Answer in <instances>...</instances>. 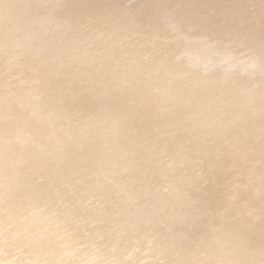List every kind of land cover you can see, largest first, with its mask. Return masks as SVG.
Returning <instances> with one entry per match:
<instances>
[{"label": "bare ground", "instance_id": "1", "mask_svg": "<svg viewBox=\"0 0 264 264\" xmlns=\"http://www.w3.org/2000/svg\"><path fill=\"white\" fill-rule=\"evenodd\" d=\"M5 1V0H4ZM4 1H1L2 3L1 4H4L3 2ZM7 1H10V0H7ZM6 1V2H7ZM12 1V4L10 3L9 5H10V7L7 5L6 7L8 8V10L10 11V8H12L11 7V5H13L14 3H13V1L14 0H11ZM10 1V2H11ZM17 1V0H16ZM19 1V4L22 2L21 0H18ZM21 1V2H20ZM34 1V2H33ZM32 2H31V0L29 1V2H31V4H33V6H37V5H44L45 4V2H44V4H39L38 2H40L39 0H33ZM35 1H36V3H38L37 5L35 4L34 5V3H35ZM43 0H41V2H42ZM61 1V3H62V0H60ZM59 1V2H60ZM67 0H65V2H66ZM76 1V3L78 2V0H75ZM75 1H74V3H75ZM83 1V3L82 4H84V1L85 0H82ZM88 1V0H87ZM87 1L85 2V4H86V6L84 5V6H80V8L81 9H83L82 7H86V9L85 10H87L88 9V6H91L92 5V3H95V4H93V5H97L96 3H97V1L96 2H92L91 0V2H89L88 1V3H90V4H88L87 3ZM104 1V0H103ZM107 0H105V2H106ZM109 1V0H108ZM112 1V0H111ZM118 0H113V2L115 3V2H117ZM122 1V3L124 2L123 0H119V2H121ZM128 1V0H127ZM131 1V0H130ZM129 1V2H130ZM133 1V0H132ZM155 0H151V2H153L154 3V5L153 4H151L149 1H147V5L148 4H151V6H155V4H157L158 5V7H154V8H151V9H158V11L160 10L159 9V6L161 5V3H160V1H158V2H154ZM157 1V0H156ZM167 1V0H166ZM165 1V2H166ZM172 1V0H171ZM175 1V0H174ZM177 1V0H176ZM188 1V0H187ZM194 1V0H193ZM209 1V0H208ZM211 1V0H210ZM221 1V2H220ZM229 1V0H228ZM228 1H222V0H218V4H216V6L218 7L219 6V8H220V4L222 5V7H223V4L224 3H222V2H225V4H224V8H225V5L226 4H228V3H226V2H228ZM238 1V4L241 2V0H236V2ZM240 1V2H239ZM250 1V0H249ZM252 1V0H251ZM254 1V0H253ZM252 1V2H253ZM15 2V1H14ZM53 2V3H52ZM51 3H50V1H48L47 3H46V5L48 4V6H47V8H49L48 9V12L49 11H52V10H50V9H53V7L58 3V0H57V3L54 5V3H55V1H52ZM64 2V1H63ZM79 2H80V0H79ZM99 5L101 4V2H102V0H99ZM110 2V1H109ZM112 2V3H113ZM119 2H118V4H119ZM126 2V1H125ZM134 2H138V1H134ZM144 2H146V1H144ZM149 2V3H148ZM162 2V5L164 6L165 4H168V6H169V8H170V6L171 5H169V1H167L166 3L165 2H163V0L161 1ZM180 3H181V1H179ZM196 2V1H195ZM195 2H193V3H195ZM199 2V1H198ZM213 2H214V0H213ZM242 2H244V0L242 1ZM242 2H241V4H242ZM255 2H256V0H255ZM259 2V1H258ZM16 3V2H15ZM24 3V2H23ZM23 3H21L20 5L22 6V4ZM26 4H27V2H25ZM24 3V4H25ZM43 3V2H42ZM60 3V4H61ZM67 4H68V7L70 8V6H72L74 3H73V0H68L67 2H66ZM66 3H62L61 5H62V7H64V6H66L67 4ZM73 3V4H72ZM103 3V2H102ZM111 3V2H110ZM112 3H111V5H112ZM121 3V4H122ZM140 3H142L143 4V1L141 0L140 1ZM160 3V4H159ZM189 3V2H188ZM211 3V2H210ZM251 3V2H250ZM260 3H262L261 1H260ZM260 3L259 4H257V5H259V7H260ZM8 4V3H7ZM31 4H29L28 6L27 5H25V7L27 6L28 7V9H27V7H26V9L24 10V14H27L28 13V11L27 10H29V6H32ZM49 4L52 6V4L54 5V6H52L51 8H50V6H49ZM59 4V3H58ZM58 4H57V6H58ZM60 4H59V6H58V8H59V11L60 10H63L62 9V7H61V9H60ZM63 4H66V5H63ZM106 5L104 6V7H108V5H107V3H105ZM125 4V6L128 4V2L127 3H124ZM142 4H140V5H142ZM185 4V3H184ZM206 4H208L209 5V2H207ZM215 4V3H214ZM237 4V3H236ZM241 4H239V5H241ZM248 4V3H247ZM253 4H255V3H253ZM252 3H251V5H253ZM18 4H15V6L16 7H18L17 6ZM70 5V6H69ZM75 5V4H74ZM74 5L72 6V8H74ZM77 5V4H76ZM99 5H97V8H99L98 6ZM102 5V4H101ZM104 5V4H103ZM103 5H102V7H103ZM115 4H113L112 6H114ZM120 5V4H119ZM131 5V4H130ZM133 5V6H132ZM132 5H131V8L129 7V4L127 5L129 8H130V10L134 7V5H136L135 3H133L132 2ZM139 5V4H138ZM146 5V6H147ZM160 6V8L161 7H163V6ZM176 5V4H175ZM189 5V4H188ZM194 5V4H193ZM193 5H191V6H193ZM208 5L206 6V7H208ZM212 5V4H211ZM246 5V4H245ZM1 6V5H0ZM15 6H13V7H15ZM24 6V5H23ZM94 6V7H95ZM112 6H109V7H111L112 8ZM116 7H118V5L116 4L115 5ZM114 6V7H115ZM127 6H126V8H127ZM137 6V5H136ZM135 6V7H136ZM145 5H144V7H146ZM150 5H148L147 6V8L149 7ZM150 6V7H151ZM167 6V7H168ZM187 6V5H186ZM198 6L200 7V5L198 4ZM210 6V5H209ZM212 6H214V5H212ZM212 6H210V7H212ZM216 6H214L215 8H216ZM241 6H243V4L241 5ZM250 6V5H249ZM262 6H264V4H262L261 5V7ZM3 7V6H2ZM1 7V8H2ZM6 7H4L5 9H6ZM37 7H39V8H41V6H37ZM44 7V6H43ZM43 7H42V9H40L42 12H43ZM46 7V6H45ZM44 7V12H47V11H45L47 8H45ZM56 7V6H55ZM55 7H54V11L53 12H55V11H57L58 12V9L57 10H55ZM77 7V6H76ZM101 7V8H102ZM103 7V8H104ZM108 7V8H109ZM113 7V9H114V12H120L119 10H121V8L123 9H125V11L126 12H128L129 11V8L128 9H126L125 7H122V6H119L120 7V9L118 8H114ZM138 7V6H137ZM142 6H140V7H138V9H139V11H138V13H140V16H141V12H143L142 13V16H147V14H148V21L147 22H144V20H146V18L145 19H143V17H140V18H142L143 19V21H142V19L139 21L138 19H139V15L137 14V9H136V13H134L133 12V10H135L134 8H133V10L132 11H129V14L130 15H132L133 13V15L135 16V14H137V16H133V18H135L136 20H138L139 22H141L142 21V24H140L141 26V28H146L147 27V25H145L144 23H149L150 24V22H149V20H150V17H152L151 18V20L152 19H154V20H157L156 18L158 17V15H161V16H163V13H164V15H165V12H166V10L164 9V7L163 8H161L162 9V12H160L159 11V13H161V14H155L156 13V11H154L155 13H152V14H154V15H156L157 17H153L152 15H151V13L148 11L147 12V10H146V13L147 14H144L145 12V9H140ZM149 7V8H150ZM166 7V9H168V11H170L169 10V8H167ZM176 7H177V5H176ZM175 6H174V10L176 9V11L179 9L178 7L176 8ZM185 7V6H184ZM198 7V8H199ZM210 7H208V8H206V9H209ZM222 7H221V9H222ZM227 7V6H226ZM228 7H230V3L228 4ZM233 7V6H232ZM236 7V6H235ZM258 7V6H257ZM256 7V9H258ZM0 8V9H1ZM19 8V7H18ZM33 8V7H32ZM32 8H30L31 9V11L32 10H34V8L32 9ZM57 8V7H56ZM64 8H67V7H64ZM68 8V9H69ZM78 8V9H77ZM77 8H75V9H77V10H79V7H77ZM101 8H99L100 10H102ZM108 8H104V9H108ZM111 8H109V9H111ZM143 8V7H142ZM171 8H172V6H171ZM181 8V7H180ZM218 8V9H219ZM231 8V7H230ZM248 8V7H247ZM5 9L3 10V12H2V10H1V14L2 13H4V11H5ZM23 9V8H22ZM22 9L20 8V9H18V12H22ZM36 9V12H38L37 10H38V8H35ZM91 9H93V7L92 8H89V10H91ZM98 9V10H99ZM104 9L101 11V12H103L104 11ZM112 9V10H113ZM115 9H116V11H115ZM184 9V8H183ZM187 9H190V11H184V12H182L180 9V16H178V18L180 17L181 18V16H182V18H183V20L185 21V23L183 22V24L181 25L180 23L178 24L179 25V27H177V24H176V21L177 20H175V23H172V21H170L171 23H170V25H169V23L167 24V18L168 17H170V16H172V13H175V12H172L173 11V9H171L172 11H170L171 12V15L170 16H168L169 15V13L167 12L166 13V15L168 16H165L166 18H164L163 20L165 21L166 20V24L169 26V28L171 29V32H172V28H173V25H174V30H173V34H174V32L176 31L177 33H178V30L181 28H184L186 25H188V24H190V23H192L193 21H195L196 20V18H197V16H195L194 14L192 15L191 14V11H192V8L190 7V8H185V10H187ZM216 10V11H220V10ZM226 9H228V8H226ZM225 9V10H226ZM236 9H238V11L239 12H242V11H240V9L239 8H236ZM244 9V8H243ZM246 9V8H245ZM264 9V8H263ZM262 9V10H263ZM7 10V9H6ZM11 10H13V9H11ZM15 10L17 11V9L16 8H14V12H15ZM70 11L72 10V9H69ZM77 10H75L76 12L75 13H77V12H79V11H77ZM85 10H83V11H85ZM88 10V11H89ZM96 7H95V9H93V11H92V13L94 14H92L91 13V11H90V15L91 16H95L96 15ZM128 10V11H127ZM150 10V9H149ZM211 10H213L214 11V14H215V10L214 9H211ZM210 10V11H211ZM224 10V9H223ZM230 10V9H229ZM229 10H228V12H229ZM251 10V9H250ZM258 10H261V9H258ZM257 10V11H258ZM259 11L261 14L262 13H264V11ZM27 11V13H25ZM35 11V10H34ZM40 11V12H41ZM64 11H66L65 9H64ZM64 11H62V12H64ZM70 11H68L69 12V14L70 15H72V13H73V15H75V13L73 12L74 10H72L71 12ZM81 11V17L82 16H84L85 18H83V19H86V16L87 17H89L88 15H89V12H87V11H85L86 13H88V14H85V15H83L84 13H83V11L82 10H80ZM106 11V10H105ZM110 12H111V10H109ZM109 11H106V12H108L109 13V16L108 17H110L111 19H110V21H112V20H114L113 19V16H114V18L115 19H118V20H120L119 19V17L122 15L123 17L124 16H126L128 13H126V15H124V14H122L123 12H121L120 13V16L118 15L119 13L117 12L116 14H117V16H116V14L115 15H111L110 16V12ZM150 11H152V10H150ZM152 11V12H153ZM158 11H157V13H158ZM194 11V10H193ZM208 11V10H207ZM206 11V12H207ZM13 12V13H14ZM29 12H30V10H29ZM61 11H60V13H62ZM67 12V11H66ZM65 12V13H66ZM98 12H100V11H98ZM101 12H100V15H101ZM106 12H104V13H106ZM113 12V11H112ZM132 14H131V13ZM222 12H225V11H220V14L222 13ZM226 12H227V10H226ZM235 12H237V10H234L233 11V14L235 13ZM238 12V14L236 13L235 14V18H236V15L238 16L240 13ZM10 13V12H9ZM8 13V14H9ZM31 13V12H30ZM56 13V12H55ZM208 13H209V11H208ZM210 13H212V12H210ZM232 13V12H231ZM11 14V13H10ZM42 14H45V13H42ZM49 14V13H48ZM51 14V13H50ZM57 14L58 13H56V15H54V14H52L51 15V17H53L52 19H53V21L56 19V17L57 18H60V17H58V16H61V15H58L57 16ZM68 13H66V16H68L67 15ZM144 14V15H143ZM149 14H150V17H149ZM178 14V13H177ZM177 14H174V15H177ZM217 14V13H216ZM219 13H218V15L217 16H219L220 15ZM224 14V13H223ZM230 13H227V14H224V16L225 15H229ZM243 14V13H242ZM245 14V13H244ZM247 15H249L248 14V12L246 13ZM245 14V16H247ZM16 17H17V19H18V14L16 15V14H14ZM32 15H38V17H42V16H40L39 14H31L30 16H31V19H32ZM47 15V14H46ZM69 15V16H70ZM72 15V16H73ZM98 15V16H97ZM96 16H97V18L98 17H100L99 16V14H97ZM102 15H104L103 13H102ZM129 15V16H130ZM210 15V14H209ZM212 15H213V13H212ZM47 16H49V15H47ZM65 16V15H64ZM71 16V17H72ZM89 17V18H95V17ZM105 16H107L106 14H105ZM121 16V17H122ZM160 16V17H161ZM206 16H207V14H206ZM214 16V15H213ZM224 16H222L221 15V17H218V19L215 17V19L214 20H216V24H217V26H218V22H217V20L219 21V19H221L222 17H224ZM231 16V15H230ZM229 16V17H230ZM241 16V14L239 15V17ZM244 16V15H243ZM251 16V15H250ZM249 16V17H250ZM14 16H12V15H0V21L1 22H3V24L4 23H6L7 25H9L11 28H15V21L17 22H19V24H18V22H17V27H18V25H19V27H20V29H21V26H23L24 25V20L23 19H26L25 21H27V17L26 16H24V17H26V18H23L22 19V17L23 16H21V18L19 17V20H15L14 18H13ZM37 17V16H36ZM38 17H37V20H38ZM44 17V16H43ZM50 17V16H49ZM50 17V18H51ZM71 17H68L69 18V22L70 23H68V21H66L65 23L66 24H68V25H66V26H70L71 25V21H72V23H75V22H77L78 20H80V19H78V15L76 14L75 16H74V19L77 17V21L76 20H72L73 19V17H72V19H70ZM118 17V18H117ZM120 17V18H121ZM126 17H128V16H126ZM138 17V18H137ZM160 17H158V18H160ZM249 17H247V18H249ZM45 18V17H44ZM43 18V19H44ZM50 18H48L49 20H46L47 19V17H46V19H45V21H47V22H43V21H41V23H39V26H40V28H41V26H42V28H43V26L45 25L46 26V28H47V30H49V32H50V29H51V27H52V30H54L57 26L55 25V24H53V22L50 24V25H52V26H50L49 27V25H48V21H50L51 19ZM80 18V17H79ZM97 18H95L96 20H98ZM101 19H102V17H100ZM129 18V17H128ZM128 18H122V22H121V20L120 21H115V23L112 21V23L114 24H112L113 25V27L115 26V24H121V23H123V20L124 21H128ZM130 18H132V17H130ZM132 18V20H133V22H134V20L135 19H133ZM177 18V19H178ZM211 18V17H210ZM209 18V19H210ZM214 17H212V19H213ZM225 18H227V17H225ZM231 18V17H230ZM241 18V17H240ZM240 18H239V20H240ZM247 18H246V20H247ZM253 18V17H252ZM263 18V16L261 17V19ZM28 19H30V17L28 18ZM42 19V20H43ZM62 19H63V16H62ZM82 19V18H81ZM82 19V20H83ZM125 19H127V20H125ZM169 19V18H168ZM223 19V18H222ZM222 19H221V21H222ZM228 19V18H227ZM227 19H224L225 21L227 20ZM237 19V18H236ZM244 19V18H243ZM242 19V20H243ZM253 19H257L256 21H258V18H253ZM15 20V21H14ZM21 20H23V22L20 24V22H21ZM33 20L35 21L36 19L35 18H33ZM57 20V19H56ZM56 20H55V22H56ZM60 20V19H59ZM59 20H58V22H59ZM78 21V23H79V25L80 24H82V22L83 21ZM96 20H94V21H96ZM100 20V19H99ZM96 21L97 23H95V22H91V21H93V20H91L90 21V23L93 25L92 27H91V24L89 25L90 26V30H91V28L93 29L94 28V26H96V25H94V23L95 24H99L98 22H100V21ZM150 20V21H151ZM159 20V19H158ZM158 20H157V22H158ZM163 20L161 19V21L163 22ZM205 20H208L207 18H205ZM211 20V19H210ZM231 20H232V18H231ZM246 20H244V21H246ZM252 20V19H251ZM251 20H250V22H251ZM85 22H86V20H84ZM102 22H103V20H101ZM129 21H130V19H129ZM129 21L126 23L125 22V24L122 26L121 25V27L120 28H122V27H124L125 25H126V27H128V23H129ZM153 21V20H152ZM151 21V23L153 24V22ZM182 21V20H181ZM209 21V20H208ZM208 21H206V22H208ZM229 21V20H228ZM227 21V22H228ZM233 21V20H232ZM248 21H249V19H248ZM248 21H246V22H248ZM27 22H29V20L27 21ZM32 21L30 20V22H29V24H32L31 23ZM42 22H43V24H42ZM51 22V21H50ZM54 22V23H55ZM81 22V23H80ZM107 22V20H105L103 23L105 24ZM109 22V21H108ZM118 22H121V23H118ZM138 22V23H139ZM144 22V23H143ZM156 22V23H157ZM161 22V23H162ZM178 22H180L179 21V19H178ZM203 22V21H202ZM211 22V24H213L212 23V21H210ZM210 22H208V23H210ZM234 22V21H233ZM238 22H240V21H238ZM259 22V21H258ZM260 22H262V21H260ZM14 23V24H13ZM26 23V22H25ZM34 23V22H33ZM45 23H47V24H45ZM59 23H61V22H59ZM77 23V24H78ZM102 23V25H101V27L104 25ZM132 22H130V24H131ZM136 23V22H135ZM137 23V24H138ZM234 23H237V21L236 22H234ZM245 23V22H244ZM243 23V24H244ZM253 23H255L254 22V20H253ZM23 24V25H22ZM35 24H36V26H37V22H35ZM35 24H32L33 25V30H34V25ZM42 24V25H41ZM76 24V25H77ZM87 24H89V22H87ZM108 24H110V22L109 23H107L106 25H107V27L105 28V27H103V28H101L100 27V30L102 29V31H104V28H105V31H107L106 29L108 28V29H110V28H113V27H111L112 25H108ZM136 24V25H137ZM145 25V27H143L144 25ZM149 24H148V26H149ZM152 24H150L151 26H152ZM155 24V23H154ZM153 24V25H154ZM158 24H160V22H158ZM158 24H156V25H158ZM164 23H162V24H160L161 26L163 25ZM165 24V26H167ZM210 24V25H211ZM238 24H240V23H238ZM248 24V23H247ZM247 24L245 23L244 25H245V27L247 26ZM261 24V23H260ZM262 24L264 25V23L262 22ZM261 24V28H262V25ZM1 25V24H0ZM47 25H48V27H47ZM60 25H62L63 26V24L61 23V24H58V26H60ZM64 25V27H66ZM100 25V24H99ZM133 25H135L134 23L132 24V26ZM139 25V24H138ZM156 25H154V26H156ZM160 25H158V28H159V26ZM172 25V26H171ZM199 25H202V24H199ZM206 24H203L202 26H205ZM208 25V24H207ZM206 25V26H207ZM209 25V26H210ZM214 25H215V22H214ZM227 25V24H226ZM225 25V26H226ZM230 25H232V23H230L229 24V27H230ZM249 25V24H248ZM251 25V24H250ZM2 26V25H1ZM14 26V27H13ZM26 26H28V28H30V26L28 25V23L26 24ZM26 26H23L24 27V30L23 31H29L28 30V28L26 27ZM39 26L37 27L38 28V30L40 29L39 28ZM45 26H44V28H43V30L44 29H46L45 28ZM53 26H56L54 29H53ZM62 26H60V30H58V31H61V27ZM72 26H75V24L74 25H71L69 28L70 29H72L71 27ZM85 26V25H84ZM87 27H88V25H86ZM86 26H85V28H82L81 26V28L84 30H86V29H89V27L88 28H86ZM105 26V25H104ZM109 26H110V28H109ZM117 26V25H116ZM150 26V28H152ZM153 26V27H154ZM172 28H171V27ZM184 26V27H183ZM191 26V25H190ZM197 26H198V24H197ZM205 26V27H206ZM223 26H224V24L222 25V23H221V26H219V27H221V28H223ZM236 26V25H235ZM235 26H233V28L235 27ZM253 26V25H252ZM255 27H256V29H257V27L258 26H256V25H254ZM22 27V28H23ZM63 27V28H64ZM77 27V26H76ZM99 27V26H98ZM98 27H95V29L96 28H98ZM125 27V28H126ZM129 27H131V25L129 26ZM128 27V28H129ZM157 27V26H156ZM176 27V28H175ZM205 27L203 28H201V29H203L204 31H206V33H207V29L209 28L208 26L206 27L207 29L205 30ZM216 27V26H215ZM214 27V28H215ZM218 27V28H219ZM237 27V26H236ZM242 27V24H240V28ZM244 27V26H243ZM248 27V26H247ZM246 27V28H247ZM250 27V26H249ZM25 28H27V29H25ZM32 28V27H31ZM37 28H35V30H36V32H34L35 33V35H34V33H32L33 34V36H36V37H41V33H42V31L43 30H41V33H39V31H38V33H39V35L40 36H38V34H36L37 33ZM49 28V29H48ZM67 28V27H66ZM66 28H64L63 29V32L65 33H67V31L69 30L70 31V29H68L67 31H65V29ZM81 28H79V29H81ZM114 28H116V27H114ZM118 28H119V25H118ZM125 28H123V29H125ZM128 28H126L127 30H128ZM132 28H134L133 30H132ZM131 28V33H133V31L134 30H136L137 29V27L135 28V26H133ZM141 28H139L138 27V29H141ZM149 27H148V29H150ZM158 28H157V30H158ZM161 28V27H160ZM187 28V27H186ZM185 28V29H186ZM213 28V26H212V28H211V30L212 29H214ZM226 28H228L227 26H226ZM238 28H239V26H238ZM246 28H243V29H246ZM251 28H253V27H251ZM251 28H249V29H251ZM260 28V27H259ZM258 28V29H259ZM261 28H260V30H261ZM18 29V28H17ZM16 28H15V30L16 31H18V30H20V29H18L17 30ZM57 29V28H56ZM58 29H59V27H58ZM78 28H76V30H75V32L74 33H76V35L75 36H73L74 35V33L72 34V36L69 34V33H67L66 35L65 34H63V35H65V36H71L72 37V39H73V37L75 38L76 36H77V33L78 32H76L77 30H79ZM99 29V28H98ZM125 29V30H126ZM147 28L145 29V30H148ZM154 29H156L155 27H154ZM162 29V28H161ZM160 29V30H161ZM163 29H164V27H163ZM170 29L168 30V31H170ZM180 29V30H181ZM188 29H190V28H187L186 30H188ZM194 29V28H193ZM210 29V28H209ZM216 29V28H215ZM224 29V28H223ZM230 29V28H229ZM236 29V28H235ZM4 31V32H1V31ZM9 31H7V32H5V29H4V27H3V29H0V45L1 44H8V45H5V48L8 50L9 49V47H11L12 46V44L10 43L12 40V35L10 36V34L11 33H13V31H10V30H12V29H8ZM22 30V29H21ZM20 30V31H21ZM46 30V31H47ZM84 30V32L85 33H82L83 31L82 30H79V32L80 33H82V36H79L78 35V40H79V42H81L82 43V41H84V39H85V37L87 38L86 40H88V37L87 36H85V34L87 33V35H89V31L90 30H86L85 31ZM100 30H98V32H96V35H100V33L102 34L103 32H99ZM116 30H117V28H116ZM116 30H110V32L109 31H107V32H109L108 34V36L109 37H107L106 35H107V32H105V34L106 35H104V38H105V42H103V43H106L107 41L106 40H108V44H111V45H115V44H113V43H110L109 41H111L113 38V36L115 35L114 34V31H116ZM124 30V32H123V34H124V38H123V35H121V37L123 38L122 40L124 41L125 40V38L126 37H129V35H128V33L130 34V37L132 36V34L130 33V31H128V33H127V35H126V37H125V34H126V32H127V30L125 31ZM130 30V29H129ZM191 30V29H190ZM196 30V29H195ZM211 30H210V32H211ZM217 31L219 30V29H216ZM228 30V29H227ZM237 30V29H236ZM252 30V29H251ZM264 30V28H262V31ZM14 32V33H17L18 34V32ZM19 31V32H20ZM30 31H32V30H30ZM29 31V32H30ZM45 31V30H44ZM43 31V33H45ZM58 31H56L55 30V33L56 32H58ZM92 31V30H91ZM90 31V32H91ZM94 31V33H95V30H93ZM118 31V30H117ZM121 33H122V29H120L119 30ZM140 31V30H139ZM151 31H153V28L151 29ZM151 31L149 32V30H148V33H150L151 34ZM162 31V30H161ZM165 32L167 31V29H166V27H165V30H164ZM182 31V30H181ZM189 31V30H188ZM194 31V30H193ZM204 31H202L203 33H205ZM213 31V30H212ZM215 31V30H214ZM213 31V33H216V32H214ZM220 31V30H219ZM224 31H226V30H223V33H224ZM235 31V30H234ZM246 31H248V28H247V30ZM62 32V31H61ZM73 32V31H72ZM120 32H117V33H120ZM142 32V31H141ZM141 32H140V34H141ZM143 32H144V29H143ZM154 32H155V30H154ZM154 32H152V35H157L156 33H158V31L156 32V33H154ZM160 32V31H159ZM165 32H162L163 34H167V32L165 33ZM180 32V31H179ZM200 32H201V30H200ZM199 32V33H200ZM209 32V31H208ZM209 32V33H210ZM221 32H222V29H221ZM227 32V34H228V31H226ZM225 32V33H226ZM240 32V34L239 35H241V32H242V30L241 31H239ZM243 32H244V30H243ZM242 32V33H243ZM248 32H250L251 33V31H248ZM247 32V33H248ZM254 33L253 34H255V32H256V30L255 31H253ZM257 32H259V30L257 31ZM256 32V34L255 35H258L259 33H257ZM264 32V31H263ZM262 32V33H263ZM13 33V34H14ZM23 33H25L26 34V32H23ZM28 33V32H27ZM31 33V32H30ZM29 33V37L27 36V38L26 39H29V38H31L32 36V34H30ZM42 33V34H43ZM47 34H48V31L46 32ZM139 32H137L136 34H138ZM146 33V31L144 32V37H147L146 35L148 34H145ZM161 33V32H160ZM159 33V34H160ZM177 33H175L174 35H176L175 37L172 35V33L170 34L169 33V35H170V37L168 36V40H166L165 39V37L161 34V38H162V36H163V40H164V44L162 45V46H166V43H165V40L166 41H169L170 42V40H171V37L173 36L174 38H178V39H180V50L182 49V42H181V40L182 39H186V38H182V36L183 35H186V34H188L189 32H185L186 34H184L183 32V34H181L182 36H180V35H178V36H180V38L177 36ZM206 33H205V35H206ZM212 33V32H211ZM210 33V34H211ZM212 33V34H213ZM236 33V32H235ZM234 33V34H235ZM245 34V35H248V34H250V33H248V34ZM17 34H15V35H17ZM47 34H45V35H47ZM52 34V33H51ZM61 34V33H60ZM69 34V35H68ZM83 34H84V37H83ZM91 34L92 35H94L93 34V32H91ZM90 34V35H91ZM110 34L112 35V34H114V35H112V37H110ZM135 34V33H134ZM135 34V35H136ZM140 34H138V35H140ZM158 34V35H159ZM221 34V33H220ZM252 34V36H255V35H253ZM14 35V38H16V42H22V38H24V37H26V36H24L23 34H18V35H22V36H24V37H22V38H20V37H18V38H20L19 40H18V38H17V36H15ZM26 35H28V34H26ZM45 35H43L42 37H44ZM55 35V34H54ZM59 35V34H58ZM62 35V34H61ZM60 35V36H61ZM91 35V36H92ZM135 35H134V37L133 38H135ZM149 35V34H148ZM152 35H149L150 37V40H151V36ZM154 35V36H155ZM172 35V36H171ZM189 35V37H191V35L190 34H188ZM187 35V36H188ZM194 35V34H193ZM192 35V37L191 38H189V41L192 39V41H194L193 40V37H195V36H193ZM197 36H198V34H196ZM207 35H208V33H207ZM238 35V37L237 38H239L240 36ZM262 35V34H261ZM50 37V33L47 35V37ZM52 36H53V34H52ZM51 36V37H52ZM57 36V35H56ZM106 36V37H105ZM141 36V35H140ZM140 36H138V37H140ZM142 36V37H143ZM186 36V37H187ZM209 36V35H208ZM210 36H212V35H210ZM209 36V37H210ZM215 36H218V37H214V39L216 38H218V41L215 43V44H218L217 46L219 47V45H220V43H219V38H222V36L223 37H225V35L224 34H222V35H218V32H217V35L215 34ZM221 36V37H220ZM229 36H231L232 37V35H229ZM234 36V35H233ZM248 36H251V35H248ZM251 36V37H252ZM36 37H34V38H36ZM41 37V38H42ZM46 37V36H45ZM47 37H46V39H47ZM51 37L50 38H48V40L47 41H49V39H51ZM93 37V36H92ZM97 38H100L101 39V36H96ZM95 36H94V39H92V40H90V38H89V43L90 42H92V44L90 43V44H88V45H86L85 44V42H86V40L84 41V44L85 45H81V46H83V48L85 47L86 48V46L88 47V48H91V52L94 50V45H95V41H97L98 39L96 38ZM102 37H103V35H102ZM118 37V36H117ZM132 37H131V39H132ZM156 37V36H155ZM158 37V36H157ZM160 37V36H159ZM185 37V36H184ZM200 37H204L203 36V34H202V36H200L199 35V38ZM208 37V38H209ZM228 37V35L226 36V38ZM230 37V38H231ZM246 37V36H245ZM244 37V40L246 39ZM262 37H263V39H264V34L262 35ZM261 37V38H262ZM11 38V39H10ZM53 38H55L54 36H53ZM70 38V37H69ZM82 38H84V39H82V41H81V39ZM109 38L111 39V40H109ZM136 38H137V36H136ZM152 38H153V36H152ZM161 38H160V40H159V42L161 41ZM167 38V37H166ZM176 38V39H177ZM188 38V37H187ZM204 38H206V37H204ZM204 38H203V40H204ZM229 37H228V39H230ZM254 38V37H253ZM252 38V39H253ZM256 38V40H254V41H252L251 40V42H250V40H249V42L250 43H257V45H256V48H258L259 46H261V47H264V43H263V39H261V40H263L262 41V43H263V46H262V44H260L259 45V43L257 42V37H255ZM45 39V38H44ZM67 39V38H66ZM77 39V37L75 38V40ZM96 39V40H95ZM99 39V40H100ZM114 39H115V42L117 41L120 45H122V46H118V44H117V42H116V45L117 46H112V49H111V52L113 51V53H111V54H113V56H114V58L116 57V54H114V51H115V53H116V50H117V52H119L118 51V48L120 47V48H122L123 46H124V44L127 42V40H126V42L124 41V44L122 43V40H121V38H116V35H115V37H114ZM117 39V40H116ZM128 39V38H127ZM131 39H129L128 40V43L130 42V46L129 47H131V49L133 48V44L135 43V41H132V42H134V43H132L131 42ZM138 39H140V38H138ZM143 39V38H142ZM141 39V40H142ZM154 39V38H153ZM175 39V40H176ZM177 39V40H178ZM198 38H196V40H197ZM207 39V38H206ZM240 39L242 40V38L240 37ZM239 39V40H240ZM14 40V39H13ZM18 40V41H17ZM35 39H33V41H34ZM59 40V39H58ZM57 40V41H58ZM70 40H71V38H70ZM74 40V39H73ZM73 40H72V42H73ZM78 40H76L77 41V43H78ZM95 40V41H94ZM98 40V41H99ZM102 40V39H101ZM101 40L98 42H96V43H98V44H96V49H97V47L99 46V45H102V43H101ZM121 40V41H120ZM144 40L145 39H143L141 42H143L144 44L146 43V42H148L149 40H148V38L145 40V42H144ZM157 40V39H156ZM155 40V41H156ZM162 40V41H163ZM173 40V39H172ZM188 40V39H187ZM195 40V41H196ZM199 40V39H198ZM209 39H207V40H204V41H207L208 42V44H210L211 43V41L209 40ZM227 40V39H226ZM244 40H242L243 42H244ZM260 40V38L258 39V41ZM261 40H260V42H261ZM52 41H56L55 39L53 40H50L49 41V43H50V45H52V46H54L55 47V45H57L56 47H57V49L56 48H52L51 46V48H48V50H46V51H43L44 49V46H43V48L41 47L42 45H44V44H42V43H38V41H37V43H35V44H37L36 46H31V45H29V47L30 48H28V49H32V48H36L37 46H40L41 48H38V50L39 49H42V50H39V51H41V53H43V52H45L46 54H47V52H49V49H51L50 51H53L55 54H54V56L52 55L53 54V52H51L52 54H50V52H49V54H47L48 56H50V57H48L47 55V57H44V55L45 54H40L39 52H38V50H34V51H37V55H41V57L42 58H40L39 56V58H37L36 56V52H34V51H30V50H27V46H28V44H27V42H26V45L25 44H23V45H25L26 46V49H25V52H24V54H25V56L26 57H24V58H19L20 56H18V58L17 59H15V57H17V55L15 54V56L14 57H12L13 55H14V51H16V50H14V48H12L13 50L11 51V53H13V54H9V52H7L9 55V57L7 56V54H5L6 55V57H5V60H6V58L8 57V58H13L14 60H13V62L17 65V67H20L19 69H21V71H23L22 69H24V71H23V74H19V75H21L19 78H17L16 76H17V74H15L16 73V68H15V71L13 70V72H15L14 74H13V72L11 73V74H9V75H15L14 77L16 78V80H18V85L20 86L21 84H22V82H23V84L26 86H24V85H22V86H24L25 87V89H23L21 86V88H18L19 86L18 85H16V87L19 89V90H16V91H20V89H22V90H24V91H20L19 93H20V95H19V93H18V97L20 96V99L22 100L23 99V102H20L19 101V104H17V105H15V104H12V102L11 101H15L16 99H13L12 97H11V95H13L12 93H11V91L9 92L8 90H9V88L7 89V87H8V84L6 83V81H5V85H7V87H4V84H3V86L1 85V83H0V214L5 210V209H8V208H12V209H14L15 211L17 210V213H14V210H13V213H11L13 216L12 217H14V218H16V216H18V215H16V214H18V210H19V212H20V210L23 208V207H25V209H26V207H31V206H34V207H37V206H44V208L46 207V209H47V211L49 212H51L52 210H53V208H54V201H53V199L51 198V194L52 193H50V190L52 189V186H54V184H55V186L53 187V188H55V189H52V190H56V191H61L60 190V188H58V187H63L62 185L61 186H58V185H56L57 183H60V184H67L68 182H70L71 180H73V179H75L76 177H77V180H75L76 181V183H77V181L79 182L81 179V181H82V183H83V189L81 190L82 192L84 191V192H94V195H96L97 196V194H95V192H97V191H99V190H103L104 189V193H105V190H106V192L108 193V194H110V196H113V195H115L116 196V193H119V192H121V194H123V193H125L126 195H129V194H132L131 196H135V198H136V196L137 195H135L137 192H136V190H134V192H133V190H132V188H131V190H132V192L134 193H132L131 192V190H128V189H126V188H118V192L116 191V188H114V186L112 185L113 183H114V181H113V179L111 178V177H109L108 175H112V176H114L116 173H117V167H121L122 165H120V166H118L119 165V163L117 162V161H119L120 159H117L118 157H120V156H118V154H123V156H125V154H127L128 153V156L126 155L125 157H123V156H121V158H124L125 159V161H126V164H127V168H128V170L130 169V170H133L132 172L134 173V171H136L135 169H137V167H138V169H139V165H140V167H141V165L142 166H144L145 167V169H144V167H143V171L144 170H146V166L148 167V169H149V173L151 174V176H155L156 175V173H155V169L154 168H158V166H156L155 167V164H154V162H156L155 160H157V159H161V158H159V156L161 155V152L162 153H165V152H167L166 151V149H168V150H170L169 148H167V147H169L171 144H170V142H168L169 143V146H168V143H167V145H165L162 141L164 140L165 141V139H161V140H159L160 142H162V144L160 143V142H157L154 146H152L151 147V145H150V143L151 142H153L154 143V141L156 142V141H158V139L159 138H161V136H163L165 133H167V135H168V133H169V128H168V126H173V128H171L170 129V132H173L174 130V128H176V124L178 125L179 123H175V125H174V116H173V121H172V119H171V124H173V125H168L170 122L169 121H167V119L169 118V117H172L171 115H169L168 113L169 112H171L173 115H175V114H177L176 112H175V110L172 112V110L170 109V105H172V107L173 106H175L176 104H179L180 102H179V100L183 103V104H185L186 105V103H191V100H193V99H189L190 101L189 102H187L188 101V97H187V99H185L184 101H186L185 103L183 102V100H181V98L182 99H184L185 98V96H188V94L192 91V90H190V89H192V88H184V93H187V92H189L188 94H186V95H184L183 93H182V91H173L172 92V90H171V88L170 87H167L168 85H169V82L170 81H172L173 79H171L170 80V76L169 75H167L169 72H171L172 73V70H173V67L171 66V68L170 69H172L171 71L169 70V71H167L168 69H169V66L172 64L173 66H174V64H176V66L175 67H178L179 65H181V60H182V62H184L185 60H184V58H187V57H189V56H184V57H182V55H185V54H182L186 49H187V47H185V49H184V51L182 52V53H180L179 52V49L176 51V53L174 54V50H175V47H173V44H171L172 42H170L169 44H170V46L169 47H171V45H172V49H174L172 52H171V48H169V50H167V51H169V53L170 54H172V55H169L170 57V59H172V56H175V55H178L177 57L178 58H173V60H171L172 61V63H170L171 61H170V59H169V63H170V65H169V63L167 62L165 65L163 64V62L161 61V60H159L158 62H156L155 60V62L158 64L159 63V65H164V66H166L165 68H164V70H163V67L161 68L162 69V71L161 70H159L160 68H158V67H160V66H158L157 67V65L155 66V69H154V67L152 66H150L149 67V70L152 68V69H154V71H156V73H157V70L156 69H158L159 71H160V74H161V72H163V71H165V74H166V71L168 72L166 75L167 76H169V77H165L166 75H164V77L165 78H162L163 80L164 79H166V78H168L170 81L169 82H167L168 81V79H166L167 81V83L166 82H164L162 79H161V75H159L160 76V80H162V82H164L163 83V85L165 84L166 86L165 87H167V89L163 86L162 87V82L161 81H158V82H156V84L154 85L155 87H158V86H160L161 88H165V89H161L162 91H160V88L158 87L157 88V90L159 89V91H157L156 90V88L155 87H152L153 85H149L148 83L149 82H151V81H147L146 82V86L145 87H148L149 86V88H150V86L156 91V92H158L156 95H154L153 97L154 98H151L152 96L150 95L152 92H155V91H152L151 93H149V95L151 96V97H148V96H146L147 94H148V92H149V90L147 91V90H145V89H143L144 90V92H141L140 93V90L142 89V85H141V83L140 82H142V81H144L145 80V76H147L148 74L150 75V73H145V74H143V75H141L142 77V79H139L138 78V76H134V73H131V71H132V66H131V70L126 74V75H124V76H126V77H124L123 76V74H125V72H127L125 69H124V73L122 74V71H121V73H120V71H119V69L117 70L118 72H119V74H120V76L122 75L123 76V80H121L122 78H119V74H117L116 73V75H115V72H117V71H115L113 74H111V72L109 71L108 72V70L110 69V68H108L110 65L108 64L107 66V68H105L106 66H104L103 67V69H101V68H97V69H95L94 67H96L97 65H98V67H99V65H100V63H98V62H101V66L100 67H102L107 61H106V59H108V56L110 57V55H107L109 52H105V49L107 50L108 48H105L103 45H107V43L106 44H103L102 45V47H103V50H101L100 48H101V46H100V48H98V49H100L99 51H96V50H94V52L93 53H95V52H101L102 53V51L103 52H105V53H107V54H105L104 53V55H103V53H102V57L104 58V56H105V61H104V64L102 63V60L101 61H99L100 59H103V58H101V56L99 57V56H94L95 58L96 57H98V58H100L99 60H98V58L96 59V61L98 60V62H95L94 60L92 61V58H90L91 60H88L86 63H82V61H81V63H80V57L79 56H81V55H79L81 52H83L82 50V48L80 49V48H78L80 51V53H75L76 51L75 50H77V48H75L74 49V47L77 45V46H79L78 44H76L75 46L73 45L75 42H73V44L67 39V41L68 42H70L71 43V45L70 46H74L73 48L72 47H70L68 44L66 45L65 44V49L64 50H67V46H69V48H72L71 50H74L73 52L76 54V55H79V56H76L75 54V56H73V58H70V63H68L67 61H69L68 59H67V56H66V60H65V62H67L68 64H66L65 65V63L63 62L62 63V61H61V59L63 58L62 57V53H61V51L59 52L58 51V47L59 46H63L64 45V43L66 42L65 40L63 41H58V43L60 42L61 44L59 45L58 43H56L55 42V44L53 45V43H52ZM113 42H114V40H112ZM154 41V40H153ZM153 41H150V42H153ZM161 41V42H162ZM179 41V40H178ZM184 42H185V40H183ZM191 41V42H192ZM194 41V42H195ZM200 41H202L201 39H200ZM212 41H215V40H213V38H212ZM221 41V40H220ZM231 41H232V39H231ZM234 41H236V40H234ZM246 41V40H245ZM256 41V42H255ZM15 42V44H18V43H16ZM31 42V41H30ZM30 42H28L29 44H30ZM64 42V43H63ZM114 42V43H115ZM121 42V43H120ZM140 41L139 42H136V43H141ZM159 42H154V43H156V46L158 47V48H156V49H160L159 51H160V53H158V54H163V52L165 51L164 49H166L165 47L163 48L161 45L159 46ZM198 42V41H197ZM248 41H246L245 43H247ZM52 43V44H51ZM80 43V44H81ZM131 43H132V46H131ZM135 43V44H136ZM153 43V44H154ZM168 43V42H167ZM173 43H176V41H174ZM202 43H205V42H202ZM214 43H212L213 44V46H215L216 47V45H214ZM230 43V42H229ZM240 43V42H239ZM250 43H247V44H250ZM34 44V45H35ZM63 44V45H62ZM127 44V43H126ZM138 44V45H139ZM147 44V43H146ZM146 44H145V46H146ZM152 46H154L152 43H150ZM150 44H149V46H150ZM158 44V45H157ZM162 44V43H161ZM168 44V45H169ZM182 44V45H181ZM189 44H190V46H191V43H188V50H191L192 48L191 47H189ZM200 44V43H199ZM198 44V45H199ZM206 44V43H205ZM22 45V44H21ZM59 45V46H58ZM93 46V47H90V46ZM136 45L137 46V49H138V51L140 50L138 47H140L141 45H142V43H141V45ZM148 45V44H147ZM167 45V46H168ZM184 45H187V42H185V44ZM196 42L195 43H193V45L192 46H195L196 47ZM202 45V44H201ZM242 45V44H241ZM246 45V44H245ZM3 46V45H2ZM25 46H19L20 48H22V47H24L25 48ZM76 46V47H77ZM108 46V45H107ZM110 46V45H109ZM126 46H128V45H126ZM125 46V47H126ZM143 46L144 45H142V49H143ZM144 46V47H145ZM149 46H148V50H146L145 48V51L146 52H142V53H145L144 55H145V57H146V54L147 53H152V56H153V52H150L149 51ZM166 46V47H167ZM174 46H176V49H177V46H178V43L177 44H175ZM200 46V45H199ZM198 46V48H200L201 50H202V47L203 46H201V47H199ZM207 47H208V45H206ZM206 46H205V48H206ZM211 46V45H210ZM209 46V47H210ZM213 46L211 47L212 49H210L209 51H215V50H217V49H219V48H213ZM230 46V45H229ZM232 46V45H231ZM255 45L254 44H250V46H248V47H254ZM4 47V46H3ZM2 47V48H3ZM61 47L59 48V49H61ZM113 47H116V50H115V48H113ZM118 47V48H117ZM125 47H123L122 49H124ZM128 47V48H129ZM159 47H162V49L164 50V51H161V48H159ZM208 47V48H209ZM221 47V46H220ZM236 47V46H235ZM240 47V46H239ZM247 49H246V48ZM244 47V44H243V46L241 47V51H242V48H244V49H246V50H248V52H249V48L247 47V46H245ZM4 48V49H5ZM20 48H17L19 51H20ZM24 48H23V50H24ZM93 48V49H92ZM105 48V49H104ZM110 48H111V46H110ZM119 48V49H120ZM147 48V47H146ZM151 48V47H150ZM155 48V47H154ZM168 48V47H167ZM184 48V47H183ZM189 48H191V49H189ZM204 48V47H203ZM233 48V47H232ZM255 48V47H254ZM3 49V52L5 53V50ZM53 49V50H52ZM55 49V50H54ZM63 49V48H62ZM120 50V51H122V54H124V52L123 51H131L130 50V48L129 49H127V47L125 48L126 50ZM144 49H143V51H144ZM152 49V51H153V47L151 48ZM150 49V50H151ZM197 49V48H196ZM238 49V48H237ZM240 49V48H239ZM251 50H252V48H250ZM259 49V48H258ZM9 50H11V49H9ZM18 50L16 51L17 53H18ZM22 50V49H21ZM86 50V52H84L83 54H85V55H89V54H92V55H90L91 57L93 56V53H90L89 51L90 50H88L87 48L86 49H84V51ZM88 50V51H87ZM133 50V49H132ZM158 50H155V51H157V52H159ZM183 50V49H182ZM181 50V51H182ZM194 50V49H193ZM199 51V50H197V51H199V53L201 52V54L203 55V53L206 51V49H204L203 51L204 52H202V51ZM233 50V49H232ZM232 50H230V55L232 54V55H234L231 51ZM235 50H236V48H235ZM255 50V49H254ZM253 50V51H254ZM261 50H262V48H260V51L258 52L257 50V52L256 51H254L253 53H255L257 56L258 55H261V56H258V57H260L259 58V62H261V63H263L262 61V59L263 58H261V57H263V55H264V49H263V51H262V53L263 54H259V53H261ZM27 51V52H26ZM28 51H29V53H28ZM43 51V52H42ZM68 52H69V50H67ZM67 51L65 52L66 54L65 55H69V57H71L72 55L71 54H67ZM78 51V50H77ZM108 51V50H107ZM134 51H136V50H133V53H134ZM149 51V52H148ZM155 51H154V54H155ZM239 51V50H238ZM240 51V52H241ZM1 53L0 52V56H1V58H0V67L4 70V71H6V73L8 72L9 73V70H8V68L11 66V61L10 60H8L7 62H2V55H4V53ZM23 51H21V52H19V55L22 53ZM58 52L61 54L60 56L62 57H58ZM62 52H63V50H62ZM72 52V51H71ZM72 52V53H73ZM87 52H89L88 54H86ZM189 53H187V50L185 51V53H187V54H190V51H188ZM219 52H220V50H219ZM218 52V54H220ZM233 52L235 53V52H237V51H234L233 50ZM244 52V51H243ZM242 52V53H243ZM246 52V51H245ZM35 53V54H34ZM39 53V54H38ZM101 53H99V54H101ZM131 53H132V51L130 52V55H131ZM132 53V55H133V57L135 56V54H136V52H135V54H133ZM138 53V52H137ZM139 53H140V51H139ZM141 53V54H142ZM166 53H168V52H166ZM165 52H164V54L163 55H165L166 54ZM193 53H196V52H193ZM198 53V52H197ZM207 53V52H206ZM210 54L212 53V52H209ZM208 53V54H209ZM214 53V52H213ZM212 53V54H213ZM238 53V52H237ZM247 53V52H246ZM253 53H249V55H248V53L246 54V55H248V56H252L251 54H253ZM258 53V54H257ZM2 54V55H1ZM27 54V55H26ZM119 54L120 53H118V59L117 60H119L122 64H124V63H126V60L127 59H129L130 57H129V55H127L128 57L126 58V57H121L120 58V56H119ZM121 54V55H122ZM126 54H129V53H126ZM141 54H139V57L138 58H140L141 60H142V56H140ZM148 54V55H149ZM157 54V56L159 57V55ZM180 54H182L181 56H180ZM191 54H192V50H191ZM207 54V55H208ZM215 54V53H214ZM239 54V53H238ZM254 54V55H255ZM36 55V56H35ZM71 55V56H70ZM98 55V54H97ZM166 55H168V54H166ZM165 55V56H166ZM196 55V54H195ZM217 55V54H216ZM227 55V54H226ZM241 55V54H240ZM240 55H238V56H240ZM243 55V54H242ZM241 55V56H242ZM245 54L243 55V60H245L244 59V56H246ZM253 55V56H254ZM63 56H64V52H63ZM83 57H85L84 55H82ZM81 56V57H82ZM86 56V57H87ZM122 56H125V54L124 55H122ZM152 56H150V57H152ZM155 56V55H154ZM154 56H153V58H154ZM164 56V57H165ZM199 57H200V55H198ZM205 58H208V56H206V55H203ZM203 56H202V58H203ZM210 57H211V55H209ZM219 56V55H218ZM218 56H216V58L218 57ZM228 56V55H227ZM235 56H236V58H240V57H238L236 54H235ZM252 56V57H253ZM59 58V60H58V58ZM68 57V58H69ZM107 57V58H106ZM148 57V56H147ZM146 57V58H147ZM161 57V56H160ZM168 57V56H167ZM166 57V58H167ZM199 57H197V58H199ZM209 57V58H210ZM215 57V56H214ZM213 57V55H212V59H211V61H213V59L215 60V58ZM220 57V56H219ZM218 57V58H219ZM230 57V56H229ZM255 57V56H254ZM253 57V58H254ZM258 57H256V59L255 60H252V61H257V59H258ZM4 58V57H3ZM7 58V59H8ZM65 58V57H64ZM64 58L62 59V60H64ZM80 58V59H79ZM111 58V57H110ZM110 58L108 59V61L110 60ZM114 58L112 57V63H114L113 62V60H114ZM132 58V57H131ZM135 58H137L136 56H135ZM134 58V59H135ZM153 58H149V59H153ZM163 58V57H162ZM180 58H183V59H180ZM202 58H199V59H202ZM236 58H235V60H236ZM246 58H247V56H246ZM249 58H251V57H249ZM84 59V58H83ZM83 59H81V60H83ZM123 59H126V60H123ZM155 59V58H154ZM165 59V58H164ZM176 59L178 60L177 62L179 63L180 62V64L178 65V63H176L175 61H176ZM180 59V60H179ZM193 59V61L192 62H194V58H192ZM204 59V58H203ZM260 59L262 60V61H260ZM122 60V61H121ZM139 59H137L136 61L139 63L138 65H140V62L139 61H141V60H139ZM145 60H148V59H145ZM150 60V61H151ZM187 60V59H186ZM207 60H209V59H207ZM222 60V59H221ZM234 60V59H233ZM241 62H242V60H241V58L239 59ZM111 61H109V62H111ZM115 61V66H117V65H119V63L118 62H116V60H114ZM161 61V62H160ZM164 61H168V58H167V60L165 59ZM173 61L175 62V63H173ZM197 61H198V59H197ZM201 60H199V62H200ZM204 61V60H203ZM202 61V62H203ZM210 61V60H209ZM216 61H219L220 62V60H217L216 59ZM215 61V62H216ZM225 62L227 61V60H224ZM229 61V60H228ZM227 61V62H228ZM238 61V60H237ZM249 61H250V59H249ZM108 62V63H109ZM127 62H129V60L127 61ZM130 62H131V59H130ZM133 62V61H132ZM137 62H135L134 61V63L137 65ZM144 62V61H143ZM205 62V61H204ZM232 62V61H231ZM231 62H229V63H226V64H230L231 65ZM234 62V61H233ZM246 62H248V61H246ZM259 62H258V64H259ZM11 63V64H10ZM98 63V64H97ZM150 62H148V64H149ZM162 63V64H161ZM186 63H188V61L186 62ZM190 64H192L191 63V61L189 62ZM201 63V62H200ZM213 64H214V61L212 62ZM222 63V62H221ZM220 63V64H221ZM234 63H236V62H234ZM233 63V64H234ZM261 63H260V65H261ZM15 64L14 65H12V66H14L15 67ZM103 64V65H102ZM107 64V63H106ZM122 64H120V66H122ZM131 64V63H130ZM134 64V65H135ZM143 63H142V61H141V65H142ZM144 64H146V63H144ZM144 64H143V68H142V66H140V68H142V70L145 68V66H144ZM151 64V63H150ZM155 64V63H154ZM153 64V65H154ZM169 66H168V65ZM183 64V63H182ZM195 65H198L197 63H194ZM62 65V66H61ZM67 65H68V67H70L71 65H75V68L76 69H78L79 71L78 72H76L75 70L76 69H74V73L75 74H73V75H70L69 76V74H67V73H70V72H72L70 69L71 68H74V66L72 67L71 66V68H69V71L70 72H68V70H67ZM79 66V68H77L76 66ZM127 66L129 65V63H127L126 64ZM135 65V66H136ZM137 65V66H138ZM178 65V66H177ZM186 65V64H185ZM193 65V64H192ZM194 65V66H195ZM215 65V64H214ZM213 65V68L212 69H214V66ZM216 65H217V63H216ZM218 65H219V63H218ZM236 65V67H237V64H235ZM240 65V64H239ZM11 66V69H13V67ZM124 66H125V64H124ZM147 66H149V65H147ZM146 66V67H147ZM211 65H206L205 66V68L206 67H208V68H210L211 69V67H210ZM225 65H222L221 67H224ZM234 66V65H233ZM233 66H230V67H228L229 69H231V67L232 68H234ZM259 66V65H258ZM256 66L255 67V69L257 70L259 67H261V66ZM157 67V68H156ZM182 67V65L181 66H179V68H181ZM186 67H187V65H186ZM185 67V68H186ZM188 67H191L192 68V66L191 65H189ZM197 67V66H196ZM200 67H203L202 69H204V66H200ZM235 67V68H236ZM245 67H246V65H245ZM55 68H57V71L59 70V72H56V70H55V72H54V69ZM129 68V67H128ZM179 68H177V70L179 69ZM198 68H199V66H198ZM208 68H206L205 70L206 71H208L209 69ZM227 68V67H226ZM227 68V69H228ZM10 69V70H11ZM19 69H18V71H19ZM105 69V70H104ZM108 69V70H107ZM114 69H116V68H114ZM135 69H137V68H135ZM139 69V68H138ZM147 69V68H146ZM146 69H144L145 71H146ZM148 70V71H146V72H153L154 73V71L153 70ZM194 68H192V70H193ZM202 69H201V73H203L205 70H203L202 71ZM221 70L222 69H224V68H220ZM229 69L227 70V72L229 71ZM239 69H240V71L242 72L245 68H244V66H243V68L241 69V67H239ZM248 69V68H247ZM261 70L262 69H264V68H260ZM260 69H258L257 71L258 72H260L261 70ZM1 70V69H0ZM66 70H67V73H66ZM128 70V69H127ZM134 70V69H133ZM142 70H139V71H141V73L142 72H144V70L142 71ZM174 70H176V69H174ZM184 70L185 69H183L182 71L184 72ZM197 70V71H196ZM195 70V72H199V70L198 69H196ZM221 70H215L216 71V77L217 76H219V79H221V77H220V75H223L224 73L223 72H221ZM226 69H224V71H225ZM232 70H234V69H232ZM236 70H238V67H237V69H235V71ZM260 70V71H259ZM32 71H33V73H32ZM134 71H136V70H134ZM133 71V72H134ZM139 71H138V74H139ZM159 71H158V73H159ZM179 71V70H178ZM181 70H180V72H179V75L180 74H182V79L184 78L183 77V75L185 74H183V72H182ZM191 71V70H190ZM194 71V70H193ZM192 71V72H193ZM205 71V72H206ZM214 70H211V73L213 72ZM218 71V72H217ZM235 71H230V72H234L235 73ZM239 71V70H238ZM238 71H237V73H238ZM240 71H239V73H240ZM248 71H250L251 72V70H246L245 69V71H243L244 73H241V74H245V73H248ZM254 71V70H253ZM257 71H255L254 73L256 74V77H257V75H258V80H259V78H261V79H264L263 78V76H260V74H257ZM264 71V70H263ZM24 72H26V74L24 75ZM60 72H63L64 74H59L58 75V73H60ZM108 72V73H107ZM174 72V71H173ZM177 72V71H176ZM192 72H190V73H192ZM199 72V73H200ZM223 73V74H219V73ZM230 72H228V74L225 72V74L228 76V75H230L231 73ZM18 73H20V71L18 72ZM22 73V72H21ZM152 73V74H153ZM164 73V72H163ZM171 73H169V74H171ZM198 73V74H199ZM210 73V74H211ZM214 73V72H213ZM217 73L219 74V75H217ZM234 73H233V76H234ZM263 73V72H262ZM261 73V74H262ZM70 74H72V73H70ZM137 74V75H138ZM174 73H172L171 74V76H174L175 74H178V73H175L174 75H173ZM193 74L195 75L196 73H194L193 72ZM3 75H4V73H3ZM7 75V74H6ZM6 75L4 76V77H6ZM22 75H23V77H22ZM155 75V74H154ZM153 75V76H154ZM158 75H156V76H158ZM187 75V74H186ZM194 75H192V76H194ZM204 75V73L203 74H199V76L201 77H204V79L206 78L205 76H203ZM207 75V74H206ZM213 75V76H212ZM212 75H210L211 77H215L214 75H215V73L214 74H212ZM240 75V74H239ZM239 75H236V76H238L237 77V79H236V77H235V79L236 80H241L242 78H244L242 75H240V76H242V78L239 76ZM248 75H249V73H248ZM246 76V78L247 77H249V78H247V82L249 81V79L250 80H252L251 79V77L250 76ZM254 76V74H252V72H251V76ZM262 75H264V74H262ZM118 76V77H117ZM121 76V77H122ZM178 76V75H177ZM176 75H175V79L177 78V82H178V84H180V81H179V79H178V77L180 78L181 77V75L180 76H178L177 77ZM191 76V77H192ZM209 76V77H210ZM226 76V77H227ZM231 76H232V74H231ZM230 77L229 79H228V81L230 80L231 82H233L231 79L232 78H234V77ZM252 76V77H253ZM260 76V77H259ZM133 77H136L138 80H141L140 82H135L134 81V78ZM150 77V76H149ZM196 78H199V81L198 82H200V77H198V75L196 74V76H195ZM208 77V76H207ZM223 77H225V75L224 76H222V80H223V83H216V82H218L217 80H215L216 82L214 83L213 82V84H215L214 86H216V85H218V84H223V85H221L222 87L221 88H223L224 86H226V87H228L229 86V84L231 83H229L228 81H226L227 83V85H225V81H224V79H223ZM15 78H11L12 80H14ZM119 78V79H118ZM144 78V79H143ZM158 77H156V79H157ZM188 78V77H187ZM187 78H185V80L187 79ZM196 78H195V80H196ZM218 78V77H217ZM228 78V77H227ZM253 78H255V76L253 77ZM9 79V78H8ZM117 79V80H116ZM147 80H148V77L146 78ZM153 78H152V76H151V80H152ZM156 79L154 78L153 80H155L156 81ZM159 79H157V80H159ZM181 79V78H180ZM193 79H194V77H193ZM207 79V78H206ZM212 79V78H211ZM12 80L10 81V83H12ZM15 80V81H16ZM20 80H22V82H20L19 83V81ZM119 80V81H118ZM136 80V79H135ZM137 80V81H138ZM184 80V79H183ZM185 80L184 81H182L181 80V82L182 83H184V84H187V85H185V87H187V86H190L188 83V80H187V82H185ZM225 80H227V79H225ZM244 81H246L245 80V78L243 79ZM243 80H241V82L243 81ZM256 80V79H255ZM254 80V81H255ZM0 81H1V75H0ZM9 81V80H8ZM118 81V82H117ZM121 81V82H120ZM204 81V80H203ZM211 80H210V78H209V82H210ZM221 81V80H220ZM243 81V82H244ZM253 81V80H252ZM252 81H250V83H252ZM253 81V83H256V82H254ZM257 81V80H256ZM145 82V81H144ZM143 82V83H144ZM173 82V81H172ZM172 82L170 83V84H172ZM202 82V81H201ZM209 82H207V84L209 83ZM241 82L239 81V82H237V83H240L239 84V86H238V89L240 90V89H242V85H241ZM242 82V84L244 85V83H246V82H244L243 83ZM262 82H263V80H262ZM262 82H259V83H262ZM16 84H17V81L15 82ZM140 83V84H139ZM153 83V82H152ZM181 83V84H182ZM203 83H205V82H203ZM203 83H201V84H203ZM211 83V82H210ZM210 83H209V85H210ZM249 83V82H248ZM252 83V84H253ZM257 83H258V81H257ZM258 83V84H259ZM148 84V85H147ZM184 84H182L183 86H184ZM200 84V85H201ZM14 85V84H13ZM174 85V84H173ZM173 85H171V86H173ZM177 85V84H176ZM194 85V84H193ZM198 85V84H197ZM205 85V84H204ZM220 85H218V86H216V87H220ZM232 85H237V84H235V83H233ZM240 85H241V87H240ZM247 85H249V84H247L246 83V85H244V86H247ZM251 85V84H250ZM253 85H255V84H253ZM261 85H263V84H260V86L258 85V87H256V86H251V87H249V89L250 88H252L253 87V89H255L256 91H257V89L260 87L261 88ZM95 86H97V88H94ZM141 86V87H140ZM175 86V85H174ZM180 87H179V90H180V88L181 89H183V87H181V85H179ZM202 86V85H201ZM207 85H205V87H206ZM212 86V85H211ZM213 86V87H214ZM231 86V85H230ZM243 86V87H244ZM16 87H15V89H16ZM73 87H76V88H73ZM77 87L79 88L78 89V91H77ZM191 87V86H190ZM216 87H214V89H213V91H215V92H220L221 93V88H217L218 89V91H217V89H216ZM233 87V86H232ZM232 87H230V88H232ZM235 87V86H234ZM240 87V88H239ZM248 87H247V89H248ZM141 88V89H140ZM144 88V87H143ZM149 88H147V89H149ZM151 88V89H152ZM170 88V89H169ZM173 88H175V87H173ZM172 88V89H173ZM177 88H178V86H177ZM177 88H175L176 90H177ZM229 88V87H228ZM228 88H223V89H225V90H227ZM235 88H237V87H235ZM234 88V89H235ZM259 88V89H260ZM263 89H264V86L262 87ZM261 88V89H262ZM73 89H75L76 90V92H75V90H73ZM188 89V91L186 92V90ZM206 89V88H205ZM216 89V90H215ZM222 89V90H223ZM233 89V88H232ZM231 89V90H232ZM246 89V88H245ZM258 89V90H259ZM260 89V90H261ZM171 92H170V91ZM174 90V89H173ZM195 90V89H194ZM206 90H210L211 92L209 93L208 91H203L204 93H201V94H204L203 96H205V95H213V94H215V93H213V94H211L213 91L211 90V88H210V86H209V88H207ZM229 90V89H228ZM235 90H237V89H235ZM251 91H254V90H252V89H250ZM36 91V92H35ZM147 91V93H146V95H144L145 94V92ZM199 91V90H198ZM201 91V90H200ZM224 91V90H223ZM230 91V90H229ZM228 91V92H229ZM232 91H234V90H232ZM232 91H231V93L229 92V94H228V92H225V93H227V95L224 93V92H222V96L224 95V98H225V96H227V98H229V95L231 94H233L232 93ZM238 91V90H237ZM236 91V92H237ZM245 91V90H244ZM246 91H248V90H246ZM245 91V92H246ZM246 92L248 95H249V97L252 95V92ZM264 91V90H263ZM263 91H262V98L264 97L263 96ZM23 92V93H22ZM36 93V95H37V93H38V96H37V98H35V96H33V93ZM78 92V93H77ZM155 92V93H156ZM193 93L195 92V91H192ZM192 92H191V94H192ZM235 92V93H236ZM239 92V93H238ZM237 92V94H239L238 96H240V97H244V96H246L247 94L245 93V92H243L242 91V93H241V90L240 91H238ZM22 93V94H21ZM166 93V94H165ZM168 93H170L169 95L170 96H168V97H164L165 95H168ZM206 93H208V94H206ZM224 93V94H223ZM234 93V94H235ZM243 94V93H245L244 94V96H241V94ZM251 95H250V94ZM254 93H255V91L253 92V96H259V94H261V92L259 93V91H257V93H259V94H257L256 95V93H255V95H254ZM165 94V95H164ZM195 94H197V91H196V93ZM201 94H200V96H201ZM23 95V96H22ZM128 95H130V96H132L131 98L134 100V98H133V96H139V98H140V95H141V98L140 99H142L141 101H140V99H139V104H138V102H136L137 104H135L134 105V107L136 106V105H138L135 109H133V111H131L130 109H132L131 107L133 106V105H131V104H127V102L125 103V99H126V101H130L131 99H127V97H128ZM153 95V94H152ZM184 95V96H183ZM192 95H194V94H192ZM15 96V95H14ZM16 96H17V94H16ZM16 96L14 97V98H16ZM195 96V95H194ZM197 96H199V95H197ZM200 96H199V98H200ZM208 96H205L206 98L208 97ZM238 96H236L237 98H240V97H238ZM257 96V97H258ZM21 97H24V98H21ZM161 97H163L164 98V101H165V99H167V101H168V103H166L165 102V104H164V107H165V109L167 108V106H169L168 107V109H166V111H168L169 109H170V111L168 112V113H166V111L164 110V112L166 113V114H168L169 115V117L167 116V119L165 118L164 119V121H163V118L165 117V115H164V113H163V110H162V113H163V115H164V117L162 118V116H161V114L159 115H156L155 113V115L152 113V110H154V107H153V104L155 103L156 104V102H158L159 101V98H161ZM184 97V98H183ZM189 97H192V96H189ZM196 97V96H195ZM210 97H212V96H209V98ZM231 97V96H230ZM233 97H234V95H233ZM248 97V98H249ZM128 98H130V97H128ZM197 98V97H196ZM196 98L194 99V101L196 100ZM208 98V99H209ZM213 100H214V98H216V96L214 97V95H213ZM219 98V96L216 98V99H218ZM232 98V97H231ZM247 98V96H246V100L248 99ZM251 98H252V96H251ZM261 97L259 96L258 98H256V99H260ZM11 99H13V100H11ZM198 99V98H197ZM202 99V98H201ZM250 99V98H249ZM252 99H255V97H253ZM252 99L250 100V102L252 101ZM255 99V100H256ZM133 100H131V102L133 101ZM160 100H162L163 101V99H160ZM205 101L206 100V102H204L203 104H202V106H201V108H200V113H199V110L197 109V108H199V107H197V105H199L200 103L197 101V103H196V101H195V104H193L194 106H196L197 108H195V109H197L198 111V113H196V114H194V115H188V116H182V114H179L180 116H182V119L180 118V120H181V122H182V125H192L193 126V124H194V127H195V129L197 128V130H195V131H192V129H194V127H192V129H191V126H190V128L189 129H187V130H190V131H192L193 133L195 132L196 134H195V137H194V135H192L193 137L192 138H189V137H191V136H187L188 134L190 135V133L188 132V134L186 135L188 138V141H185V140H187L186 139V136H185V134H186V129H182V130H184L185 131V134H184V132L181 130V132H183V134H179L180 133V131H178V130H176L177 132H179L178 133V135H176L175 133L173 134V135H176V137H181V139H185L184 141H183V143H185V145H187L188 144V148H186V146H184V144L182 145V148L181 149H185V151H186V153L184 152V150H183V152H179V145L177 144V140L179 141L180 140V138H175V136H173L172 135V133H170V136H167V138H169V137H171V135L175 138L174 139V141H175V143H176V146H174V147H177V145H178V151H176V148H175V151L176 152H174V156H178V155H180L179 157H183V156H185V154H186V157H188V156H190V157H188V158H190V160L188 159V160H185V161H190V163H191V160L192 159H197V161H195V165H199L200 164V166H201V164L202 165H205V164H207L209 167H206L205 169L206 170H204V166H203V170L204 171H208L209 169L211 170L210 172L208 171V173H205L204 171V173H202L204 176H205V178H201L200 177V180L202 179L203 180V182H205V180L207 179H210L211 177H212V175H211V173L212 174H214L213 176L215 177L216 175H217V177H216V180H217V178H218V176H219V178L218 179H220V176H221V179H222V181H224L223 182V184H222V186L221 185H218V184H220V183H218V184H216V186H217V188L213 185V182L215 181L214 179V177H212V178H214V179H211V181L212 182H210V183H212V184H206L205 183V187H200L201 189L203 188L204 190H201L202 192L203 191H208L209 190V192H207L206 193V200L202 197V196H204V194H202V193H199V197L197 196V193H196V197L197 198H195L194 197V199L192 200L191 198H188L187 197V195H191L192 194V192L190 193L189 192V190L188 191H186V193L187 192H189V194H187L186 195V193L185 194H183L182 195V193H184V191L180 194L179 193V190H178V187H176V185L173 187V188H171L170 186V191H168L169 190V187H168V192L166 193H161L162 195H160V196H156V198H155V196L154 195H152V193L150 194V192L149 191H151V190H149L148 189V187H146V186H144V187H146V188H142L143 187V185H141L140 187L142 188V189H144V190H140L138 193L139 194H141L143 197L144 196H147V197H149L150 195H152V197H151V201L150 200H148L147 199V197H146V200H148L147 202L148 203H144L143 204V206L145 205V204H148V205H146V207H144V208H142V211H140L139 210V212L140 213H138V212H136V215H132V214H126V212H124V211H126V210H121L120 211V209H119V211L121 212V216H123L124 215V219H122V217L120 218V216H119V218H115L114 217V215H115V213H114V215H112L111 213H112V211H111V209L112 208H109L110 210L109 211H106V212H102V211H99V214L97 215L96 214V211L94 212L93 210H94V208L92 209V211H93V213H90L91 215L92 214H94L95 213V215L93 216V217H101L102 219H105L106 220V223H108L109 224V226H111V225H113L114 227H116L118 230L117 231H119L122 235L124 234L125 235V237L123 236V238L120 236V235H118V236H120V238L121 239H123L124 240V238H126L127 240H129V241H131V243H133L134 244V242H132V241H135V242H142V241H139L142 237H143V232H144V229H145V225L146 224H148V223H150V225H151V227H152V229L155 231V230H157V228H158V226H159V223H157L156 221H154V219L156 218V216L157 215H160V214H162V215H164V217H163V219L165 220V222H166V224L168 225L169 223L172 225V229H170V231L167 229V228H165V229H167L169 232H170V239H171V241H170V247L169 246H165L166 244H163V247L165 246V248H160L161 246H152V245H149V243H147L146 242V251H144L145 249V247L143 248V252L145 253V255L147 256L148 255V253H150L149 254V257H151L150 255H152V257L154 256L152 253H155V256H156V253L158 254V257H159V255L161 256V257H159V258H161V259H163V257H165L162 261L164 262V260H165V262L167 263V264H264V107H262V106H259V104H257L256 102L257 101H254L253 103H256L258 106L256 107L255 105V107L254 106H252V109L251 108H249L248 106V104H246L245 105V103L247 102H249V100L248 101H246L244 104L242 103V104H239V103H241V101H244V99L243 98H240L239 100L238 99H236V100H238L237 102H239L240 100V102L237 104V102L235 103L234 101H236V100H234V98H233V100H231V99H229V101H231V102H229V104L230 103H232V101L234 102V103H232L231 105H230V107L233 105V104H236L237 105V107H239V108H237V107H235V105L234 106H232L231 108L233 109L232 110V112L234 111V108L233 107H235L236 109H240V110H242V114H243V118L241 119H235V118H237V117H235V116H237V112H236V109H235V111H234V113H232V114H229L231 111H228V113L226 112V108H227V105H225L224 103H223V105H225V107H222V106H220L219 108H221V109H218L217 110V108L216 107H218V106H216L215 105V108H214V105H213V103L215 102H213V100L211 101V99H210V101H211V103L207 100V99H202V101ZM261 100V99H260ZM260 100H258V101H260ZM263 100H264V98H263ZM129 101H128V103H129ZM134 101H137V98H135V100ZM133 101V104L135 103ZM199 101H201V100H199ZM217 101V100H216ZM218 101L220 102V99H218ZM217 101V102H218ZM18 102V101H17ZM213 102V103H212ZM225 102H226V100H225ZM227 102H228V100H227ZM249 102V104H251ZM260 102H262V103H260V105H263V101H260ZM15 103H16V101H15ZM163 103V102H162ZM161 103V104H162ZM187 104V106L188 105H191V104ZM199 103V104H198ZM252 103V104H253ZM127 104V105H126ZM166 104H168L167 106H166ZM197 104V105H196ZM214 104H216V103H214ZM219 105H222V102H220V103H218ZM217 104V105H218ZM228 104V105H229ZM126 105V106H125ZM129 105H131V106H129ZM193 105H191L190 106V108H186V110L187 109H189V110H192V106ZM248 105V106H247ZM127 106H129L130 107V109H129V111H128V109H125ZM153 107V109L151 110V108ZM155 106V105H154ZM160 106V105H159ZM161 106H163V105H161ZM160 106V107H161ZM181 106V105H180ZM156 107V106H155ZM171 107V108H172ZM178 107V109H179V106H177ZM185 107L186 106H184V108H183V110H185ZM229 107V106H228ZM251 107V106H250ZM181 108V107H180ZM157 109H159L158 107L156 108V110ZM161 109H164V108H162L161 107ZM126 110V111H125ZM155 110V111H156ZM160 110V109H159ZM177 110V109H176ZM237 110V111H238ZM131 111V112H130ZM161 111V110H160ZM180 111V110H179ZM188 111V110H187ZM194 111V110H193ZM196 111V110H195ZM157 112H158V110H157ZM183 111H181V113H182ZM161 113V112H160ZM170 113V114H171ZM175 113V114H174ZM188 113V112H187ZM189 113H192V111H190ZM188 113V114H189ZM239 113H241V112H239ZM185 114V113H184ZM183 114V115H184ZM233 114H235V115H233ZM222 115H224V118H222L223 116ZM239 116H240V114H238ZM78 116H87V118H88V122H87V124L86 125H80L79 124V122H76V123H74L75 121H74V119H76ZM158 116H160V117H158ZM156 117H158L157 119H156ZM178 117V116H177ZM161 119V121H160V123L161 124H164L162 127H167L166 129L165 128H161L162 129V133H161V131H159L160 132V134H162L161 136L159 135V132H158V123H157V120L159 121L160 119ZM176 118V117H175ZM80 119V118H79ZM176 119H179V118H176ZM165 120H166V122H169L168 124H166V122H165ZM169 120V119H168ZM180 120H178V121H180ZM164 122V123H163ZM173 122V123H172ZM175 122H177V120H175ZM106 124V125H105ZM108 124V125H107ZM105 125V127H103ZM166 125H168V126H166ZM181 124L179 125V129H180V126L181 127H183ZM196 125V126H195ZM99 126L101 127H103V128H106V126L108 127V126H112V127H108V129H109V134H107L108 132L106 131V129L104 130L103 128L101 129L102 131H103V133L105 132V134H107V135H104L103 133H102V131L101 132H99L100 130L98 129L99 128ZM175 126V127H174ZM184 126V127H185ZM177 128H178V126H177ZM187 128V127H186ZM96 129H98L96 132H98V133H100V134H98V133H96L95 132V130ZM107 129V130H108ZM165 129V130H164ZM163 130L165 131L164 133H163ZM173 130V131H172ZM157 131V132H156ZM155 132L160 136L159 138H158V135L157 134H155ZM192 132H191V134H192ZM157 135V136H156ZM180 135H182V136H180ZM145 137V136H147L148 137V139H150L151 138V142L149 143V141H148V143H149V145H148V143L146 144V143H144L140 138L141 137ZM158 138V139H156V137ZM165 136V135H164ZM205 136H208L209 138L206 140V137ZM150 137V138H149ZM185 137V138H184ZM152 139H153V141H152ZM146 140V139H145ZM181 141V140H180ZM207 141H209V142H207ZM167 142V141H166ZM175 143H174V145H175ZM178 143H180V142H178ZM181 143H182V141H181ZM187 143V144H186ZM152 144V143H151ZM140 147V148H138V150H139V152H137L136 153V151H135V149L138 147V146ZM153 145V144H152ZM195 145V146H194ZM134 146H137L135 149H134ZM183 146H184V148H183ZM196 147V149H198L199 151L198 152H196L195 150L196 149H194V148H192V147ZM235 147H237L236 149H234ZM192 148V149H191ZM232 148V149H231ZM238 149V150H237ZM123 150H125V151H123ZM137 150V151H138ZM192 150H194L196 153L194 154V156H195V158H193L192 157V159H191V155L194 153ZM203 150H205L206 151V153H204L205 151H203ZM207 150H210V151H208L207 152ZM233 150H235V151H233ZM237 150V151H236ZM120 151H122V152H120ZM134 151H135V153H134ZM126 152V153H125ZM178 152L179 153H181V154H178ZM188 152V153H187ZM189 152L191 153L192 152V154H189ZM125 153V154H124ZM204 153V155L206 154V155H208L207 157H205L204 155H202ZM217 155H216V154ZM167 154H169L170 155V153H169V151H168V153ZM176 154V155H175ZM184 154V155H183ZM209 154H210V156H209ZM212 154V155H211ZM159 155V156H158ZM181 155H183V156H181ZM157 156H158V158H157ZM193 156V155H192ZM126 157H127V159H126ZM160 157H162V156H160ZM169 157V156H168ZM156 158V159H155ZM175 158V157H174ZM177 158V157H176ZM117 159V160H116ZM180 159V158H179ZM178 158H177V160L175 161V162H178V161H182V159H180L179 160ZM184 159V158H183ZM115 160H116V162L118 163V165H116L117 163L115 162ZM162 160H164V159H162ZM162 160H160V162L162 161ZM166 160V159H165ZM164 160V161H165ZM120 161H124L123 159L122 160H120ZM164 161L162 162V163H164ZM169 161V160H168ZM168 161L166 160V162L165 163H168ZM184 161V160H183ZM160 162H157V163H159V165H160ZM170 162V161H169ZM196 162H198L197 164H196ZM122 163V162H121ZM123 163H125V162H123ZM171 163V162H170ZM181 163V162H180ZM180 163H178V164H180ZM125 164V165H126ZM174 164V163H173ZM178 164H174V166L175 167H178L179 165ZM184 164H186L187 165V163H185V162H182V165L183 166H185ZM188 164H189V162H188ZM191 164H194V161H193V163H191ZM124 165V164H123ZM157 165V164H156ZM176 165H178V166H176ZM117 166V167H116ZM165 166H168L169 168H170V170L174 167V166H172V163H171V167L167 164H165ZM165 166L163 167L165 170L168 168V167H166L165 168ZM181 166V165H180ZM188 166L190 167V164L189 165H187L186 166V168L184 167V169L183 170H185V173L186 174H184V172H183V170L181 169L182 168V166H181V168L180 167H178V168H176L177 170H181L183 173L182 174H184L183 176L181 175V174H178V175H181L182 176V179H183V177L184 176H186V177H184V180L182 181L181 180V182H182V184H184L186 181H185V178H186V180L187 179H189L188 178V175L190 174L189 172V168H188ZM206 166V165H205ZM124 167V166H123ZM123 167H121V169L123 168ZM154 167V168H153ZM160 167V166H159ZM174 167V168H175ZM199 167V166H198ZM197 167V168H198ZM127 168H125L124 167V169H122L123 170V172L122 173H125V172H128L127 171ZM142 168V167H141ZM156 168V170L157 171H159V172H161V170H158V169H161V168H158L157 169ZM168 168V169H169ZM191 168V167H190ZM192 168H193V166H192ZM191 168V169H192ZM195 168H196V166H195ZM195 168H194V172H196V170H197V168H196V170H195ZM200 168H202V167H200ZM208 168V169H207ZM154 169V170H153ZM186 169H187V171H188V173H187V171H186ZM190 169V170H191ZM141 171H142V169H140ZM139 170V171H140ZM153 170V171H152ZM165 170H163V172H165ZM170 170H168V171H170ZM173 170V172L175 171V169H172ZM199 170V169H198ZM197 170V171H198ZM202 169H200L199 171H201ZM125 171V172H124ZM142 171V172H143ZM156 171V172H157ZM118 172H119V170H118ZM121 172V171H120ZM129 172H131V171H129ZM146 172H148V170L147 171H144V173H141L142 175H143V177H146V175L144 176V174H146ZM159 172H157V174H159L160 175V173ZM172 171H170V172H166L167 174L168 173H170V174H168V178L167 179H169L170 177L169 176H171L172 175V173H173ZM194 172H192L191 171V173H192V177L194 176L193 174H194ZM136 173H138V170H137V172ZM136 173H134V175L136 174ZM175 173V172H174ZM176 173H180V171H178V172H176ZM106 174H108L107 176L109 177L108 179L110 180V181H113L112 182V184H110L111 182H109V180H108V184L107 183H105L104 181H103V179L105 178H103L102 179V177L104 176V175H106ZM139 174H140V172H139ZM164 174V173H163ZM201 174V175H202ZM222 174V175H221ZM122 175V174H121ZM125 175H128V173L127 174H125ZM130 175V174H129ZM128 175V176H129ZM132 175V174H131ZM130 175V176H131ZM162 175V174H161ZM164 175V176H165ZM174 175V174H173ZM173 175H172V177L171 178H173ZM178 175H176V176H178ZM200 175V174H199ZM106 176V177H107ZM116 176V175H115ZM129 176V177H130ZM137 174H136V177L134 176H131V177H133V179L134 178H137ZM139 176H141V175H139ZM138 176V177H139ZM190 175H189V177H191ZM127 177V176H126ZM128 177V178H129ZM143 177H141V178H143ZM149 177V176H148ZM147 177V179L146 178H144V180L147 182V180L149 179ZM175 177V176H174ZM196 177V176H195ZM78 178H79V180H78ZM116 178V177H115ZM118 178V177H117ZM116 178V179H117ZM123 178H125L124 177V175H123V177L122 178H118L117 180H119V181H122L121 183H119V181H118V183L119 184H125V183H123ZM151 178V177H150ZM157 177L155 176L153 179H154V181H157V180H155ZM176 178H179V176L178 177H176ZM131 178H129V180H130ZM139 178H137V180H138ZM152 178H151V181L153 180ZM161 179V178H160ZM166 179V178H165ZM180 179V178H179ZM196 179V178H195ZM194 179V180H195ZM225 179V180H224ZM136 180V181H137ZM171 180V179H170ZM175 180H177V179H175ZM190 180V183H191V180H193V178L192 179H189ZM199 180V179H198ZM197 180V181H198ZM206 180V181H207ZM214 180V181H213ZM80 181V182H81ZM132 181V180H131ZM131 181H129V182H131ZM136 181H135V187H137L138 185H137V183H136ZM143 181V180H142ZM142 181H140V183L142 182ZM151 181H149V182H151ZM172 181V180H171ZM170 181V182H171ZM188 181V180H187ZM196 181V180H195ZM220 182H222L221 180H219ZM72 182V181H71ZM70 182V183H71ZM74 182V181H73ZM73 182L71 183V187H74V185H73ZM127 182V181H126ZM129 182H128V184H129ZM134 182V181H133ZM157 182H159V183H161L162 182V180L160 181H157ZM156 182V183H157ZM163 182H165V180H163ZM168 182V181H167ZM169 182V183H170ZM175 181H172V183H174ZM177 182H178V180H177ZM184 182V183H183ZM209 182V181H208ZM216 182V181H215ZM218 182V181H217ZM70 183H68V185L70 184ZM81 183V184H82ZM144 183V182H143ZM142 183V184H143ZM151 183H153V182H151ZM168 183V184H169ZM176 183V182H175ZM174 183V184H175ZM189 183V182H188ZM195 183H200V182H195ZM201 183H202V181H201ZM80 184V183H79ZM80 184V185H81ZM115 184V183H114ZM119 184H117L116 183V185H119ZM132 184V183H131ZM139 184V183H138ZM150 184V183H149ZM154 184H155V182H154ZM162 184V183H161ZM160 184V185H161ZM178 184H180V182H178ZM182 184H180V185H182ZM186 184V189H187V187H188V184L187 183H185ZM184 184V185H185ZM192 184H193V182H192ZM215 184V183H214ZM67 185V186H68ZM73 185V186H72ZM115 185V186H116ZM137 185V186H136ZM140 185V184H139ZM153 185V184H152ZM156 185V184H155ZM167 184L165 183V185L164 186H166ZM189 185H191V184H189ZM200 185H202V184H200ZM202 185V186H203ZM207 185H213L212 187L211 186H208V187H210V188H212V189H208V187H207ZM58 186V187H57ZM66 186V185H65ZM65 186H64V188H65ZM66 186V187H67ZM69 186V187H70ZM76 186H78V184H75V188H76ZM82 186V185H81ZM120 186V185H119ZM130 187L132 186V185H129ZM129 186H127L128 188H130ZM172 186V185H171ZM192 186V189L194 188V189H196L197 187H199V184H198V186L196 187V184L193 186V185H191ZM68 187V188H69ZM121 187H123L122 185H121ZM134 187V188H135ZM158 187V186H157ZM157 187L155 188V189H157ZM161 187V186H160ZM182 187H183V185H182ZM196 187V188H195ZM206 187H207V189H206ZM223 187H224V189H223ZM231 187L232 188V190H231V192L233 191V193H230L229 191L228 192H226L227 190H230L229 188ZM59 190H58V189ZM75 188H73V189H75ZM81 188V187H80ZM141 188H139V189H141ZM163 188V187H162ZM167 188V187H166ZM165 188V189H166ZM179 188H180V186H179ZM190 188V187H189ZM228 188V189H227ZM73 189H72V191H73ZM79 189V187L76 189V190H78ZM136 189V188H135ZM139 189H137V190H139ZM145 189H148L149 191H146ZM154 189V190H155ZM183 189V188H182ZM184 189H185V187H184ZM185 189V190H186ZM192 189H190V191L192 190ZM193 189V190H194ZM65 190V191H64ZM70 191H71V189H69ZM154 190H152V191H154ZM198 190V188L196 189V191ZM55 191V192H56ZM62 191L64 192V195H65V192H66V188L65 189H62ZM67 192L66 194L68 195V193H69V195L71 196L72 194L74 195L75 193H74V191H73V193H72V191L71 192ZM81 191H78L79 192V194L81 193ZM159 191V190H158ZM160 191H162V189H160ZM76 192V191H75ZM136 192V193H135ZM195 192V191H194ZM194 192H193V194H194ZM57 193V195H58V192H56ZM56 193L55 194H53L54 196L56 195ZM98 193V192H97ZM137 193V194H138ZM157 192H155L154 191V194L155 195H159L160 193H157ZM227 193L228 195H226V196H228V197H226L225 196V194ZM230 193V194H229ZM59 194H63V193H60L59 192ZM83 194V193H82ZM81 194V195H82ZM124 194V195H125ZM150 194V195H149ZM202 196H201V195ZM232 194V195H231ZM76 195H77V193H76ZM80 195V196H81ZM101 195V194H100ZM107 195V194H106ZM118 195V194H117ZM230 195V196H229ZM75 196V195H74ZM79 196V197H80ZM90 196V195H89ZM93 196V195H92ZM103 196H104V194H103ZM109 196V195H108ZM120 196V195H119ZM133 196V197H134ZM140 195H138V197H139ZM193 196V195H192ZM200 196L204 199H202V198H200ZM59 197H63L62 195H58V198ZM66 197V195L64 196V198ZM77 197V196H76ZM75 197V198H76ZM82 197L83 196H81V199H82ZM94 197V196H93ZM137 197V199H139ZM190 197V196H189ZM205 197V196H204ZM63 198V199H64ZM71 198V197H70ZM75 198H73V200L75 199ZM78 198V197H77ZM103 198V201H104V197H102ZM101 197L100 198H97L95 201H94V204H99V202L100 201H102L101 199H102ZM109 198V197H108ZM108 198H106L105 200H107ZM128 198V197H127ZM132 199V200H134V202H138V200L137 199ZM141 198V197H140ZM62 199V200H63ZM80 199V198H79ZM78 199V200H79ZM95 199V198H94ZM100 199V201L99 202H97V200H99ZM110 199V198H109ZM108 199V200H109ZM130 199V198H129ZM59 200H60V198H59ZM59 200H58V202H59ZM77 200V199H76ZM76 200L74 201L75 203H77L78 202V200H77V202H76ZM82 200H84L85 201V199H82ZM91 200H92V198H91ZM119 200V199H118ZM118 200L116 199V201L118 202ZM123 200H126V199H123ZM136 200V201H135ZM140 200V199H139ZM145 200V197H144V199H143V201H146ZM70 201H72L71 199H70ZM103 201L101 202L102 204H103ZM109 201H111V200H109ZM130 201H131V199H130ZM150 201V202H149ZM69 202V199H68V201L67 202H64L65 204H66V206H65V204H62L63 206V208H67L68 206H69V204H72L73 202H69V204H67ZM86 202V203H85ZM85 202H83L82 201V206L83 207H80V208H82V209H80V211L81 210H83V208H85V209H87L86 208V206L84 207V205L85 204H87V202H89L88 200H86ZM95 202H97V203H95ZM106 203H109V202H107V201H105ZM141 202V201H140ZM61 203V202H60ZM63 203V202H62ZM85 203V204H84ZM90 203V202H89ZM100 203V204H101ZM106 203H104V207L105 206H108V205H105ZM112 203V202H111ZM116 203V202H115ZM132 203V202H131ZM222 203H224V206H225V208H221V205H222ZM80 204V205H79ZM84 204V205H83ZM91 204V203H90ZM93 204V206H95ZM96 205V209H98V207L97 206H99V205ZM101 204V205H102ZM113 204V203H112ZM125 204V203H124ZM128 204V203H127ZM133 204V203H132ZM136 204H139V202L138 203H135V205ZM142 204V203H141ZM57 204L55 203V207H56V209L58 208V206H56ZM68 205V206H67ZM74 205H77V204H74L73 203V205L72 206H74ZM78 205L79 206H81V203H80V201L78 202ZM88 205V204H87ZM100 205V206H101ZM110 206H111V204H109ZM123 205V204H122ZM40 206V207H41ZM60 206H61V204L59 205V208H60ZM72 206H70L71 208H72ZM78 206V207H79ZM129 206V205H128ZM130 206H131V204H130ZM129 206V207H130ZM142 206V207H143ZM208 206V208H206ZM41 207V208H42ZM61 207V210H63L62 212L64 213V215L62 214V212L60 213V214H62L63 216H65L66 214L65 213H67V212H69L70 210V207L68 208V211H67V209H65L66 211H64V209ZM88 207H90V206H88ZM104 207H101V208H103L104 210H105V208ZM113 207V206H112ZM133 207V206H132ZM136 207V206H135ZM202 208V209H200L199 210V208ZM209 207H210V209H209ZM77 208V207H76ZM92 207H90V209H91ZM108 207H106V209H107ZM115 208V207H114ZM128 208V207H127ZM131 208V207H130ZM139 208H141L140 206H139ZM24 209V208H23ZM46 209H45V213H46ZM55 208H54V215H53V217H55V210H56ZM73 209V208H72ZM71 209V210H72ZM74 209H75V206H74ZM129 209V208H128ZM135 209V208H134ZM207 209H208V213H210V215L209 214H207ZM57 210H60V209H57ZM206 210V211H205ZM30 211V210H29ZM38 211H40V210H38ZM41 211H43L42 209H41ZM73 211H75V210H73ZM72 211V212H73ZM83 211H85V210H83ZM83 211L81 212V215H83L82 213H83ZM89 210H87V212H88ZM118 211V212H119ZM12 212V211H11ZM23 212H25V211H23ZM33 212H35V211H33ZM37 212V211H36ZM58 212V211H57ZM56 212V213H57ZM86 212V211H85ZM76 213L78 214V212H76L75 211V215H76ZM4 214V213H3ZM20 214H27L28 215V210L26 209V213H22V211H21V213ZM29 214H31V213H29ZM37 215L36 213H33V214H31V216L32 215ZM43 214L44 213H42V218H43ZM47 214V213H46ZM48 214H50V213H48ZM57 214H59V213H57ZM56 214V217L54 218V219H56V218H58L59 217V215H57ZM69 214H72L71 212L70 213H67V215H69ZM117 214V213H116ZM203 214V215H202ZM206 214H207V216L209 215L210 216V219L209 220H207V221H209V223H205V224H207V225H204L203 223V227H202V225H201V218H202V216L204 217V216H206ZM2 215V214H1ZM21 215V216H22ZM27 215H26V217H27ZM33 216V217H36V216ZM52 215V214H51ZM65 216V217H67V218H65L64 217V220H62V219H60V221H59V223H57L56 221L59 219H57V220H53V217L51 216V218L52 219H50L49 217H48V219H50V220H53V222H49L50 220H48L47 218H45L44 217V219H42V221H40V220H37L36 218H34L35 220H33L34 222H32V221H30V220H28V221H30L31 222V224L33 223V228H37L41 223H42V226L44 227V229H45V235L43 236V233L41 232V228H43V227H41L40 229H39V231L42 233H40L39 231V233L38 234H40L43 238L42 239H39V236H38V239H33L34 237H32L31 235L32 234H34V231H33V228L32 229H30L31 231H33V233H30L29 235H27L25 232H26V230H29V229H25V234H26V236L24 235V237H20V238H18V239H16V237H14L15 238V241H14V238H13V240L12 241H14L13 243H11V245L13 244V245H18V246H20V247H22L21 248V250L22 251H24L25 253L27 252V254H23L24 252H22L20 249H19V251H21V252H19V253H21V256H23V255H27V256H29L30 254H32V255H42L43 256V258L41 259L42 261L44 260V263L43 264H58L57 263V261H56V257L57 256H59V255H57L56 257L55 256H53L52 254H53V252H57V250H59L60 248H58V247H60L59 246V243H60V245L61 244H63V243H67V242H70V244L69 245H71V247H72V249H73V247H74V250L73 251H75V247H77V250H78V248H79V245H80V243H78V242H76V243H78V245L77 246H72V245H75V244H73L71 241H74V240H76V239H82L83 238V234H84V232H86L85 230H81V228L82 227H76V228H80V230H78V229H73L74 228V226H76L77 224H75V225H73V228L69 225V224H67L68 222H70V216ZM72 215H74V214H72ZM86 215V214H85ZM84 215V216H85ZM4 216H5V214H4ZM8 216H10V214L8 215ZM7 216V217H8ZM30 216V215H29ZM47 216V215H46ZM83 216V217H84ZM89 216V215H88ZM87 216V217H88ZM92 216H90V218L92 217ZM137 216H138V218H137ZM68 217H69V220H68ZM72 217H74V216H72ZM71 217V218H72ZM76 217V216H75ZM77 217L79 218L80 217V215L78 216L77 215ZM192 217V219L193 218H195L196 217V219L194 220L193 219V221H192V219L190 220L189 218H191ZM13 218V219H14ZM18 218H19V216H18ZM21 218V217H20ZM22 218H23V216H22ZM39 218H40V215H39ZM60 218H61V216H60ZM63 218V217H62ZM82 218V216L80 217V219ZM85 218V217H84ZM89 218V219H90ZM1 219V218H0ZM2 219H4V218H2ZM7 219V218H6ZM26 219V218H25ZM24 219V221H26V223H27V220H25ZM29 219H31V217L29 218ZM68 221H67V220ZM73 219V218H72ZM77 219V218H76ZM87 219V218H86ZM85 219V220H86ZM88 219V220H89ZM93 219L94 218H92V221H93ZM98 219V218H97ZM207 219V218H206ZM206 219H204V220H206ZM8 220V219H7ZM23 220V219H22ZM21 220V221H22ZM62 220V221H61ZM88 220H86L87 222H88ZM99 220V219H98ZM101 220V219H100ZM99 220V221H100ZM105 220H104V222H105ZM157 220V219H156ZM19 221V219L17 220V222ZM67 221V222H66ZM81 221V220H80ZM79 221V219H78V221L77 222H80ZM73 222H75L76 223V220L75 221H73ZM84 223V221H83V219H82V221H81V223ZM90 222H91V219H90ZM95 222H98L97 220H95ZM100 222H102V221H100ZM100 222H98L99 224L98 225H100V224H102V223H100ZM165 222H164V224H165ZM168 222V223H167ZM1 223V222H0ZM8 223V222H7ZM14 223V221L12 222V224ZM16 223V222H15ZM19 223V222H18ZM22 223V222H21ZM26 223H24V224H26ZM43 223H44V225H43ZM53 223H57V224H53ZM86 223V222H85ZM93 224H94V221L92 222ZM105 223V224H106ZM23 224V223H22ZM27 224H29V222L27 223ZM80 224V223H79ZM78 224V225H79ZM87 224H89V226L90 225H92L91 223H87ZM86 224V225H87ZM104 224V225H105ZM164 224H162V226L164 227ZM14 225V224H13ZM13 225H11V228L13 227ZM30 225V224H29ZM77 225V226H78ZM86 225H84V228H85V226ZM95 225V224H94ZM103 225V224H102ZM5 226V225H4ZM7 226V225H6ZM9 226H10V224H9ZM26 226V225H25ZM24 226V227H25ZM28 226V225H27ZM80 226V225H79ZM81 226H82V224H81ZM96 227H98L97 226V224L95 225ZM162 226H160V227H162ZM166 226V225H165ZM1 227H3V226H1ZM18 227H19V225H18ZM40 227V226H39ZM94 227V226H93ZM95 227V228H96ZM106 227H107V225H106ZM106 227H104V228H106ZM113 227V228H114ZM10 228V229H11ZM28 228H31V226H29ZM103 228V227H102ZM104 228L102 229L103 231V233H104ZM108 228V227H107ZM106 228V230L108 231V229ZM7 229V228H6ZM13 229V228H12ZM14 229H16L17 230V228H14ZM23 229V228H22ZM98 229V228H97ZM99 229H100V226H99ZM162 229V231H163V228H161ZM5 230V229H4ZM8 230H9V228H8ZM19 230H21V224H20V228H19ZM29 230V231H30ZM101 230V229H100ZM28 231V232H29ZM30 231V232H31ZM36 231V230H35ZM79 231H83V234L81 233V232H79ZM94 231H97V230H95L94 229ZM116 231V233H119V232H117ZM145 231H147V230H145ZM148 231H149V229H148ZM151 231V230H150ZM23 231H21V233H22ZM109 232V231H108ZM107 232V233H108ZM164 232H166V230L164 231ZM6 233V232H5ZM4 233V234H5ZM36 233V232H35ZM34 234V236L35 235H38V234ZM99 233V232H98ZM106 233V232H105ZM105 233L103 234V235H105ZM106 233V234H107ZM150 233V232H149ZM159 233H161L162 234V232H159ZM159 233H157V235H159ZM61 234H63V238H61ZM96 234V233H95ZM99 234H101V233H99ZM96 235L97 237L98 236H101V235ZM147 234V233H146ZM164 234V233H163ZM167 234V233H166ZM9 235V234H8ZM22 235H23V233H22ZM21 235V236H22ZM85 235V234H84ZM150 235V234H149ZM149 235H147V236H149ZM155 235V234H154ZM168 235V234H167ZM4 236V235H3ZM13 236V235H12ZM40 236V237H41ZM106 236V235H105ZM109 236H110V234H109ZM108 236V237H109ZM114 236V235H113ZM153 236V235H152ZM156 236V235H155ZM166 236V235H165ZM1 237H2V234H1ZM65 237V238H64ZM106 238L107 240L109 239V242H107L108 244V246H109V243H111L110 245L111 246H109V248L111 247L112 249H110V251L112 250V252L113 251H115V252H117V254H119V252H121V255H120V257L122 256L123 257V255L125 256L126 254H127V258H125V259H127V260H129V253L127 252V253H125L124 254V252H126L128 249H132V247L131 246H128V247H130V248H127V245L124 247V246H120V245H122V244H119L118 242H119V240H117V239H115L116 237L114 236V238H111V240L113 239H115L114 241H118V242H116V243H118V244H116L115 242H113V240H112V242L110 241V237L109 238ZM8 238H10V236L8 237ZM12 238V237H11ZM37 238V237H36ZM98 238H100V237H98ZM102 238V237H101ZM105 238V237H104ZM144 238V237H143ZM152 238V237H151ZM164 240L166 239V240H169L168 238L169 237H162ZM95 239H97L96 237H95ZM103 239V238H102ZM120 239V240H121ZM158 239H160V237H157V240ZM0 240H5V239H0ZM100 240V239H99ZM99 240H96V243L99 241ZM105 240V239H104ZM7 240H5V242H6ZM60 241V242H59ZM83 241V240H82ZM91 241V240H90ZM93 242H94V240H92ZM122 241V240H121ZM126 241V240H125ZM146 241V240H145ZM5 242H0V246H1V248H3V246L4 245H1V244H4ZM9 242V241H8ZM7 242V243H8ZM75 242V241H74ZM79 242H81V240L79 241ZM169 242V241H168ZM100 243H102V245L101 246H103V242L102 241H100V242H98V246H100L99 244ZM121 243H126V242H121ZM145 243V242H144ZM157 243H159V242H157ZM162 243H166L165 241L163 242L162 241ZM67 244V245H68ZM90 244H92V243H90ZM127 244H128V242H127ZM139 244V243H138ZM6 245V244H5ZM8 245H9V243H8ZM66 244H64V247L62 246V248L60 249V251L62 250V249H66L65 248V246H67ZM68 245V247H70ZM96 245V244H95ZM106 245V244H105ZM132 245V244H131ZM134 245H136V244H134ZM162 245V244H161ZM80 246H82V245H80ZM97 246V245H96ZM96 246H95V249H96ZM97 246V248H100V247H98ZM6 247H9V246H5V248ZM15 247V246H14ZM86 247H88V246H86ZM105 246H103V249L105 250V252H106V247L104 248ZM142 247V244L140 245V247L139 248H141ZM5 248H3V249H5ZM16 248H17V246H16ZM81 248V247H80ZM88 248H90V247H88ZM127 248V249H126ZM134 248H137V246H134L133 247V249ZM138 248V249H139ZM24 249V250H23ZM47 249H51V250H53V252L51 253V251L49 252L52 256H48L49 255V253H48V255H43V253H44V251L46 252V250ZM68 249V248H67ZM70 249V248H69ZM71 249V250H72ZM12 250V249H11ZM10 250V251H11ZM16 250V249H15ZM18 250V249H17ZM63 250V251H64ZM71 250H70V252H71ZM87 250V249H86ZM89 250V249H88ZM87 250V251H88ZM90 250H92L91 248H90ZM98 250V249H97ZM140 250V249H139ZM139 250H138V254H139ZM2 251V250H1ZM0 251V252H1ZM4 251V253H5V251H6V249L5 250H3ZM60 251H58L57 252V254L59 253L60 254ZM63 251H62V254H63ZM82 251V250H81ZM100 251L102 252V250H101V248H100ZM110 251H108V253L110 252ZM129 251V250H128ZM131 251V250H130ZM135 251H136V249H135ZM135 251H133L132 250V252H134V254H135ZM140 251H142V250H140ZM7 252V251H6ZM67 252H68V250H67ZM70 252L67 254L66 252V254L67 255H69L70 254ZM78 252H80V250L78 251ZM84 252H85V255H86V251L84 250ZM101 252L99 253V251H98V253L100 254H97V255H99V256H102L103 254L104 255H107L106 253H102L101 254ZM111 252V253H112ZM115 252H113L112 254L114 255V256H116V253ZM137 252V251H136ZM143 252H141V253H143ZM2 253V252H1ZM1 253H0V256H1ZM16 253L18 254V251H16ZM88 253L90 254V252L88 251ZM97 253V252H96ZM115 253V254H114ZM141 253L139 254V256H137L138 258L141 256ZM65 254V255H66ZM72 254H73V252H72ZM110 254V253H109ZM108 254V255H109ZM131 254V253H130ZM133 254V253H132ZM133 254V258L136 256V255H138L137 253L134 255ZM2 255H4V254H2ZM8 255H9V253H8ZM12 255V254H11ZM20 255V254H19ZM40 255V256H41ZM65 255H63V258L65 259ZM83 256H85L84 254H82ZM95 256H96V254H94ZM108 255L106 256V257H108ZM145 255L144 254H142V256H144L142 259L143 260H145V258H148V259H146V261L147 260H149V257L147 256V257H145ZM12 256H14V255H12ZM11 256V257H12ZM21 256H18V257H20V259H22L21 258ZM70 256H72L71 254H70ZM74 256V255H73ZM95 256H93V258H95ZM141 256V257H142ZM5 257H6V253H5V256L3 257V259L5 260ZM9 258H10V256H8ZM15 257V256H14ZM62 257V256H61ZM61 257H59V259H61L62 260V258ZM81 257V256H80ZM103 257V256H102ZM100 257V258H98L97 257V259L100 261H98L100 264L102 263V259L105 257ZM109 257H112V255L110 254V256ZM107 258V263L109 262L110 263V261L111 260H108V259H110V258ZM119 257V256H118ZM117 256L115 257L116 259L118 258ZM121 257V258H122ZM131 257V256H130ZM157 257V258H158ZM2 258V257H1ZM8 258V259H9ZM16 258V257H15ZM28 258V257H27ZM30 258H31V255H30ZM41 258V257H40ZM69 258H71V257H68V258H66V259H69ZM83 258V257H82ZM102 258V259H101ZM138 258H134L132 261L134 262V260H138ZM156 258V257H155ZM12 259V262L11 263H13V258H11ZM18 259V258H17ZM19 259V260H20ZM32 259H34L33 257H32ZM31 259V260H32ZM65 259V260H66ZM72 259V258H71ZM105 259V258H104ZM119 259V258H118ZM125 259H123V260H125ZM140 259V258H139ZM154 258H152V260H153ZM161 259H159L160 261H161ZM2 260V259H1ZM31 260H30V262H31ZM38 259H36V261H37ZM65 260H63V261H65ZM102 260V261H101ZM123 260H120V261H123ZM131 260H129V262H127L128 264H131ZM150 260H151V258H150ZM149 260V261H150ZM152 260H151V262H150V264L152 263ZM155 260V259H154ZM154 260H153V262H154ZM5 261H7V260H5ZM9 261H11V260H9ZM9 261L7 262V264L9 263ZM17 260L15 259V261H14V263L16 262ZM23 260H21V261H19V262H22ZM27 261H28V259H27ZM59 261V260H58ZM70 261V260H69ZM69 261L67 262V261H65L64 263L66 264H68L69 263ZM114 261H115V259H114ZM119 261V260H118ZM119 261V263L120 264H126V262H120ZM146 261H144V263L146 262ZM149 261H147V262H149ZM158 260L156 259V262H157ZM160 261H159V263H160ZM4 262V261H3ZM18 262V263H19ZM29 262V263H30ZM33 262H34V260L31 262V264H33ZM41 262V261H40ZM61 262V261H60ZM94 262V261H93ZM104 262H106V260L104 261ZM112 262H113V260H112ZM116 262V261H115ZM137 262V261H136ZM140 262H142V261H140ZM146 262V263H147ZM155 262V263H156ZM0 263H2V262H0ZM10 263V264H11ZM28 263V264H29ZM36 263H38V261L36 262ZM94 263H96V260H95V262ZM106 263V264H107ZM117 263V262H116ZM137 263H139V262H137ZM136 263V264H137ZM143 263V262H142ZM4 264H5V262H4ZM39 264H41V263H39ZM61 264V263H60ZM72 264V263H71ZM93 264V263H92ZM98 264V263H97ZM103 264V263H102ZM110 264H112V263H110ZM113 264H115V263H113ZM132 264H134V263H132ZM149 264V263H148ZM153 264V263H152ZM161 264V263H160ZM164 264V263H163Z\"/></svg>", "mask_w": 264, "mask_h": 264}, {"label": "rangeland", "instance_id": "2", "mask_svg": "<svg viewBox=\"0 0 264 264\" xmlns=\"http://www.w3.org/2000/svg\"><path fill=\"white\" fill-rule=\"evenodd\" d=\"M1 1H4V0H0V5H1L0 8L3 6V7L0 9V12H1L2 9H3V10L5 9L4 7H6L7 5L10 7L9 4H10V3L12 4V1H11V0H10L11 2L5 0V1L3 2L4 4H1V3H2ZM6 1H7V2H6ZM14 1H15L16 3H15ZM14 1H13L14 4L11 5L12 8H10V11L8 10L9 7H8V8L6 7L7 10L5 9L4 13H2V14L0 13V15H1V16H2V15H12V16H14L13 18H14L15 20H19V17L21 18V16H23L22 19H23V18H26V17L28 16V17H27V21L29 20V22H30V20H31V21H32V22H31L32 24H35V22H37V26H36V24H35V25H34L35 27H34V30H33V25H32V24H29V22L25 21L26 19H23V20H24V25L22 24L23 26H26L27 23H28L29 26L31 25L30 28H28V26H26V27L28 28L29 31L32 30V31H30V32H31V33H30L29 31H26V30L23 31V30H24V27H23V26H21V29H22V30L20 29L19 25H18V27H17V22H18V21L16 22V21L14 20V21H15V24H14V23H13V24L15 25V28H16V29L18 28V29H20L21 31L18 30V29H17L18 31H16L15 28L13 29V28H11L9 25H7L6 23L3 24V22L0 21V24L2 25V26L0 25V29H3V27H4L5 32L9 31L8 29H12V30H10V31H13V33L16 31V32H18V34L20 33V34H23L24 36H26V37H24V36H22V35H18L17 33H14V34L11 33L10 36L12 35V36H11L12 39H11V38H10V39H11L12 41H11L10 43L12 44V46L9 47V49H11V50H9V49L7 50V49L5 48V45H8V44H1V45H0V52H1V53L3 52V49L5 48V49H4V50H5V53L3 52L4 55L1 54V55H2V59H1L2 62H7L8 60H10L11 63H12V64L10 63L11 66L15 64V63L13 62L14 59L12 58V57L15 56V54L17 55V57H15V59H17L18 56H20L19 58H24V57H26L25 54H24L25 49H26V46H25V45H26V42H27V44H28V46H27V50H30V49H28V48H30L29 45H31V46H36L37 44H35V43H37V41H38V43H42V44H44V45H42L41 47L43 48V46H44V48H43L44 50H43V51H46V50H48V48H51V47L57 49V47H56L57 45H55V47L52 46V45H50L49 41L52 40V39H53V40L55 39V40H56V41H55L56 43H58V41L61 42L62 40H63V41H64V40L66 41L65 43L63 42L64 45L62 44V45H63L62 47L59 46L61 43H60V42L58 43V44H59V45H58V46H59V47H58V51H59V52L61 51V53H62V57H63V58L65 57V58H64V60H62L63 58L60 56L61 54H60L59 52H58V54H59L58 57H61V58H62L61 61H62V63L64 62L65 65L68 64V63H70V58H73V56L76 55L75 53H77V52L80 53V52H79L80 50H79L78 48H80V49L82 48V49H83V50H82L83 52H81L79 55H81V56L84 55V56H85V57H83V56L81 57V56H79V55H76V56H79L81 59L84 58L83 60H81V59L79 58V59H80V60H79L80 63H81V61H82V63H86L88 60H91L90 58H92V61L94 60L95 62H98V60H99L100 58H98V57L95 58L94 56H95V55H96V56H99V57L101 56V58H103V57H102V53H103V55H104L105 52H109L108 54L105 53V54H107V55H110L111 53H113V51L111 52L112 46H117V45H116V42H117V41L115 42V39H114L115 35H116V38H118V39L121 38V40H122V39L124 38V34H123L124 30H125L126 28H128V27L131 25V27H129L128 30L126 29L127 32H126V34H125V37H126L128 31H130V33H131V31L134 29V28H132L133 26H135V28L137 27V29L134 30L133 33H131L132 36L134 37V35H135L137 32H139L138 34H140V32L142 31L141 34H140L141 36L138 35V34H136V35H135V38H133V37L131 36V37H132V39H131L130 34L128 33L129 37H126L125 40H124L125 42H126V40H127V42H126L127 44H126V43L124 44V41H123V40H122V43L124 44L123 47H125L126 45H128V46H126V47H127V49L130 48V50L132 51V53H133V50H136V51H134L133 54H135V52H136L135 56H136L137 58H135V56L133 57L132 53H131V55H130V52H131V51H129V52H128V51H127V52H126V51H123L124 54H125V56H122V55H124V54H122V51H120V50H121L123 47H122V48L119 47L120 49L117 47L119 52H117L116 47H113V48H115V50H116V53H115V51H114V54H116V57L114 58L113 54H111V55H110L111 58L108 56V59L110 58L109 61H111V60H112V57H113L114 60H116V62L119 63V65L115 66V65H116V64H115V61L113 60L114 63H112V61L109 62L108 59H106V61H107L106 63H107V64H106V63L104 64V61H105V59H104L105 56H104L103 59H100V60H99V61L102 60V63H103L104 65L102 64L103 66L100 67V66H101V62H98V63H100V65H99V67H98V65H97L96 67H94L95 69H97V68H98V69H99V68L103 69L104 66H106L105 68H107V67H108L107 65L109 64L110 66H109L108 68H110V69H109V70L107 69L108 72L110 71L111 74H113L115 71H117V70L120 68L119 71H120V73H121V71L123 70V71H122V74H123V73L125 72V71H124V69H125L127 72H125V74H123V76H124V75H126V74H127L132 68H133V69L136 70V71H134V70L132 69L131 73H134V76H135V75L138 76L139 79H142V78H141V77H142L141 75H143V74H145V73H147V74L150 73V75L148 74L147 76L144 77V78H145V80H144L145 82H144V81L140 82L141 80H138L136 77H133L135 82H137V83L140 82L141 85H142V89L140 88V89H141V90H140V93H141V92H144L143 89H145V90H147V91L149 90V92H148L147 95H146L147 91L145 92L144 95H146V96H148L149 93H151L152 91H155V90H154L155 88H156V90H157L158 87L160 88V91H162V90L165 89V88L167 89V87H170V88H171V87H172V88L175 87V88H177V86H178L177 90H176L175 88H173L174 90L171 88L172 92H173V91H182V90H183L182 93H183L184 95H186V94H188L189 92H187V91H188V89H187V90H186L187 93H184V92H185V91H184V88H185V89H186V88H189V89L192 88V89H190V90L195 91L194 93L191 91L192 94H194V95L198 98V99H197V98H196L194 95H192L191 92H190V93L188 94V96H185V98L183 97L184 99L181 98V100H183L184 103L187 101V100L184 101L185 99H187V97H188V101H187V102H189V101H190L191 99H193V98H194V99L196 98V100H197L199 103L201 102V103L203 104L204 102H206V100H205V101H204V100L202 101V99H207V100L211 103V101L213 100V98H212L213 95H214V97L216 96V98L219 96L218 99H220V102H222V105H219L218 103H220V102L218 101V99L214 98L213 102L215 101L214 103H216V104H214V103L212 102L213 105H214V108H215V105H216V106H218V107H216L217 110H218V109H221L222 107H225V105H227L226 112L228 113V111H231L229 114L234 113V111H235V109H236L235 107H237L236 104H233L232 106L235 105V107H233V108H234V111L232 112L233 109L231 108L232 106L230 107V105H231L232 103H234V102L236 103L240 98H243L244 101H241V100H240L241 103H239V102H240V101H239V102H237V104H238V103H239V104H242V103L244 104V103H245L246 101H248V100H249V102H250V100H251L253 97H255V99H256V98H258V97L260 96V97H261V98H260L261 100H260V99H256V100H255V99H252L251 102L253 103L254 101H257L256 103L259 104V106L264 107V103H263V105H260V103H262V102H260V101H263V102H264V100H263L264 97L262 98V91L264 90V89L262 88V87L264 86V79H261V78H262V77H261V78H259V80H258V79H257V78H258V75H257V77H256V74H255V73H256L255 71H257V70L260 69L261 67L264 68V55H263V57H261V58H263V59H262L263 61L260 59V61L263 62V63H261V62L258 61L259 58H260V57H258V56H261V55H258V56H257L255 53H253V52L256 51V50H257V51H258V50L260 51V48H262L261 53H259V54H263L264 52L262 53V51H263L264 47L259 46V47H258L259 49H258V48H256L257 43H250L251 40H252V41L256 40L255 37H257V42L259 43V45L262 44V46H263V43H264V41H263L264 39H263V37H262V35L264 34V32H263L264 30L262 31V28H264V25L262 24V22L264 23V13L261 14V13L259 12V11H261V10L264 8V6L261 7V5L264 4V0H256V2H255V0H254V1L252 0L253 2H252L251 0H250V1H249V0H244V2H242L243 0H241L243 6H241L242 4H241L240 1H239V2H240L239 4H241V5H239V4H238V1L236 2V0H229V1L226 0V1H228V2H226V3H228V4L230 3V7H231V8L228 7V4H226V5H225V8H224V4H225V2H222V3H224V4H223V7H222L221 4H220V8H219V6L217 7L216 4H218V0H214V2H213V0H211V1H210V0H209V1H208V0H194V1H193V0H188V1H187V0H177V1H176V0H175V1H174V0H172V1H171V0H167V1H169L168 3H169V5L172 6V8H171V6H170V8H169L168 4H165V5H164L165 7H164V6L162 5V2H161L162 0H161V1H160V0H157V1H156V0H155L154 2H158V1H160L161 5H162V6L164 7V9L166 10L165 15H164V13L162 12V9H161V8H163V7L160 8L161 5L159 6V9H160L159 11L163 13V16H161L162 14L159 13L158 9H156V10H155V9H151V8H154V7L158 4V3L155 4L154 7L151 6V4L154 5V3L151 2V0H142V1H143V4L140 3L141 0H133V1H132V0H131V1H130V0H128V1H127V0H123V1H124L123 3H122V1L119 2V0H118L117 2H115V3L113 2V0H112V1L109 0L111 3L113 2L112 5H113V4H115V5L117 4V5H118V7H116V6L114 5L117 9H118V8L120 9L119 6H122V7H125V8H126V6H127L128 4H129V7L131 8L132 2H133V3H135L138 7H140V6L143 7V8L141 7L140 9H142V10L145 9V11H144L145 13H144V14H147V13H146V10H147V12L149 11L153 17H154V16L157 17L156 15L152 14V13H155L154 11H156L155 14H161V15H158V17H160V16H161V17H160V18L157 17L156 19H157V20L159 19L158 22H160V24L164 23L162 26H161L160 24H158L157 20H154L155 18L152 19V20H153V21H152V20H151L152 17H150V14H149V17H150V20L153 22V24L155 23L154 25L158 24V25H160V26H159V28H158V25H156L157 27L154 26V25L151 23L150 20H149V22H150V24H152V26H151L149 23H148V24H149V26H148L147 23H144V22H147V21H148V14H147V16L145 17V16H142V13H143V12H141V16H140V13H138L139 9H138V7H137L136 5H134L133 8H134V9L136 8L137 11H136V9L133 10V8L130 10V8L127 6L126 9L129 8V11H132V10H133L134 13L137 12V14L139 15V19H138L139 21L142 19V18H140V17H143V19L146 18V20H144L143 23H144L145 25H147V27H146L147 29H148V27L150 28V26L153 28V31H151L152 28L148 29L149 32L151 31V34L148 33V30H145L146 28H141L142 26H141L140 24H142L143 19H142L141 22H139L138 20L135 19V18H136L135 16H137V14H135V16H134V15H133L134 13L132 14V13L130 12V13L132 14V15H130V14H129V11L127 10L128 12H126L124 8H123V9L121 8V10H119L120 12H118V11H117V12L119 13V14H118L119 16H120V13H121V12H123L122 14H124V15H126V13H128L126 16H128L129 18L126 17V16H124V17H125V18H128V21H129V19H130V21H129V23H128L129 25H128V27H126V25H125L124 27L120 28L121 25H122L123 23L125 24V22H126V21L123 20V23H121V22H122V18H124V17L121 15L122 17H121V16H120L121 18L119 17V19L121 20V22H118V23H121V24H115V26H114V27L117 28V30H118V31H117L116 28L113 27L114 24L112 23V21L115 23L116 20H117V21H120V20L114 18L113 15H115L117 12H114V9H113L114 6H112L111 3H110L108 0H107L106 2H105V0H104V1L102 0L103 3L101 2V4H102V5L104 4V5H103V7H104V6L106 5L105 3H107L108 7H109V6H112V8L109 7V8H111V9H109L107 6L104 7V8H108V9H104V8L102 7L101 4L99 5V3H100L99 0H98V1L96 0V1H97L96 4L99 5L98 7H99V8L102 7V8L104 9L103 12H101V11L103 10L102 8H101L102 10H100L99 8H97V5H96V6L93 5V4H95V3H92V2H96L95 0H93V1L91 0L92 2H91L90 0H88L89 2L92 3V5H91V6H88V9H87V10H85L86 7H82L83 9L80 8V6H84V5L86 6L85 2H86L87 0L84 1V4H82V3H83L82 0H80V2H79V0H78L77 3H76L75 0H73V3H74V1H75V3H74L75 5L72 3V4L74 5V8H72L73 5H72V6L69 5L70 8L68 7V4L66 3L68 0H67L66 2H65V0H62V3H66V4H67V5H66V4H63V5H66V6H64V7H67V8L62 7V5H61V4H62L61 1L58 0V3H59V4L61 3V4H60V9H61V7H62V9H63V10H60V11L62 12V11H64V9L67 11V12H66V11L62 12L63 14L60 13V11H59V8H58L59 4L57 3V0H43V1H42L43 3L41 2V0H39L40 2H38V1L36 0L39 4H44V2L46 1L45 4L43 5L44 7L46 6L45 8H47V6H48V4L46 5V3H47L48 1H50V3H51L52 1H55L54 5H55L56 3L58 4V6H57V4L55 5L57 8L52 4V6L55 7V10L58 9V12L55 11L56 13H58L57 16L62 14L61 16H58V17H60V18H57V17H56V19H57V20L55 19L56 22H55V20L53 21V19H52V18L54 17L52 14L56 15V13L53 12V11H54V7H53V9H50V10H52V11H49V12H48V9H49V8H47V9L45 10V11H47V12H44V7H43L42 5H37L38 3H36V1H35L34 5L36 4L37 6H41V8H39V7H37V6H33V4H31V2H32L33 0H31V2H29L30 0H21V1H22V2L20 1L21 3H23V2H24V3L27 2V4H26V3H25V4L23 3L22 6L20 5L21 3L19 4V1H18V0H17V1L14 0ZM59 1H60V2H59ZM63 1H64V2H63ZM88 1H87V3H88ZM125 1H126V2H125ZM129 1H130V2H129ZM134 1H138V2L136 3V2H134ZM144 1H146V2H144ZM147 1H149V2L151 3V4H148V5L151 6V7L149 6L150 8H149V7L147 8V6H148V5L146 4ZM165 1H166V0H163V2H165ZM167 1H166V2H167ZM179 1H181V3H180ZM195 1H196V2H195ZM198 1H199V2H198ZM222 1H225V0H222ZM258 1H259V2H258ZM260 1H261L262 3H260ZM33 2H34V1H33ZM33 2H32V3H33ZM81 2H82V3H81ZM118 2H119L120 5L118 4ZM127 2H128V4L125 6L124 3H127ZM149 2H148V3H149ZM166 2H165V3H166ZM188 2H189V3H188ZM193 2H195V3H193ZM207 2H209V5H210V6L214 5V6H216V8H215L214 6L210 7L208 4H206ZM210 2H211V3H210ZM220 2H221V1H220ZM250 2H251L252 4H253V3H255V4L251 5ZM7 3H8V4H7ZM52 3H53V2H52ZM121 3H122V4H121ZM160 3H159V4H160ZM184 3H185V4H184ZM214 3H215V4H214ZM236 3H237V4H236ZM247 3H248V4H247ZM259 3H260V7H259V5H257V4H259ZM15 4H18L17 6H18L19 8L16 7ZM29 4L32 5V6H29L30 8H32V7H33V8H34V7H35V8H38V10H37L38 12H36V9H35V8H34L35 11H34V10L31 11V9L29 8V10H30L31 13L29 12V10H27L28 13H27V11H26L25 13H27V14H24V10L26 9V7H27ZM76 4H77V5H76ZM88 4H90V3H88ZM130 4H131V5H130ZM138 4H139V5H138ZM140 4H142V5H140ZM175 4L177 5V7H178L182 12H184V11H186V12H187V11H190V9L185 10V8H190V7H191V8H192L191 14H192V15L194 14L195 16H197V18H196L195 21H193L192 23L186 25L185 27L183 26L184 28H182V29L180 28L182 31L179 29V30H178V33H177L176 31L174 32V34L177 33V36H178V35L182 36L181 34H183V33L186 34V33H185L186 31L189 32L188 34H190L191 37H192V35L194 34L193 36H195V37H193V40H194V39L196 40V38L199 39V40L197 39L196 41L194 40V41L196 42V44H197L196 47H195V46H192L193 43H195V42L192 41V39L189 41V38H191V37H189V35L186 34V35H183V36H182V38H186V39H182V40H181V42H182V44H183V45L181 44V45H182V49H183V50L181 49V50H182V51H181V50H180L181 47L179 46V45H180L179 42H180V39H181V38H180V36H178L180 39H178V38L176 37V38L179 40V41H178L176 38H174L176 35L173 34V30H174V25H175V24L173 25V28L171 27L172 25L170 26V27L172 28V32H171V29L169 28V26L167 25L168 23H169V25H170V23H171L170 21H172V23H175V20H177V21H176L177 27H179V25H178L179 23H180L181 25L183 24V22L185 23V21L183 20L182 16H181V18H180V17L178 18V16H180L181 14H180V12H179V11H180L179 9H178L177 11H176V9L174 10V6L176 7ZM188 4H189V5H188ZM193 4H194V5H193ZM198 4L200 5V7L198 6ZM211 4H212V5H211ZM245 4H246V5H245ZM23 5H24V6H23ZM25 5H27V6L25 7ZM79 5H80V6H79ZM144 5H145V6L147 5V6L144 7ZM186 5H187V6H186ZM191 5H193V6H191ZM207 5H208V7H210L209 9H206V8H208V7H206ZM218 5H219V4H218ZM249 5H250V6H249ZM13 6H15V7H13ZM49 6H50V8L52 7L50 4H49ZM76 6L79 7V10H77L78 8H77ZM94 6H95L96 9H97V10H96V15L99 14V16L102 17V19H101L100 17L97 18L98 15H97V16H96V15H95V16H91V15H90V14L92 13L93 9H95ZM132 6H133V5H132ZM135 6H136V7H135ZM167 6H168V7H167ZM184 6H185V7H184ZM226 6H227V7H226ZM232 6H233V7H232ZM235 6H236V7H235ZM257 6H258V7H257ZM42 7H43V12L40 10V9H42ZM92 7H93V9L89 10V8H92ZM115 7H114V8H115ZM156 7H158V5H157ZM166 7L169 8L170 11H172L171 9H173L172 12H175V13H172V16H170V15H171V12L168 11V9H166ZM177 7H176V8H177ZM180 7H181V8H180ZM198 7H199V8H198ZM221 7H222V9H221ZM247 7H248V8H247ZM256 7H257L258 9H261V10L256 9ZM14 8H16L17 11L15 10V12H14ZM20 8H21V9L23 8V9H22V12H21V11L18 12V9H20ZM24 8H25V9H24ZM33 8H32V9H33ZM68 8L74 10V11H73L74 13L76 12L75 10L79 11V12L75 13V15L77 14V15L80 17V18L78 17V19H80V20H78V21H81L83 18H85L84 16L81 17L82 14H81V11H80V10H82V11L85 10V11L89 12V15H88L89 17L91 16V17H95V18H97L98 20L100 19V20H99L100 22H98L100 25H99V24H95V23H97L96 21H98V20H96L95 18H89V17H87L85 14H88V13H86L85 11H83V13H84L83 15L86 16V19H83V20H82V21H83L82 24L79 25V23H78V21H77V17L74 19V16H75V15H73V13H72L73 16L70 15L69 12H68V11H70V10H69ZM75 8H77V9H75ZM183 8H184V9H183ZM218 8H219V9H218ZM226 8H228V9H226ZM236 8H239L240 11H242V10H243V11H242V12H239L238 9H236ZM243 8H244V9H243ZM245 8H246V9H245ZM11 9H13V10H11ZM27 9H28V7H27ZM98 9H99V10H98ZM112 9H113V10H112ZM149 9L152 10V11L154 10V11L152 12V11H150ZM211 9H214V10H215V9H216V10L218 9V10H220V11L222 10V11H225V12H222V13L220 14V11H216V10H215L216 12H215V14H214V11L211 10ZM223 9H224V10H223ZM225 9L227 10V12H226ZM229 9H230V10H229ZM250 9H251V10H250ZM3 10H2V12H3ZM72 10H71V11H72ZM88 10H89V11H88ZM105 10H106V11L111 10V12L109 11V12L111 13L110 16L113 14L112 16H113V19H114L115 21H114V20L110 21L111 18L108 17V16H109V13L106 12ZM183 10H184V11H183ZM193 10H194V11H193ZM207 10L209 11V13H208ZM210 10H211V11H210ZM228 10H229V12H228ZM234 10H237V12H235V13L233 14V11H234ZM257 10H258V11H257ZM40 11H41V12H40ZM71 11H70V12H71ZM90 11H91V13H90ZM98 11L101 12V15H100V12H98ZM112 11H113V12H112ZM115 11H116V9H115ZM135 11H136V12H135ZM140 11H141V10H140ZM140 11H139V12H140ZM157 11H158V13H157ZM206 11H207V12H206ZM262 11H264V9H263ZM9 12H10L11 14H10ZM13 12H14V13H13ZM65 12L68 13V14H67L68 16H66V13H65ZM104 12H106V13H104ZM167 12L169 13V15H168V14H167V15L170 16V17H168V16L166 15ZM210 12H212L214 16H213L212 13H210ZM231 12H232V13H231ZM238 12L241 14V16H240L241 18L239 17V15H240V14H239L238 16L236 15V18H237V19H236L234 16H235L236 13L238 14ZM247 12H248L249 15L246 14ZM8 13H9V14H8ZM42 13H45V14H42ZM48 13H49V14H48ZM50 13H51V14H50ZM102 13H103L104 15H102ZM177 13H178V14H177ZM216 13H217V14H216ZM218 13L220 14L219 16H217ZM223 13H224V14L230 13V14L224 16ZM242 13H243V14H242ZM244 13H245L247 16H245ZM14 14H16V15L18 14V19H17V17H16ZM31 14H39V15L42 16V17L40 18V17H38V15H32L33 17H32V19H31V16H30ZM46 14L49 15L50 17H51V15H52L53 17L50 18V17L47 16ZM92 14H93V13H92ZM105 14H106L107 16H105ZM144 14H143V15H144ZM174 14H177V15H174ZM206 14H207V16H206ZM209 14H210V15H209ZM64 15H65V16H64ZM69 15H70V16H69ZM93 15H94V14H93ZM129 15H130V16H129ZM221 15L224 16V17H222L223 19L221 18L222 21H221V19H219V21L217 20V22H218V26H217V24H216V20H214V19H215V17L218 19V17H221ZM230 15H231V16H230ZM243 15H244V16H243ZM250 15H251V16H250ZM24 16H26V17H24ZM36 16L38 17V20H37V17H36ZM43 16H44L45 18H44ZM62 16H63V19H62ZM71 16L73 17V19H72ZM112 16H111V17H112ZM116 16H117V14H116ZM133 16H134L135 18H133ZM165 16H167V17L169 18V19H168V18L166 19V20H167V24H166V20H165V21L163 20L164 18H166ZM229 16L232 18V20H233L234 22L237 21V23H234V22L231 20V18H230ZM249 16H250V17H249ZM262 16H263V18L261 19ZM29 17H30V19H28ZM46 17H47V19H46ZM68 17H71L70 19H72L73 21H74V20L77 21V22H75V23H72V21H71V25H74V24H75V26H72V27H71L72 29L69 28L71 25H70L69 27L66 26V25H68V24H66L65 22L69 20ZM130 17H132L133 19H135L134 22H133L132 18H130ZM210 17H211V18H210ZM212 17H214V18L212 19ZM225 17H227L228 19L225 18ZM247 17H249V18H247ZM252 17H253V18H258V21H259V22L256 21L257 19L255 20V19H253ZM33 18H35L36 20L34 21ZM43 18H44V19H43ZM48 18L51 19V20H50L51 22L48 21V25H49V27L52 26V25H50V24L53 22V24H55V25L57 26V27H56V26H53V29H54L55 27H56L57 29L55 28L54 30H52V27H51L50 32H49V30H47V28H46V26L43 24V22H47V21H45V19H46V20H49ZM81 18H82V19H81ZM117 18H118V17H117ZM137 18H138V17H137ZM177 18L179 19L180 22H178V19H177ZM205 18H207L209 21H208V20H205ZM209 18H210L211 20H210ZM239 18H240V20H239ZM243 18H244V19H243ZM246 18H247V20H246ZM42 19H43V20H42ZM59 19H60V20H59ZM161 19L163 20V22L161 21ZM224 19H227V20L225 21ZM242 19H243V20H242ZM248 19H249V21H248ZM251 19H252V20H251ZM23 20H21L20 24L23 22ZM40 20L43 21L42 24H43V25L45 26V28H46V29H44V30H45V31L47 30V31H48V34L50 33V37H51L52 34H53V36H54L55 38H53V36H52L51 39H49V41H47L48 38H50V37H49V36L47 37V35H48V34L46 33L47 31L45 32V31L43 30L44 26H43V28H42V26H41V28H40V26H39V23H41ZM58 20H59V22H61V23L63 24V26L60 25V26H62V27H61V28H62V29H61L62 32H61V31H58V30H60V26H58V24H61V23L58 22ZM84 20H86V22H85ZM91 20H93V21H91ZM94 20H96V21H94ZM101 20H103V22H104L105 20H107V22L104 24ZM125 20H127V19H125ZM181 20H182V21H181ZM228 20H229V21H228ZM244 20H246V21H248V22H246V21H244ZM250 20H251V22H250ZM253 20H254L255 23H253ZM19 21H20V20H19ZM90 21H91L92 23L95 22L94 25H96V26H94L93 29L91 28L92 31L90 30V26H89V25L91 24ZM108 21L110 22V24H108V25H112V24H113V25L111 26V27H113V28H110V26H109L110 29L107 28L106 30L109 31V32H110V30H112V31H113V30H116V31H114V34H115V35L112 34V35H114L113 37H112V35L110 34V37L113 38L112 40H114L115 43L109 38V40H111V41H109V42H110V43H113V44H115V45L108 44V40H106V41H107L106 43H107V45H108V46H107V45H103V44H106V43H103V42H105L104 35H106L105 32H107V31H105V28L107 27L106 24L109 23ZM128 21H127V22H128ZM202 21H203V22H202ZM206 21H208V22L212 21L213 24H211V22L208 23V22H206ZM227 21H228V22H227ZM238 21H240V22H238ZM260 21H262V22H260ZM25 22H26V23H25ZM33 22H34V23H33ZM54 22H55V23H54ZM87 22H89V24H87ZM127 22H126V23H127ZM130 22H132V23L130 24ZM135 22H136V23H135ZM138 22H139V23H138ZM156 22H157V23H156ZM161 22H162V23H161ZM214 22H215V25H214ZM244 22H245L246 24H247V23L249 24V25L247 24L248 27H247V26H246V27L248 28V31H251V33L248 32V31H246L247 28L245 27V25H244L245 23H244ZM49 23H50V24H49ZM68 23H70V22L68 21ZM77 23H78V24H77ZM80 23H81V22H80ZM102 23H103L105 26L103 25V26L101 27ZM133 23H134L135 25L132 26ZM137 23H138L139 25H138ZM221 23H222V25L224 24V26H223L224 29L221 28V27H219V26H221ZM230 23H232V25H230V27H229V24H230ZM238 23L242 24V27H241V28H240V24H238ZM243 23H244V24H243ZM260 23L263 25L262 28H261V24H260ZM18 24H19V22H18ZM42 24H41V25H42ZM45 24H47V23H45ZM65 24H66V25H65ZM76 24H77V25H76ZM124 24H123V25H124ZM136 24H137V25H136ZM144 24H143V25H144ZM165 24H166L167 26H165ZM197 24H198V26H197ZM199 24H202V25H203V24H206V25L208 24L207 26H208L210 29H209V28L207 29V28H206V27H207L206 25H205V26H206V27H205V26H202V25H199ZM210 24H211V25H210ZM226 24H227V25H226ZM250 24H251V25H250ZM48 25H47V27H48ZM64 25H65L67 28L64 27ZM84 25H85V26L88 25L89 29H86V30H87V31L90 30V31L93 32V34H94V35H92L90 31H89V35H87L88 32L85 34V36H87V37L89 36V37H88V40H86V39H87L86 37H85V39L82 38V39H84V41L86 40L85 44H86V43H87L86 45H88V44H90V43L92 44L93 41L89 43V38H90V40H92V39H94V36H95V37H96V36H101V39H102V40H101L100 38H97V37H96V38H97L98 40H99V39L101 40L102 45H103L105 48H108V49H107L108 51L104 48V49H105V52L102 51V53H101V52H95V53H93L94 50H96V51H99L100 49L103 50L102 45H99V46L97 47V49H96V44H98V43H96V42H97L98 40L95 41V40H96V39H95V40H94V41H95V42H94V43H95V45H94L95 47H94V50H93L92 52H91V48H88L89 46H88V47L86 46V48H87L88 50H90L89 52H90V53H93V56H92V57L90 56V55H92V54H89L88 56L85 55V54H83L84 52H86V50L84 51V49H86V48H85V47L83 48V46H81V45H85V44H84V41H82L81 38H80V39H81L82 43L79 42V40H78V35L80 34L79 36H82V33H85V32H84L85 29H84V30L82 29V28H85ZM116 25H117V26H116ZM118 25H119V28H118ZM123 25H122V26H123ZM145 25H144L143 27H145ZM190 25H191V26H190ZM209 25H210V26H209ZM225 25H226L228 28H226ZM235 25H236L237 27H236ZM252 25H253V26H252ZM254 25L258 26L257 29H256V27H255ZM38 26H39V28H40V29H39L40 31H39L38 28H37ZM76 26H77V27H76ZM80 26H81L82 28H81ZM92 26H93V25L91 24V27H92ZM98 26H99V27H98ZM140 26H141V27H140ZM153 26H154L156 29H154ZM212 26H213V28L216 26L215 28H216V29H219L220 31H219V30L217 31V30L214 28V29H212V30H213V31L215 30L214 32H216V33H213V31L211 30ZM233 26H235V27L233 28ZM238 26H239V28H238ZM243 26H244V27H243ZM249 26H250V27H249ZM13 27H14V26H13ZM22 27H23V28H22ZM31 27H32V28H31ZM58 27H59V29H58ZM63 27L66 28L65 31H67L68 29H70V31L68 30L67 33H69V34L71 33V34H70L71 36H72V34L75 32L76 28H78V29L81 28V29H79V30H82V31H83L82 33H80L79 30L76 31V32L79 33V34L77 33V36H76V37H77L76 40H78V43H77V41L75 40L76 37H75V38L73 37V39H74V40H73L72 37L69 36V37L71 38V40H70V38H69L68 36H65L67 33H66V32H65V33L63 32V29H64ZM88 27L86 26V28H88ZM95 27H98L99 29H98V28L95 29ZM100 27H101V28L105 27V28H104V31H102V29L100 30ZM125 27H126V28H125ZM138 27L141 28V29H138ZM160 27H161L162 29H161ZM163 27H164V29H163ZM165 27H166V29H167V31H166L167 34H163V33H162V32H165V31H164V30H165ZM186 27H187V28H190L191 30H190V29H188L189 31L186 30V29H187ZM202 27H203V28L205 27V30L207 29V33H208L209 36H210V35H212V36L209 37V36L207 35L206 31H204L203 29H201ZM218 27H219V28H218ZM251 27H253V28H251ZM259 27L261 28V30H260ZM27 28H25V29H27ZM35 28H37V33H36V34H38V36L41 35V37H42L43 35L47 34V35H45V36L47 37V39H46L45 36L42 37V38H41V37L33 36L32 33L36 32ZM123 28H125V29H123ZM131 28H132V30H131ZM157 28H158V30H157ZM175 28H176V27H175ZM185 28H186V29H185ZM193 28H194V29H193ZM229 28H230V29H229ZM235 28H236L237 30H236ZM243 28H246V29H243ZM249 28H251L252 30L249 29ZM258 28H259V29H258ZM48 29H49V28H48ZM120 29H122V33L119 31ZM129 29H130V30H129ZM143 29H144V32L146 31L145 34L148 33L149 35H152V32H154V30H155L154 33H156L157 31H158V33H156L157 35L154 34L156 37H155L154 35H152L154 39H153L152 36H151V40H150V38H149L150 36H149L148 34L146 35L147 37H144V36H143V35H144ZM160 29H161L162 31H161ZM169 29H170V31H168ZM195 29H196V30H195ZM221 29H222V32H221ZM227 29H228V30H227ZM41 30H43L45 33H43V31H42V33H43V34H42V33H41ZM55 30L58 31V32L55 33ZM86 30H85V31H86ZM93 30H95V33H94ZM98 30H100L99 32H103V33H102V34L100 33V35H99V34L96 35V32H98ZM126 30H125V31H126ZM139 30H140V31H139ZM193 30H194V31H193ZM200 30H201V32H200ZM210 30H211V32H212L213 34L210 32ZM223 30L228 31V34H227L226 31H224V33H223ZM234 30H235V31H234ZM241 30H242V32H243V30H244V32H243V33L241 32V35H239V34H240L239 31H241ZM255 30H256V32L259 30V32H257V33H259L258 35H255L256 32H255V34H253V33H254L253 31H255ZM19 31H20V32H19ZM33 31H34V32H33ZM38 31H39V33H41L40 35H39ZM72 31H73V32H72ZM159 31H160L161 33H160ZM179 31H180V32H179ZM202 31H204V32L206 33V35H205V33H203ZM208 31H209L211 34H210ZM1 32H4V31L2 30ZM23 32H26V34H28V35H26V34L23 33ZM27 32H28V33H27ZM109 32H107V35H106L107 37H109V36H108V35H109V34H108ZM117 32H120V33H117ZM166 32H165V33H166ZM182 32H183V33H182ZM199 32H200V33H199ZM217 32H218V35H222V34L225 35V37L222 36V38H219V43H220L219 47L217 46L218 44H215V43L218 41V38H217V39H216V38L214 39V37H218V36H215V34L217 35ZM225 32H226V33H225ZM235 32H236V33H235ZM247 32L250 33V34H248ZM262 32H263V33H262ZM29 33L32 34V35H31L32 37L29 38V39H26L27 36L29 37ZM51 33H52V34H51ZM60 33H61L62 35H61ZM110 33H111V32H110ZM124 33H125V32H124ZM134 33H135V34H134ZM159 33H160V34H159ZM169 33H170V34L172 33V35L174 36V37H173V36L171 35L172 37H171L170 42H172V41H173V42L176 41V43H173V42L171 43V44H173V47H175V50L172 49V45H171V47H169V46H170V44H169L170 42H169V41H166V40H168V36L170 37ZM220 33H221V34H220ZM234 33H235V34H234ZM238 33H239V34H238ZM246 33H247L248 35H251V36H252V34H253V35H255V36H252V37H251V36L245 35ZM15 34H17L18 36L15 35ZM54 34H55V35H54ZM58 34H59V35H58ZM63 34H65V35H63ZM69 34H68V35H69ZM90 34H91L93 37H92ZM120 34L123 35V38L121 37ZM158 34H159V35H158ZM161 34H162V35L165 37V39H166V40H165L166 46L169 44V45L167 46L168 48H167L165 45L162 46V45L164 44V43H163V42H164V40H163L164 38H163V36H162V38H161ZM196 34H198V36H197ZM202 34H203L204 37H206L207 39H209V40L211 41L210 44H208L207 41H204V40H207L206 38H204V37H200V38H199V35L202 36ZM261 34H262V35H261ZM14 35L17 36V38L20 37V36H21L20 38L24 37V38H22V39H23L22 42H19V41H18L20 38H18V40H17L18 42H16V38H14ZM34 35H35V33H34ZM56 35H57V36H56ZM60 35H61V36H60ZM75 35H76V33H74L73 36H75ZM102 35H103V37H102ZM187 35H188V36H187ZM227 35H228L229 38L231 37V36H229V35H232V37H231L230 39H228V37L226 38ZM233 35H234V36H233ZM238 35L242 38V40H244V37L246 36V37H245V38H246L245 40L248 41L247 43H250L251 45L254 44V45H255V46H254L255 48H254V47H248V46H250V44L245 43V42H246L245 40H244V42H243V41L240 39V37L237 38ZM106 36H105V37H106ZM117 36H118V37H117ZM136 36H137V38H136ZM138 36H140V37H138ZM142 36H143V37H142ZM157 36H158V37H157ZM159 36H160V37H159ZM184 36H185V37H184ZM186 36H187L188 38H187ZM34 37H36V38H34ZM83 37H84V34H83ZM166 37H167V38H166ZM208 37H209V38H208ZM220 37H221V36H220ZM253 37H254V38H253ZM261 37H262V38H261ZM44 38H45V39H44ZM66 38H67L72 44H73V42H75V43L73 44L74 46H75L76 44L79 45V46L76 45L77 47H76V46H75V47L73 46L74 49L77 48L78 51L75 50V51H76V52H75L74 50H71L73 47L70 46L71 43L68 42ZM127 38H128V39H127ZM138 38H140V39H138ZM142 38L145 39V40L148 38L149 41L146 42L148 45L145 43V44H146V46H145V44H144L143 42H141V41L143 40ZM160 38H161V41L163 40L162 42H161V41L159 42ZM203 38H204V40H203ZM212 38H213V40H215V41H212ZM252 38H253V39H252ZM259 38H260V40H261V39H263V40H261V42H260V40L258 41ZM13 39H14V40H13ZM33 39H35V40L33 41ZM58 39H59V40H58ZM129 39H131V42L136 40L135 43L140 41V42L142 43V45L145 46V47L143 46V49L145 48L146 50H148V46H149L150 43L153 44L154 42H156V43L159 42V46L161 45L163 48H164V47L166 48V49H164V50H165V51H164V50L162 49V47H159V48H161V51H164L165 53L168 52V53H166V54H168V55H166V54H165L166 56L163 55L164 52H163L162 55H161V54H158V53H160V51H159L160 49H159V50L156 49V48H158V47L156 46V43H154V44H153L154 46H152V45L150 44V46H149V51H150V52H153V56L155 55V56H154L155 59L153 58L152 53H150V54L147 53V54H146V57H147V56H148V57L146 58L145 55H144L145 53H142V52H146V51H145V49H144V51H143L141 43H140V44H139V43H136V44H135L134 42H132V43H134V44H133L134 46H133V48H132L133 50H132L131 47H129V46H130V42L128 43V40H129ZM141 39H142V40H141ZM156 39H157V40H156ZM158 39H159V40H158ZM172 39H173V40H172ZM175 39H176V40H175ZM187 39H188V40H187ZM200 39H201L202 41H200ZM226 39H227V40H226ZM231 39H232V41H231ZM239 39H240V40H239ZM248 39L250 40V42H249ZM57 40H58V41H57ZM72 40H73V42H72ZM100 40H99V41H100ZM116 40H117V39H116ZM121 40H120V41H121ZM145 40H144V42H145ZM153 40H154V41H153ZM155 40H156V41H155ZM183 40H185V42H187V45H184L185 42H184ZM209 40H208V41H209ZM216 40H217V41H216ZM220 40H221V41H220ZM234 40H236V41H234ZM30 41H31V42H30ZM99 41H98V42H99ZM102 41H103V42H102ZM129 41H130V40H129ZM146 41H147V40H146ZM150 41H153V42H150ZM191 41H192V42H191ZM197 41H198V42H197ZM262 41H263V43H262ZM15 42L18 43V44H15ZM28 42H30V44H29ZM34 42H35V43H34ZM55 42L52 41L53 45L55 44ZM167 42H168V43H167ZM202 42H205L206 44H205V43H202ZM214 42H215V43H214ZM229 42H230V43H229ZM239 42H240V43H239ZM255 42H256V41H255ZM52 43H51V44H52ZM80 43H81V44H80ZM120 43H121V42H120ZM132 43H131V46H132ZM161 43H162V44H161ZM177 43H178V46H177V49H176V46H174V45L177 44ZM188 43H191V46H190V44H189V47H191V48L193 47L192 49L189 48V49L192 50V54H191V50H188ZM199 43H200V44H199ZM212 43H214V45H216V47L213 46ZM21 44H22V45H21ZM23 44H25V45H23ZM34 44H35V45H34ZM65 44H66V45H67V44H68V45L70 44L69 46L72 47V48H69V46H67V50H69V52H68L67 50H64L65 47H66ZM117 44H118V46H122V45H120L118 42H117ZM138 44L141 45L140 47H138V48L140 49V50H139L140 53H139V51H138V49H137V46H136V45H138ZM198 44H199L200 46H199ZM201 44H202V45H201ZM241 44H242V45H241ZM243 44H244V47L247 46V47L249 48V52H248V50H246V49H247L246 47H245L246 49L242 48V51H241V47L243 46ZM245 44H246V45H245ZM2 45H3L4 47H3ZM92 45H93V44H92ZM92 45H91L90 47H93ZM109 45L111 46V48H110ZM139 45H138V46H139ZM157 45H158V44H157ZM206 45H208V47H209L210 45H211V46L208 48ZM229 45H230V46H229ZM231 45H232V46H231ZM19 46H25V48H24V47L20 48ZM50 46H51V47H50ZM64 46H65V47H64ZM100 46H101V48H100ZM198 46H199V47L203 46L204 48L202 47V50H201L200 48H198ZM205 46H206V48H205ZM212 46H213L214 49H215V48H216V49L219 48V49H217V50H215V51H214V50H213V51H212V50L209 51L210 49H212V48H211ZM220 46H221V47H220ZM235 46H236V47H235ZM239 46H240V47H239ZM257 46H258V45H257ZM2 47H3V48H2ZM41 47H40V46H37V47H36L37 49L34 47V48H32L31 50H32V51H34L35 49L38 50V48H41ZM60 47H61V49H59ZM126 47H125V48H126ZM128 47H129V48H128ZM146 47H147V48H146ZM150 47H151V48L153 47V51H152V49H151ZM154 47H155V48H154ZM179 47H180V48H179ZM183 47H184V48H183ZM185 47H187V49H186V50H187V53H189L188 51H190V54L185 53V51H186V50L184 51ZM232 47H233V48H232ZM12 48H14V50H16V51L18 50L17 48H20V51L18 50V53H17L16 51H14V52H13L14 55H13L11 58H8L11 54H13V53H11V51L13 50ZM23 48H24V50H23ZM62 48H63V49H62ZM98 48H100V49H98ZM125 48L122 49V50H126ZM169 48H171V52L174 50V51H173L174 54H175L176 51L179 49V52H180V53H182V52L184 51L182 54H185V55L180 54V56H181V55H182V57H184V56H185V57H186V56H189V57H187V58H184V60H185L184 62H182V60L180 61V62H181V65H182L181 68H179V66H181V65H179L180 62L178 63V62H177V61H178L177 59H176L175 62L178 63V65H179V66L177 65L178 67H175L176 64H174V66H173L172 64L170 65V63H172L171 60H173V58H175V57L178 58L177 56H178L179 54H178V55H175V56H172V59H170L171 57H170L169 55H172V54H170L171 52L169 53V51H170ZM196 48H197V49H196ZM235 48H236V50H235ZM237 48H238V49H237ZM239 48H240V49H239ZM250 48H252V50H251ZM21 49H22V50H21ZM92 49H93V48H92ZM150 49H151V50H150ZM193 49H194V50H193ZM204 49H206L205 52L203 51ZM232 49H233L234 51H237L239 54H238L237 52L234 53ZM254 49H255V50H254ZM31 50H30V51H31ZM39 50H42V49H39ZM39 50H38V52H39L41 55H42V54H45L44 57H47V56H48L47 54H49V52H50V54H52L51 52H53V51H50L51 49H49V52H47V54H46V53L43 52V51H42L43 53H41V51H39ZM52 50H53V49H52ZM54 50H55V49H54ZM62 50H63V52H64V56H63V52H62ZM88 50H87V51H88ZM101 50H100V51H101ZM155 50H158L159 52H157V51H155ZM167 50H169V51H167ZM197 50H199V51L201 50L202 52H204L203 55L208 56V58H205V57L201 54V52L199 53V51H197ZM219 50H220V52H219ZM230 50H232L231 52H232L234 55H232V54L230 55V54H229V53H230ZM238 50H239V51H238ZM253 50H254V51H253ZM9 51H10V52H9ZM21 51H23V52L19 55V52H21ZM66 51H67V54H71L72 56L70 55L71 57H69V55H65V54H66V53H65ZM71 51H72V52L74 51L75 53H74V52L72 53ZM149 51H148V52H149ZM154 51H155V54H154ZM240 51H241V52H240ZM243 51H244V52H243ZM245 51L248 53V55H249V53H253V54H251L252 56L255 54V55H254L255 57H254V56H253V57H254L255 59H256V57H258V59H257V61H256L257 66L259 65V66H261V67L258 66L259 68L256 70L255 67L252 68V69H249V68L247 69V67H245V65H241L242 63H246V61H249V59H250V61H251V60H255L252 56H248V55H246L247 53H246ZM257 51H256V52H257ZM259 51H258V52H259ZM7 52H9L10 55H9ZM26 52H27V51H26ZM34 52H36V55H37V51H34ZM89 52H87L86 54H88ZM137 52H138V53H137ZM177 52H178V51H177ZM193 52H196V53H193ZM197 52H198V53H197ZM206 52H207V53H206ZM209 52H212V53L214 52L215 54H214V53H213V54H212V53L210 54ZM218 52H219L220 54H224V55L227 54L228 57L230 56V57H229L230 59H222V60H221V57H219L220 54H218ZM242 52H243V53H242ZM28 53H29V51H28ZM39 53H38V54H39ZM99 53H101V54H99ZM118 53H120V54H119L120 58H121V57H123V58L126 57V58H127V57H128L127 55H129V57H130L129 59H127V60H126V59H123V60H126V63H124L125 66H124V64H122L123 62L121 63L119 60H117V59L119 58V57H118ZM126 53H129V54H126ZM141 53H142V54H141ZM208 53H209V54H208ZM5 54H7V56L9 55V56L7 57L8 59L6 58V60H5V57H6ZM34 54H35V53H34ZM54 54H55V53L53 52L52 55L54 56ZM74 54H75V55H74ZM97 54H98V55H97ZM121 54H122V55H121ZM139 54H141L140 56H142V60H141L140 58H138V57H139ZM148 54H149V55H148ZM157 54L159 55V57L157 56ZM195 54H196V55H195ZM207 54H208V55H207ZM216 54H217V55H216ZM235 54H236L237 56L240 55V54H241V55H242V54H243V55L245 54V55L247 56V58H246V56H244V59H245V60H243V59H242V58H243V55H242V56H241V55L238 56V57L241 58V60H242V62H241V61L239 60L240 58H239V59L236 58ZM257 54H258V53H257ZM26 55H27V54H26ZM36 55H35V56H36ZM41 55H40V56L37 55L36 57H37V58H39V57L42 58L43 56L41 57ZM46 55H47V56H46ZM55 55H56V54H55ZM198 55H200V57H199ZM209 55H211V57H210ZM212 55H213V57L215 56V57H214L215 60L213 59L215 65L212 63L213 61H211V59H212ZM218 55H219V56H218ZM38 56H39V57H38ZM56 56H57V55H56ZM66 56H67V59H68L69 61L66 60ZM86 56H87V57H86ZM150 56H152V57H150ZM160 56H161V57H160ZM164 56H165V57H164ZM167 56H168V57H167ZM202 56H203L204 59L202 58ZM216 56H218L219 58H218V57L216 58ZM3 57H4V58H3ZM44 57H43V58H44ZM48 57H50V56H48ZM58 57H57V58H58ZM68 57H69V58H68ZM117 57H118V58H117ZM131 57H132V58H131ZM162 57H163V58H162ZM166 57L168 58V61H164L165 59L167 60ZM169 57H170V58H169ZM197 57L202 58V59H199V58H197ZM209 57H210V58H209ZM249 57H251V58H249ZM0 58H1V56H0ZM19 58H18V59H19ZM97 58H98V60L96 61ZM106 58H107V57H106ZM116 58H117V59H116ZM134 58H135V59H134ZM149 58H153V59L151 60V59H149ZM164 58H165V59H164ZM192 58H194V62H192V61H193ZM235 58H236V60H235ZM121 59H122V58H121ZM130 59H131V62H130ZM137 59L141 60L143 64L146 63V64H144V66H145L144 69L147 68V69L149 70V67H150V66H151V67L153 66L154 69H155V66L157 65V67L160 66V67H158V68H160L159 70H161V71H162L161 68H162L167 62L169 63V62L171 61V62L169 63L170 66L167 64V65L169 66V69H168L167 71H169V70L171 71L172 69H170V68H171V66H172V67H173L172 73H174V74H175V73H178V74H175L176 76H177V75H178V76L181 75V77H180L181 79L177 76L178 79H179V81H180V84H178V82H177V81H178L177 78H176V79L174 78V77H175L174 74H173L174 76H171V74H172L171 72H169V73H171V74H169V73L166 71V74L168 73L167 75L170 76V80L173 79V80H172L173 82L170 81L168 78H166V79H168V81H167L166 79H164V80H165V81H164L162 78L169 77V76H167V75L165 74V71H163L164 73L161 72V74H160V71H159L158 69H156V70H157V73H156V71H154V69H152V68H151V69L154 71V73H153V72H146V71H148L147 69H146V71L143 69L144 72L141 73V71H139V70H142V68H143V64L141 65V61L138 60V61L140 62V65H138L139 63L136 61ZM145 59H148V60H145ZM169 59H170V61H169ZM180 59H183V58H180ZM180 59H179V60H180ZM186 59H187V60H186ZM197 59H198V61H197ZM207 59H209L210 61L207 60ZM216 59H217V60H220V62H219V61H216ZM233 59H234V60H233ZM58 60H59V58H58ZM65 60H66L68 63L65 62ZM103 60H104V61H103ZM128 60H129V62H127ZM150 60H151V61H150ZM154 60H155V61L157 60L156 62H158L159 60H161V61L163 62L164 65H159V63L157 64ZM199 60H201V61H200L201 63L199 62ZM203 60H204L205 62H204ZM224 60H227V61L229 60V61H228V62H227V61L225 62ZM237 60H238V61H237ZM121 61H122V60H121ZM132 61H133V62H132ZM134 61L137 62V65H138V66L134 63ZM143 61H144V62H143ZM161 61H160V62H161ZM187 61H188V63H186ZM190 61H191V63H192L193 65L189 63ZM202 61H203V62H202ZM215 61H216V62H215ZM231 61H232V62H231ZM233 61L236 62V63H234ZM108 62H109V63H108ZM148 62H150L151 64H150V63L148 64ZM175 62L173 61V63H175ZM221 62H222V63H221ZM229 62H231V65H230V64H226V63H229ZM254 62H255V61H254ZM258 62H259V64H258ZM98 63H97V64H98ZM127 63H129L128 66L126 65ZM130 63H131V64H130ZM154 63H155V64H154ZM182 63H183V64H182ZM194 63H197L198 65H195ZM216 63H217V65H216ZM218 63H219V65H218ZM220 63H221V64H220ZM233 63H234V64H233ZM260 63H261V65H260ZM114 64H115V65H114ZM120 64H122V66H120ZM134 64H135L136 66H135ZM153 64H154V65H153ZM161 64H162V63H161ZM185 64L187 65V67H186ZM208 64L211 65L212 67L210 66L211 69L208 68V67H206V68L209 69L208 71H206L207 69L205 68V66L208 65ZM235 64H237V67H238V70H239V71H240L239 67H241V69H242L243 66H244V68H245L246 70H251V72H252V74H254L255 78H253V77H254L253 75H252L253 77L251 76V72H250V71H248L249 75H248V73L241 74V73H244L243 71H245V69H244L242 72L240 71V73H239L238 70L235 71V69H237V67H236ZM239 64H240V65H239ZM147 65H149V66H147ZM189 65H191L192 68H194V69H193L194 71L192 70L191 67H188ZM194 65H195V66H194ZM213 65L215 66L214 69H212V68H213ZM222 65H225V66H224V67H221ZM233 65H234V66H233ZM11 66L8 68L9 73H8V72L6 73V71H4V70L0 67V69H1V70H0V75H1V81H0V83H1V85L3 86V84H4L5 81H6V83L8 84V87H7V85H5L6 83L4 84V87H7V89L9 88L8 91H9V92L11 91V93H12V92L14 93V94L12 93L13 95H11V97L13 96L12 98H13V99H16V100H15L16 103H15V101H14L13 99H11V100H13V101H11V102H12V104L17 105V104H19V101L21 100V99H20V96H21V95H20L19 92H20V91H24V90L20 89L19 92L16 91V90H19L18 88H21V87L23 88L25 85L23 84L22 80H20L19 83L22 82V84L20 85L21 87H20V86L18 85V80H16V78L14 77L15 75H14V76H13V75H12V76L9 75V74H11V73L13 72V70L15 71V68L17 67V65L15 64V67L12 66L13 69H11ZM61 66H62V65H61ZM71 66H72V67L74 66V68H71ZM71 66L68 67V65H67V67H68V68H67L68 72H70V71H69V68H71L70 70L72 71V72H70V73H72V74H70V73H67V70H66V73L69 74V76L75 74V73H74L75 71H76V72L79 71L78 69L75 68V65H71ZM131 66H132V68H131ZM140 66H142V68H140ZM146 66H147V67H146ZM196 66H197V67H196ZM198 66H199V68H198ZM200 66H204V69H202L203 67H200ZM230 66H233L234 68L231 67V69H229L228 67H230ZM76 67L79 68L78 65H77ZM128 67H129V68H128ZM157 67H156V68H157ZM165 67H166V66L163 67V70H164ZM185 67H186V68H185ZM226 67L229 69L228 72H230V71H235V73H234V72H230V73L232 74V76H233V73H234V76L236 77V79H237V77H238V76H236V75H239V74H240V75H242L243 77L245 76L244 78H245L246 81H244V80H243L244 78H242V76L239 75V76L242 78L241 80H243L244 82H246V83L249 84V85L244 86V85H246V83H244V82L242 81V82L244 83V85H243L242 82H241V80H240V79H239V80H236L234 76H233L234 78L231 79L233 82H231L230 80L228 81V79H229L230 77H232V76H231V74L228 75V76L225 74V72L228 74V72H227L228 69H227ZM235 67H236V68H235ZM19 68H20V67H17V68H16V70H17L16 73L13 72V74H14V73L17 74V76H16L17 78H19V77L21 76V75H19V74H23V71H24V69H22L23 71H21V69H19ZM114 68H116V69H114ZM117 68H118V69H117ZM135 68H137V69H135ZM138 68H139V69H138ZM177 68H179V69H178L179 71L177 70ZM220 68H224V69H226V70L224 71V69L221 70ZM10 69H11V70H10ZM18 69H19L20 73H18V72H19ZM74 69H76V70L74 71ZM127 69H128V70H127ZM151 69H150V70H151ZM165 69H166V68H165ZM174 69H176V70H174ZM183 69H185L184 72L182 71ZM196 69H198V70L200 69L199 72L201 71V69H202V71L206 69V70H205L206 72H205V71L203 72V73H204L203 76H205L207 79H206V78L204 79V77H202V76L200 77L199 74H203V73H201V72L199 73V72H198V73H199V74H198L197 72H195ZM232 69H234V70H232ZM55 70H56V72H59V70L57 71V68L54 69V72H55ZM104 70H105V69H104ZM143 70H142V71H143ZM150 70H149V71H150ZM180 70L183 72V74L185 73V74L183 75V77H184L183 79H184V80H185V78L188 77V78L185 80V82H187V80H188L189 83H188V82H187V83H188L191 87H190V86L185 87V85H187V84H184V83L181 82V80H182V81H184V80L182 79V74L179 75ZM190 70H191V71H190ZM211 70H214L213 72L215 73V75H214L215 77H211V76H210V75L214 74L213 72L211 73ZM215 70H221V72L224 73V74L221 73V72L219 73V74H223V75H220L221 79H219V76H217L218 78L216 77V71H215ZM253 70H254V71H253ZM260 70H261V69H260ZM260 70H259V71H260ZM263 70H264V69H262L260 72L257 71V74H260V76H263V78H264V75H262V74H264V71H263ZM73 71H74V72H73ZM133 71H134V72H133ZM138 71H139V74H138ZM158 71H159V73H158ZM173 71H174V72H173ZM176 71H177V72H176ZM192 71H193L194 73H196V74L198 75V77H200V82H198V81H199V78H196V77H195L196 74L194 75ZM196 71H197V70H196ZM237 71H238V73H237ZM21 72H22V73H21ZM108 72H107V73H108ZM190 72H192V73H190ZM217 72H218V71H217ZM254 72H255V73H254ZM262 72H263V73H262ZM3 73H4V75H3ZM32 73H33V71H32ZM116 73L119 74L118 71L115 72V75H116ZM152 73H153V74H152ZM210 73H211V74H210ZM261 73H262V74H261ZM6 74H7V75H6ZM25 74H26V72H24V75H25ZM33 74H34V73H33ZM59 74H64V73H63V72H60V73H58V75H59ZM137 74H138V75H137ZM154 74H155V75H154ZM158 74L161 75V79H162L164 82H166V81L169 82V81H170V82H169V85H168L167 87H165V86H166L165 84L163 85L164 82H162V80L159 79L160 76H159ZM163 74L166 75V76L164 77ZM186 74H187V75H186ZM206 74H207V75H206ZM219 74L217 73V75H219ZM5 75H6V77H4ZM113 75H114V74H113ZM153 75H154V76H153ZM156 75H158V76H156ZM192 75H194V76H192ZM224 75H225V77H223V79H224V81H225V82H224L225 85H227V84H226V83H227L226 81H228L229 83L231 82V83L229 84V86L227 85L229 88L226 87V86H224L223 88H228L230 91H229L228 89L225 90V89L221 88V87H222L221 85H223V84H221V85L218 84V85H220V87H216V86H218V85L214 86L215 84H213V82L215 83V82H216L215 80H217V79H218L219 81L217 80L218 82H216V83H220V82L223 83L222 76H224ZM247 75L250 76L251 79H252L253 81L256 79V80L258 81V83H259V82H262V80H263V82L258 84L257 81L255 80L254 82H256V83H253V81L249 79V81H248L249 83H248V82H247V78H249V77L246 78ZM118 76H119V78H122L121 80H123V76H122V75H121L122 77L120 76V74H119ZM118 76H117V77H118ZM143 76H144V75H143ZM149 76H150V77H149ZM151 76H152L153 79H154V78L156 79V77H158L157 79H159V80H157V79H156V81L153 80V79L151 80ZM191 76H192V77H191ZM207 76H208V77H207ZM209 76H210V77H209ZM212 76H213V75H212ZM226 76H227L228 78H227ZM229 76H230V77H229ZM260 76H259V77H260ZM22 77H23V75H22ZM124 77H126V76H124ZM147 77H148V80L146 79ZM193 77H194V79H193ZM8 78H9V79H8ZM11 78H15V79L12 80ZM119 78H118V79H119ZM144 78H143V79H144ZM195 78H196V80H195ZM209 78H210V80H211V81H210L211 83L209 82ZM211 78H212V79H211ZM135 79H136V80H135ZM225 79H227V80H225ZM8 80H9V81H8ZM11 80H12V83H10ZM15 80L17 81V84L15 83V82H16ZM116 80H117V79H116ZM137 80H138V81H137ZM203 80H204V81H203ZM220 80H221V81H220ZM118 81H119V80H118ZM118 81H117V82H118ZM147 81H148V82L151 81V82L148 83ZM158 81H161V82H162V87L164 86L165 88H161L160 86L155 87L154 85H155L156 82H158ZM201 81H202V82H201ZM239 81L241 82V85H242V89H240V90H241V93H242V91L245 92L246 90H248V91H246V92L248 93V92L251 91L250 89H252V90L255 91L256 95L259 94L260 92H261V94H259V96L257 95L258 97H257V96H253V92H254V91H251V92H252V95L249 93V94L252 96V98H251V96L249 97V95H248L246 92H245V93H246L247 95H246L245 93H243V94L240 93L241 96H244V94H245V95L247 96V98H248V97L250 98V99L248 98L247 100L245 99L246 96H244V97H240V96H238L239 94H237V92L240 91V90L238 89V86H239L240 83H237V82H239ZM250 81H252V83L255 84V85H253L252 83H250ZM120 82H121V81H120ZM143 82H144V83H143ZM146 82H147L149 85H150V84L153 85L152 87H155V88L153 89L151 86H150V88H149V86H148V87H145V86H146ZM152 82H153V83H152ZM167 82H166V83H167ZM171 82H172V84H170ZM203 82H205V83H203ZM207 82H209L210 85H209V83L207 84ZM140 83H139V84H140ZM181 83L184 84V86H183ZM201 83H203V84H201ZM233 83H235V84H237V85H232ZM13 84H14V85H13ZM148 84H147V85H148ZM167 84H168V83H167ZM173 84H174L175 86H174ZM176 84H177V85H176ZM193 84H194V85H193ZM197 84H198V85H197ZM200 84H201L202 86H201ZM204 84L207 85V86L205 87ZM250 84H251V85H250ZM260 84H263V85H261V88H262V89L259 87L261 90L258 88L259 90L257 89V91H259V93H257V91L255 90L256 88L253 89V87H254V86L258 87V85L260 86ZM16 85H18L19 87L17 88ZM22 85H24V86H22ZM171 85H173V86H171ZM179 85H181V87H183V89L180 88V90H179V87H180ZM211 85H212V86H211ZM230 85H231V86H230ZM241 85H240V87H241ZM209 86H210V88H211L212 91H213L214 87H216V89H217V88H221V89H220V90H221V93H220V92L218 91V89H217L218 92L213 91L211 94H213V93H215V94H213V95H209V96H212V97L209 98L208 95H205V96H208V97L206 98L205 96H203V95L205 94L203 91H208V90H206V89L209 88ZM213 86H214V87H213ZM232 86H233V87H232ZM234 86L237 87V88H235ZM243 86H244V87H243ZM248 86H249V87L253 86V87L249 89ZM15 87H16V89H15ZM25 87H26V86H25ZM25 87H24L23 89H25ZM140 87H141V86H140ZM143 87H144V88H143ZM230 87H232L233 89L230 88ZM240 87H239V88H240ZM247 87H248V89H247ZM73 88H76V87H73ZM94 88H97V86H95ZM147 88H149V89H147ZM151 88H152V89H151ZM170 88H169V89H170ZM205 88H206V89H205ZM212 88H213V89H212ZM234 88L237 89L238 91L235 90ZM245 88H246V89H245ZM78 89H79V88L77 87V91H78ZM161 89H162V90H161ZM194 89H195V90H194ZM216 89H215V90H216ZM222 89H223L224 91H223ZM231 89L234 90V91H232ZM73 90H75V89H73ZM151 90H152V91H151ZM167 90H168V89H167ZM198 90H199V91H198ZM200 90H201V91H200ZM244 90H245V91H244ZM157 91H159V89H158ZM160 91H159V92H160ZM169 91H170V90H169ZM196 91H197V94H195ZM228 91H229L230 93H231V91H232V93H233L232 95H231V94L229 95V98H227L228 95H227V93H225V92H228ZM236 91H237V92H236ZM17 92H18L19 95H20L19 97H18V93H17ZM35 92H36V91H35ZM35 92L33 93V96H35V98H37L38 93H37V95H36ZM75 92H76V90H75ZM155 92H156V91H155ZM155 92H152V93L150 94L152 97H151L150 95H149L148 97L154 98L153 96L156 95V94L158 93V92H156V93H155ZM170 92H171V91H170ZM208 92L210 93L211 91L209 90ZM222 92H224V93L227 95V96H225V98H224V95H225V94L223 93L224 95L222 96ZM229 92H228V94H229ZM235 92H236V93H235ZM22 93H23V92H22ZM22 93H21V94H22ZM77 93H78V92H77ZM201 93H204V94H201ZM234 93H235V94H234ZM238 93H239V92H238ZM255 93H254V95H255ZM16 94H17V96H16ZM152 94H153V95H152ZM165 94H166V93H165ZM165 94H164V95H165ZM169 94H170V93H168V95H165L164 97H168V96H170ZM200 94H201V96H200ZM206 94H208V93H206ZM14 95L16 96V98H14V97H15ZM184 95H183V96H184ZM197 95H199L200 98H199V96H197ZM233 95H234V97H233ZM22 96H23V95H22ZM189 96H192V97H189ZM230 96H231L232 98H231ZM236 96H238V97H240V98H237ZM263 96H264V91H263ZM128 97H130V98H128ZM128 97H127V99H131V100H133V99L131 98L132 96L128 95ZM21 98H24V97H21ZM133 98H134V100H135V98H137V101H134V100H133V101L135 102L134 104H133V101L131 102V100H130V101L128 100V101H129V103H128V101H126V99H125V103H126V102H127V104H131V103H132L131 105H133V106L131 107L132 109H130V107H129V106H131V105H129V106H127V107L125 108V109H128V111H129V109H130L131 111H133V109H135V108L138 106V105H136V106L134 107V105L137 104L136 102H138V104H139V99L141 98V95H140V98H139V96H133ZM168 98H169V97H168ZM168 98H167V99H168ZM190 98H191V99H190ZM201 98H202V99H201ZM208 98H209V99H208ZM233 98H234V100H236V99H238V100H236V101H234V102L232 101V103L229 104V102H231V101H229V99L233 100ZM160 99H163V101L160 100ZM167 99H165V101H164V98H163V97L159 98V101L156 102V104H155V103L153 104L154 110H152L153 107L151 106V107H152V108H151L152 113L154 114V113L156 112V113H155L156 115H158V114L160 115V114H161V116H162V118H163L164 115L170 111V109L172 110V112L175 110V112H176V111L178 112V113L176 112L177 114L174 113L175 115H173L171 112H169L168 114L171 115L172 117H169V115L166 114V115L169 117V118H168L169 120L167 119V116L165 115V117L163 118V121H164V119L166 118L167 121L170 122L171 119H172L173 116H174V121H173V119H172V121L174 122V125H175V123H179V122H180V123H179L178 125H177V124L175 125L176 128L173 129L174 131L172 130L173 132H170V129L173 128V126H168V125L171 124V122L169 123V122H166V120H165L166 124L169 123L168 125H166V126H168V128H169V130H168L169 133H168V135H167V133H165V134H164L165 136H164V135L161 136L162 134H160L159 131H161V133H162V129H161V128H165V129H166L167 127H165V126L162 127L165 123L163 122L164 124H161L160 121H161L162 118H161L160 116H158V117H160L161 119L159 118L160 120H159V121L157 120V123L159 122V123L157 124V125H158V126H157V127H158L157 130H158L159 135L161 136V138H159L160 136L156 133L157 131L155 132V134L158 135V138H159V139L156 137V136H157V135H156L155 137H156V139H158V141H156V142L154 141V143L151 142V138H150V137H149L150 139H148L147 136H145V137L143 136V137L140 138L141 140L143 139L142 141H143L144 143H146V144L148 143V141H149V143L151 142V143L153 144V145H152V144L150 143L151 147L154 146L157 142H160L159 140H161V139H162V140L165 139V141H164V140L162 141L163 143L165 142V143H164L165 145H167L168 142H170V144H171V145L169 146V143H168V146H169V147H167V148H169L170 150L166 149L167 152H165V153H162V152H161V155H160V156H162V157H160V156L158 155L159 158H161V159H157V160H155L156 162H154L155 167L158 166V168H161V169H158V168L156 167L158 170H161V172H159V171L156 170V168L153 167V168L155 169V170H154V169H153V170H154L155 173H156L155 176L157 177L155 180H157V181H159V180L161 181V180H162V182H161L162 184L159 183V182H157V181H154L153 178H154L155 176H151V174L149 173V169H148L147 166H146V170H144V171H147V170H148V172H146V174H144V176L146 175V177H143V175H142L141 173H144V171H143V167H144V166H142V165H141L142 168H141L140 165H139V169H138V167H137V169H135L136 171H134V173H136L137 170H138V173H136V174H137L138 176H139V175H141V176H139V177L137 176V178H139L138 180H137V178H134V179H133L134 176L136 177V174L134 175V173L132 172L133 170H130V169L128 170L125 159H124V158H121V156H123V154H122V155H121V154H118V156H120V157H118L117 159H120V160L123 159L124 161H120V160L117 161V162L119 163V165H118V163L116 162L117 159L115 160V162L117 163L116 165H118V166L122 165L121 167L124 166L125 168H127V171H128V172H125V171H124L125 173H122V172H123L122 169H124V167L121 169V167H117V166H116V167L118 168V169H117V173L115 174L116 176H115V175H114V176H112V175L110 176V175L106 174V175H104V176L102 177V179L105 177V178L103 179V181H104L105 183L108 184V180H109L108 178L111 177V178L113 179V181H114L115 184H114V183L112 184L113 181H110L111 179L109 180V182H111L110 184H112V185L114 186V188H116V191L118 190V188H126V189H128V190H131V188H132L133 192H134V190H136V192L138 193L140 190H144V189H142V188H146V187H148V189L151 190V191H149L148 189H145V190H146V191H149L150 194L152 193V195H154L155 198H156V196L158 197V196L162 195V194L165 193V192L167 193L168 191H170L171 188H173V187L176 185V187H178V190L180 189V190H179V193H180V194L184 191V193H182V195H183V194L186 193V191L189 190V192H190V193L192 192V194H191V195H187V194H189V192H187L186 195H187L188 198H191V199L193 200L194 197L197 198V197H196V193H197V196H198V197H199V193H202V194L205 193V194H204L205 197L202 196L201 194H200V195L206 200V199H207V198H206V196H207L206 193L209 192V190H208V191H203V192H202L201 190H204V189H203V188L201 189L200 187H205V186H204L205 183H206V184H212V183H210V182H212L211 179H214V178H215L214 180H215L216 182L213 180V181H214V182H213V185L217 188L216 184L220 183V184H218V185H221V186H222V184H223L224 181H222L221 176H220V179H218V178H219V176H218V178H217V180H216L217 175L214 177V176H213L214 174L211 173L212 177H214V178L211 177V178L208 179V180L206 179L207 181L205 180V182H203L202 179L205 178V176H204L205 174L203 175L202 173H204V172H205V173H208V171L210 172L212 169H211V170L209 169L208 171H204V170H206V169H205L206 167H209L207 164H205L206 166H205V165H202V164H201V166H200V164H199V165H195V161H197V159L195 158L194 154H195L196 152L199 151L198 149H196L197 146L194 147L195 145H194L192 148L196 149V150H195L196 152H195L194 150H192V151L194 152L193 154H192V152H191V153L189 152V154H192V155H193V156L191 155V159H192V157L195 158V159H192V160H191V163H193V161H194V164H191L190 161H185V160H188V159L190 160V158H188V157H190V156L186 157V154H185V156H183L184 154L181 155V156H183V157H179L180 155L177 156L176 154H175L176 156H174V152L178 151V149H177V148H178V145H179V152H183V150H184V152L186 153L185 149H181L183 144H184V146H186V148H188V147H187L188 144L186 143L187 145H185V143H183V141H184L185 139L183 140V139H181V137H179V136L176 137V135H178V133H179V132H177L176 130L180 131L179 134H183V132H184V134H185V131H186L185 136H186V135L188 134V132H189L190 135H189V134L187 135L188 137L191 136V137H189V138H192V137H193L192 135H194V137H195V134H196V133H195V132L193 133L192 131L197 130V128L195 129L194 124H193V126L190 125V124H189L188 126H187V125H186V126H185V125H182V122H181L180 118L182 119V116H188V115L190 116L191 114L194 115V114L198 113V112H197L198 110H199V113H200V108H201L202 104H201V103H200V104L198 103L199 105L196 104L197 107L200 106L199 108H197L196 106L193 105V104H195V101H196V100L194 101V99H193V100H191V103L189 102L191 105H193V106L191 107L192 110L187 109V110H188V111H187L186 108H187V107L190 108L191 105H188V106H187V104H189V103H186V105H185V104H183V103L179 100V102H180L179 104H176V105L173 106V107H172V105H170L172 108L170 107V109H169L168 111H166V109H168V107H169V106H167L168 104H166V106H167L166 109H165V107H164V104H165V102L167 101ZM189 99H190V100H189ZM210 99H211V101H210ZM141 100H142V99H140V101H141ZM199 100H201V101H199ZM216 100H217L218 102H217ZM225 100H226V102H225ZM227 100H228V102H227ZM258 100H260V101H258ZM17 101H18V102H17ZM197 101H196V103H197ZM20 102H23V99H22ZM162 102H163V103H162ZM193 102H194V103H193ZM249 102H248V103L246 102L245 105L248 104L249 106H248V105H247V106H248L249 108L252 109V106H254L256 103H253V104H252V103L250 102L251 104H249ZM161 103H162V104H161ZM166 103H168V101H167ZM192 103H193V104H192ZM223 103H224V104L226 103V104L223 105ZM127 104H126V105H127ZM217 104H218V105H217ZM228 104H229V105H228ZM257 104L255 105L256 107L258 106ZM126 105H125V106H126ZM154 105H155L156 107H155ZM159 105H160V106L163 105V106H161V107L164 108V109H161V107H160ZM180 105H181V106H180ZM177 106H179V109H178ZM184 106H186V107H185V110H183ZM220 106H222V107L219 108ZM228 106H229V107H228ZM250 106H251V107H250ZM255 106H254V107H255ZM157 107H158L161 111H160L159 109H157V110H158V112H157V110H156ZM180 107H181V108H180ZM195 108H197L198 110L195 109ZM237 108H239V107H237ZM176 109H177V110H176ZM155 110H156V111H155ZM162 110H163L164 115H163V113H162ZM164 110L166 111V113L164 112ZM179 110H180V111H179ZM193 110H194V111H193ZM195 110H196V111H195ZM227 110H228V111H227ZM237 110H238V109H236V112H237L236 114H237V116H235V117H237V118H235V119H240V118L242 119V118H243L242 110H240V109H239L238 111H237ZM252 110H253V109H252ZM125 111H126V110H125ZM131 111H130V112H131ZM181 111H183V112L181 113ZM190 111H192V113H189ZM160 112H161V113H160ZM187 112H188L189 114H188ZM195 112H196V113H195ZM239 112H241V113H239ZM170 113H171V114H170ZM184 113H185V114H184ZM155 114H154V115H155ZM179 114H182V116H180ZM183 114H184V115H183ZM238 114H240V116H239ZM156 115H155V116H156ZM192 115H191V116H192ZM233 115H235V114H233ZM177 116H178V117H177ZM222 116H223L222 118H224V115H222ZM158 117H156V119H157ZM175 117H176V118H179V119H176ZM79 118H80V119H79ZM175 120H177V122H175ZM178 120H180V121H178ZM74 121H75L74 123L79 122L80 125H83V126H84V125L87 124V122H88V118H87V116H85V117H84V116H78L76 119H74ZM173 122H172V123H173ZM160 124H161L162 126H161ZM180 124H181L183 127L180 126V129H179V125H180ZM105 125H106V124H105ZM105 125H104L103 127H105ZM107 125H108V124H107ZM171 125H173V124H171ZM175 126H174V127H175ZM177 126H178V128H177ZM184 126H185V127H184ZM190 126H191V129H192V127H194V129H192V131H190L191 129H190V130H187V129L190 128ZM195 126H196V125H195ZM103 127H102V126H101V127L99 126V128H98V129L100 130L99 132L102 131L101 129H102ZM108 127H112V126H108ZM108 127L106 126V128H103L104 130L106 129V131L108 132L107 134H109V132H110L109 129H108ZM170 127H171V128H170ZM186 127H187V128H186ZM100 128H101V129H100ZM168 128H167V129H168ZM181 128H182V129L184 128V129H186V130L184 131V130H182ZM98 129H96L95 132H96ZM107 129H108V130H107ZM165 129H164V130H165ZM175 129H176V130H175ZM104 130H103V131H104ZM164 130H163V133L165 132ZM181 130H182L183 132H181ZM103 131H102V133H103ZM191 132H192V134H191ZM96 133H98V132H96ZM170 133H172V135L175 133L176 135H173V136H175V138H180V140L182 141V143H181L180 140H179V141H178V140L176 141L177 144H178L177 147H174V146H176V143H175V141H174L175 138H174L172 135H171V137L167 138V136H170ZM98 134H100V133H98ZM103 134H104V135H107V134H105V132H104ZM180 136H182V135H180ZM187 136H186V139L188 138ZM205 137H206V140L209 138L208 136H205ZM184 138H185V137H184ZM145 139H146V140H145ZM152 141H153V139H152ZM166 141H167V142H166ZM185 141H188V139L185 140ZM185 141H184V142H185ZM162 142H160V143L162 144ZM178 142H180V143H178ZM207 142H209V141H207ZM149 143H148V145H149ZM174 143H175V145H174ZM137 146H138V145H137ZM137 146H134V149H135ZM184 146H183V148H184ZM138 148H140V147L138 146V147L135 149L136 153L139 152ZM175 148H176V151H175ZM192 148H191V149H192ZM236 148H237V147H235L234 149H236ZM231 149H232V148H231ZM137 150H138V151H137ZM237 150H238V149H237ZM237 150H236V151H237ZM123 151H125V150H123ZM135 151H134V153H135ZM168 151H169L170 155L167 154ZM203 151H205V150H203ZM208 151H210V150H207V152H208ZM233 151H235V150H233ZM120 152H122V151H120ZM179 152H178V154H181V153H179ZM184 152H183V153H184ZM199 152H200V151H199ZM125 153H126V152H125ZM125 153H124V154H125ZM187 153H188V152H187ZM204 153H206V151H205ZM204 153H203L202 155H204ZM208 153H209V152H208ZM206 154H207V153H206ZM206 154L204 155L205 157L208 156V155H206ZM215 154H216V153H215ZM126 155L128 156V153L125 154V156H126ZM211 155H212V154H211ZM216 155H217V154H216ZM125 156H123V157H125ZM158 156H157V158H158ZM168 156H169V157H168ZM209 156H210V154H209ZM174 157H175V158H174ZM176 157H177L178 159H179V158L182 159V161L179 159L180 161L175 162V161L177 160ZM183 158H184V159H183ZM126 159H127V157H126ZM155 159H156V158H155ZM162 159H164V160L166 159L167 161L169 160V161L172 163V166H174L175 163L178 164V163L181 162L180 164H178L179 166H178V165H176V166H178V167H180V168H181V166H182V168H181L182 170L184 169V167L186 168V166L190 164V167H191V168H192V166H193L192 169L188 166V168H189L188 170L190 171V172H189L190 174L188 173V171H187V169H186L187 173H188L190 176L192 175L191 171L194 172V168H195V166H196V168L199 166V167L197 168V170H198V169H199V170L202 169V170H201V171H199V170L197 171L196 168H195L196 172H194V174H193L194 176H193V177H192V176L189 177V175H188V178H189V179H192V178H193V180H191V183H190V180H189V179H187V180H188V181H187L186 178H185V181H186L185 183L188 184V187H187V189H186V184L183 182V183L185 184V185H184V184H182V182H181V180L183 181V180H184V177L187 176V175L184 176L183 179H182V176H183L184 174H186V173H185V170H183L184 174H182L183 172H182L181 170H177L176 168H178V167H175V166H174L175 168H174V167L172 168V169H175V171H174L175 173H174L172 169L170 170V168H169L168 166H165V164H166V165L168 164V165L171 167V163H170L169 161H168V163H165L166 160L164 161V160H162ZM160 160H162V161L160 162ZM183 160H184V161H183ZM163 161H164V163H162ZM121 162H122V163H121ZM123 162H125V163H123ZM157 162H160V165H159V163H157ZM182 162L187 163V165L184 164L185 166H183V165H182ZM188 162H189V164H188ZM173 163H174V164H173ZM197 163H198V162H196V164H197ZM123 164H124V165H123ZM125 164H126V165H125ZM156 164H157V165H156ZM180 165H181V166H180ZM159 166H160V167H159ZM164 166H165V168L168 167L169 169L167 168V169L165 170V169L163 168ZM203 166H204V170H203ZM200 167H202V168H200ZM209 168H210V167H209ZM140 169H142L143 172H142ZM144 169H145V167H144ZM190 169H191V170H190ZM207 169H208V168H207ZM118 170H119V172H118ZM124 170H125V169H124ZM139 170H140V171H139ZM153 170H152V171H153ZM163 170H165V172H163ZM168 170H170V171L173 172V173H172V175L174 174V175H173V178H171V177H172V175H171V176H169L170 178L167 179V178H168V177H167L168 174H170V173H168V174L166 173V172H170V171H168ZM120 171H121V172H120ZM129 171H131V172H129ZM156 171L159 172L160 175L157 174ZM178 171H180V173H176V172H178ZM203 171H204V172H203ZM139 172H140V174H139ZM201 172H202V173H201ZM127 173H128V175H129V174H130V175L132 174L131 176H133V177H131L130 175H129L130 177H129L128 175H125V174H127ZM163 173H164V174H163ZM121 174H122V175H121ZM161 174H162V175H161ZM165 174H166L167 176H166ZM178 174H181L182 176H181V175H178ZM199 174H200V175H199ZM201 174H202V175H201ZM107 175H108L109 177H108ZM123 175H124V177H125V178H123V179H124V180H123V183H125V184H119V183H121L122 181H119V180H117V179H118V178H119V179L122 178ZM164 175H165V176H164ZM176 175H178L180 179H179V178H176V177H178V176H176ZM221 175H222V174H221ZM106 176H107V177H106ZM126 176H127V177H126ZM148 176H149V177H148ZM174 176H175V177H174ZM195 176H196V177H195ZM115 177H116V178L118 177V178L116 179ZM128 177L131 178V179L129 180ZM141 177H143V178H141ZM147 177H148L149 179H148L147 182H146V181L144 180V178L147 179ZM150 177L153 179L152 181H151V178H150ZM200 177L202 178L201 180H200ZM106 178H107L108 180H107ZM160 178H161V179H160ZM165 178H166V179H165ZM195 178H196V179H195ZM170 179H171L172 181H175L176 183H175V182H174L175 184L172 183V181H171ZM175 179H177L178 182H180V184L183 185V187H182V185L178 184L177 180H175ZM194 179H195L196 181H195ZM198 179H199V180H198ZM75 180H77V177H76L75 179L71 180L72 182L74 181V182H73L74 187H71V186H70L71 183H72V182L70 181L71 183L68 182V183H70L69 185H68V183L65 184L66 186L68 185L67 187H66L63 183H62V184H60V183H57V184H56V185L59 184L58 186H61V185L63 186L62 188L57 186L58 188H60L61 191L52 190V189H55V188H53V187L55 186V184H54V186H52V189L50 190V193H52L50 196H51V198H52L53 201H54V208L56 209V207H55V203H56V204H57L56 206H58L57 209H60V210H57V209L55 210V217H56V214L59 213V214H57V215H59V217H58L59 219H58V218L54 219L55 217H53V215H54V211H53L54 208H53V210H52L51 212H50V211L48 212L47 209H46V207L44 208V206L42 207L41 205H40V206H41L42 208H41L40 206H37V207L31 206V207H29V208L26 207V209L28 210V215H27V214H23V215L20 214L21 211H22V213H26V209H25V207H23L24 209L22 208V209L20 210V212H19V210H18V214H16V215L19 216V218H18V216H16V218H14L15 216L12 217L13 215H12L11 213H13V210H14V209H12V208H11V209H10V208L5 209V210L1 213L2 215L0 214V218H1V219H0V222H1V223H0V239H5V240H7L6 242H5V240H0V242H2V243L5 242L4 244H1V245H4L3 248H5L6 245L9 246V247H6V248H5L6 251H7V252L5 251V253H6L5 260H7V261H5V260L3 259V257L5 256V253H4L3 250H5V249L1 248V246H0V251L2 250V251H1L2 253L0 252V253H1V256H0V262H2V263H0V264H4V262H5V264H7V262H8L9 260H11V261H9V263H8V264H10V263L12 262V259H11V258H13V263H11V264H28V263L30 262V260L32 259V257L34 258V259L31 260V262L34 260L33 264H39V263L43 264V263H44V260H43V261L41 260V259L43 258V256H42L41 254H40L41 256H40V255L37 256V255H32V254H30V255H31V258H30V255L27 256V255H28L27 252L25 253L24 251L21 250L22 247H20V246H18V245H13V244L11 245V243H13V242L15 241V238H14V237H16V239H18V238H20V237H24V235L26 236V234L29 235L30 233H33V231H34V234H36V233L39 231V229H40L41 227H43V226H42V223H41V224L39 225L40 227L38 226L36 229L33 228L34 225H33V223L31 224L30 221L34 222V221H33V220H35L34 218H36L37 220H40V219H41L40 221H42V219H44V217L48 219V217L50 216L49 218L52 219V218H51V216H52V217H53V220H57V219H58L56 222L59 223L60 219L64 220V217L67 215V213H70V212H71L72 214H74V215H72V214L67 215V216H70V222H68L67 224H69V225L73 228V225H75V224H77V223H78V224L80 223V224H79L80 226L77 224L78 226H77V225L74 226L73 229H78V230H80V228H76V227H82L81 230H85V229H86V230H85L86 232H84V234H85V235H84V234H83V231H82V232L79 231V232H81V233L83 234V238H82V239H76V240H74L75 242H74V241H71L73 244H75V245H72V246H77L78 243H80V245H82V246L79 245L78 250H77V247H75L76 249H75V251H73V250H74V247H73V249H72L71 245H69L70 242H67V243L65 242V243H63V244H61V245H60V243H59V246H60V247H58V248L61 249L62 246L64 247V244L67 245L68 243H69L68 245H69L70 247H68V245H67V246H65V248L67 247L68 249H67V248H66L65 250L62 249L61 251H60V249L57 250V252L60 251V254H59V253L57 254V252H53V250H51V249H47L46 252L44 251L43 255H48V253H49L50 251H51V253L53 252L52 255L55 256V257H56L57 255H59V256L56 257V261H57L58 264H60V263H61V264H65L64 262H65V261L68 262L69 260H70V261H69L68 264H71V263H72V264H92V263H93V264H97V263L100 264V263H99V262H100V261H99L100 259L98 260L97 257L100 258V257H102V256H103V257L105 256V257H104L105 259L102 257L103 259H102V258H101V259H102L103 261H102V260H101V261H102L103 264H106V263H107V258L110 256V254L112 255V257H109L110 259H108V260H111L110 263H112V264H113V263H115V264H120L119 261H120V260H123V259H125V258H127V254H126L125 256L123 255V257L121 256V257H122V258H121V257H120L121 252H119V254H117V252L113 251V252L116 253V256H117V257L119 256V257H118L119 259H118V258H117V259L115 258L116 256H114V255L112 254V253H113V252H112L113 249H112L111 247L109 248V246H111V245H110L111 243H109V246L107 245V244H108L107 242H109V239L107 240L106 238L109 236V234H110V236H111V237L109 236L111 242H112V240H113V239L111 240V238H114V236H115V237L117 236L115 239L119 240V242H118V241H114L115 239L113 240V242H115V243L118 242L119 244H122V245H120V246H124V245L126 244V245H127V248H130V247H128V246H131V247H132V249H131V248L128 249L129 251L127 250L126 252H124V254L127 253V252H128V253H129V252L131 253V254L129 253V255H128V256H129V260H131V259L133 260L134 258H135V259L138 258L137 256H139V254H140L141 252H143V248H144V247H145V248H144V249H145L144 251H146V247H147V246H146V245H147L146 242H147V243L150 242L149 245H152V246H153V245H154V246H161V247H160L161 249H162V248H165V246L167 247V246H169V245L171 244V243H170V241H171V239H170V232H171L170 229H172V225H171L170 223H169L168 225L166 224L165 220L163 219L164 215H162V214L157 215L156 218L154 219V221H156L157 223H159V226H158L157 230L154 231V230L152 229L150 223L146 224V225H145L144 232H143V233H144V234H143V237H144V238L142 237V238L139 240V241H142V242H138V243H139V244H138L137 242L132 241V242H134V244H136V245H134L133 243H131V241L127 240L126 238H124V240L121 239L120 236L123 238V236L125 237V235H124V234L122 235L119 231H117L118 229H117L116 227H114L113 225L109 226V224L106 223V220H105V219H102L101 217H100V218L97 217L99 220L101 219L100 221H102V222H100L96 217H93V216L95 215V213L92 214L93 216L90 214V213H93V211H94V212L96 211V214L98 215V214H99V211H102V210H103L102 212H106V211H109V210H110L109 208H112V209H111V211H112L111 214L114 215V213H115V215H114L115 218H119V216H120V218L122 217V219H124V215L121 216V212H120L121 210H123V211L126 210V211H124V212H126V214H132V215L134 214V215H136V212L140 213L139 210L142 211V208H144V207H146V205H148V204H145V205L143 206L144 203H148V202H147L148 200H150V201L152 200V199H151L152 195L149 194L151 197H150V196H149V197L144 196V197H145V200H146V197H147L148 200L143 201L144 197H143L141 194H139V193L137 194L136 192H135V193H136L135 195H137L136 198H135L134 195H133L134 197L131 196L132 194L126 195L125 193L121 194V192L116 193V196H115V195L110 196V194H108V193L106 192V190H105V193H104V189H103L102 191H101V190L97 191L98 193L95 192V194H97V196H96V195H94V192H84V191L82 192V191H81V190L83 189V183H82V181H81L82 179L80 180L81 182H80V181H79V182L77 181V183H76ZM78 180H79V178H78ZM120 180H121V179H120ZM131 180H132V181H131ZM136 180H137V181H136ZM142 180H143V181H142ZM163 180H165V182H163ZM197 180H198V181H197ZM219 180H221L222 182H220ZM224 180H225V179H224ZM118 181H119V183H118ZM126 181H127V182H126ZM129 181H131V182H129ZM133 181H134V182H133ZM135 181H136V183H137V185H138V186L136 185L137 187H135ZM140 181H142V182L140 183ZM149 181H151V182H153V183H151V182H149ZM167 181H168V182H167ZM170 181H171V182H170ZM201 181H202V183H201ZM208 181H209V182H208ZM217 181H218V182H217ZM128 182H129V184H128ZM143 182H144V183H143ZM154 182H155L156 185L154 184ZM156 182H157V183H156ZM169 182H170V183H169ZM188 182H189V183H188ZM192 182H193V184H192ZM195 182H200V183H198V184H199V187H197L198 184L195 183ZM79 183H80V184L82 183V184H81L82 186H81ZM116 183L119 184L120 186H119V185H116ZM131 183H132V184H131ZM138 183H139L140 185H139ZM142 183H143V184H142ZM149 183H150V184H149ZM165 183L167 184L166 186H164ZM168 183H169V184H168ZM214 183H215V184H214ZM75 184H78V186H76V188H75ZM152 184H153V185H152ZM160 184H161V185H160ZM189 184H191V185H193V186L196 184V187L198 188V190L196 191V189H197L196 187H195L196 189L193 188V189H194V190H193V189H192V186L189 185ZM200 184H202V185L204 184V185L202 186V185H200ZM73 185H72V186H73ZM115 185H116V186H115ZM121 185H122L123 187H121ZM129 185H132V186L130 187ZM141 185H143V187H142ZM171 185H172V186H171ZM213 185H212V186H213ZM64 186H65V188H66V192H65L66 197H65V198H64V196H65V195H64V192L62 191V189H65ZM69 186H70V187H69ZM127 186H129L130 188H128ZM140 186H141L142 188H141ZM144 186H146V187H144ZM157 186H158V187H157ZM160 186H161V187H160ZM169 186H170L171 188H170ZM179 186H180V188H179ZM208 186H211V185H207V187H208ZM212 186H211V187H212ZM55 187H56V186H55ZM68 187H69V188H68ZM78 187H79V189L76 190ZM80 187H81V188H80ZM134 187H135L136 189H135ZM154 187H155V188L157 187V189H155ZM162 187H163V188H162ZM166 187H167V188H166ZM168 187H169V190H168ZM184 187H185L186 190L184 189ZM189 187H190V188H189ZM207 187H206V189H207ZM58 188H57V189H58ZM73 188H75V189H73ZM139 188H141V189H139ZM165 188H166V189H165ZM182 188H183V189H182ZM209 188H210V187H208V189H209ZM228 188H229V187H228ZM228 188H227V189H228ZM230 188H231V187H230ZM230 188H229V189H230ZM69 189H71V191H72V189H73V191H74V193H75V194H74L75 196H74L73 194L70 196L69 193H68V195L66 194L67 192L70 191ZM137 189H139V190H137ZM154 189H155V190H154ZM160 189H162V191H160ZM190 189H192V190L190 191ZM210 189H212V188H210ZM223 189H224V187H223ZM58 190H59V189H58ZM132 190H131V192H132ZM152 190H154L155 192L160 193V194H159V195H155V194H154V191H152ZM158 190H159V191H158ZM167 190H168V191H167ZM231 190H232V188H231L230 190H227L226 192L229 191L230 193H233V191L231 192ZM55 191L58 192V195H62V196H63V197H59L60 200H59L58 195H57V193H56ZM64 191H65V190H64ZM71 191H70V192H71ZM73 191H72V193H73ZM75 191H76V192H75ZM78 191H81V193L79 194ZM181 191H182V192H181ZM194 191H195V192H194ZM59 192H60V193H63V194H59ZM117 192H118V191H117ZM133 192H132V193H133ZM193 192H194V194H193ZM55 193H56V195L54 196L53 194H55ZM76 193H77V195H76ZM82 193H83V194H82ZM157 193H156V194H157ZM161 193H162V194H161ZM230 193H229V194H230ZM81 194H82V195H81ZM100 194H101V195H100ZM103 194H104V196H103ZM106 194H107V195H106ZM117 194H118V195H117ZM124 194H125V195H124ZM133 194H134V193H133ZM224 194H225V193H224ZM80 195L83 196L82 199H85V201L88 200L91 204H90L89 202H87L88 205L85 204L86 202H85L84 200L81 199V196H80ZM89 195H90V196H89ZM92 195H93L94 197H93ZM108 195H109V196H108ZM119 195H120V196H119ZM138 195H140V196L138 197ZM192 195H193V196H192ZM226 195H228V194L226 193L225 196H226ZM231 195H232V194H231ZM76 196H77L78 198H77ZM79 196H80V197H79ZM189 196H190V197H189ZM201 196H200V198H202ZM229 196H230V195H229ZM70 197H71V198H70ZM75 197H76V198H75ZM100 197H101V198L104 197L105 199L109 197L110 199H109V198H108V199L111 200V201H109L108 199H107V200L104 199V201H103V198H102V199H101V200L103 201V204H102V203H101L102 201H100V199L97 200V202H99V201H100V202H99V204H98L97 202H95V203H97V204L99 205V206H97L98 209H96L95 207H96L97 204H94V201H95L97 198H100ZM127 197H128V198H127ZM137 197H138L140 200L137 199ZM140 197H141V198H140ZM226 197H228V196H226ZM63 198H64V199H63ZM73 198H75V199L73 200ZM79 198H80V199H79ZM91 198H92V200H91ZM94 198H95V199H94ZM129 198L131 199V201H130ZM134 198L138 200L139 204H136V205H135V203H138V202H137L136 200H135L136 202H134V200H132V199H134ZM203 198H202V199H203ZM62 199H63V200H62ZM68 199H69V202H73L74 204H77V205H74V206H75V209H74V206H72L73 203H72V204H69V202L67 203V204H69V206L67 205V206H68L67 208H66V207L63 208L64 206H63L62 204H65L64 202H67ZM70 199H71L72 201H70ZM76 199H77V200L79 199L78 202L80 201L81 206H79L80 204L78 205V202H77ZM116 199H117V200L119 199L118 202L116 201ZM123 199H126V200H123ZM204 199H203V200H204ZM58 200H59V202H58ZM75 200H76L77 203L74 202ZM82 201L85 202V203H84L85 205H84V204H83V205H84V207L86 206L87 209L83 208V210H85L86 212L83 211V210L80 211V209H82V208H80V207H83V206H82ZM105 201H107V202H109V203H106ZM140 201H141V202H140ZM150 201H149V202H150ZM60 202H61V203H60ZM62 202H63V203H62ZM111 202H112L113 204H112ZM115 202H116V203H115ZM131 202H132L133 204H132ZM100 203H101L102 205H101ZM104 203H106L105 205H108V206H105V207H104ZM124 203H125V204H124ZM127 203H128V204H127ZM141 203H142V204H141ZM60 204H61V206H60V208H59V205H60ZM93 204H94L95 206H93ZM109 204H111V206H110ZM122 204H123V205H122ZM130 204H131V206H130ZM100 205H101V206H100ZM128 205H129L131 208H130ZM62 206H63V207H62ZM65 206H66V204H65ZM70 206H72L73 209H72ZM78 206H79V207H78ZM88 206H90V207H92V208L90 209V207H88ZM112 206H113V207H112ZM132 206H133V207H132ZM135 206H136V207H135ZM139 206H140L141 208H139ZM142 206H143V207H142ZM61 207L64 209V211H66L65 209H67V211H68V208L70 207V209H69L70 211L67 212V213H65L66 215L63 216L64 213L62 212L63 210H61ZM76 207H77V208H76ZM101 207H104L105 210H104L103 208H101ZM106 207H108V208L106 209ZM114 207H115V208H114ZM117 207L120 209V211H119V209H118ZM127 207H128L129 209H128ZM93 208H94V210L92 211ZM134 208H135V209H134ZM206 208H208V206H207ZM221 208H225L224 203H222ZM41 209H42L43 211H41ZM45 209H46V213H47V214L45 213ZM71 209H72V210H71ZM200 209H202V208L200 207L199 210H200ZM209 209H210V207H209ZM29 210H30V211H29ZM38 210H40V211H38ZM73 210H75L76 212H78V214L76 213V215H75V211H73ZM87 210H89V211L87 212ZM11 211H12V212H11ZM23 211H25V212H23ZM33 211H35V212H33ZM36 211H37V212H36ZM57 211H58V212H57ZM72 211H73V212H72ZM82 211H83V213H82L83 215H81V212H82ZM118 211H119V212H118ZM205 211H206V210H205ZM56 212H57V213H56ZM61 212H62L63 215L60 214ZM3 213L5 214V216H4ZM14 213H17V210H16V211L14 210ZM29 213H31V214L36 213L37 215L34 214L36 217H33L34 215L31 216V214H29ZM42 213H44V214H43V218H42V216H41ZM48 213H50V214H48ZM116 213H117V214H116ZM210 213H211V212H210ZM210 213H208V209H207V214L210 215ZM9 214H10V216H8ZM51 214H52V215H51ZM85 214H86V215H85ZM207 214H206V216H204V217L202 216V218H201V225H202V227H203V224H204V225H207V224H205V223H209V221H207V220L210 219V216H209V215L207 216ZM21 215L23 216V218H22ZM26 215H27V217H26ZM29 215H30V216H29ZM39 215H40V218H39ZM46 215H47V216H46ZM77 215H78V216L80 215V217L82 216V218H81V219H80V217L78 218ZM84 215H85V216H84ZM88 215H89V216H88ZM202 215H203V214H202ZM7 216H8V217H7ZM60 216H61V218H60ZM72 216H74V217H72ZM75 216H76V217H75ZM83 216H84L85 218H84ZM87 216H88V217H87ZM90 216H92V217L90 218ZM20 217H21V218H20ZM30 217H31V219H29ZM62 217H63V218H62ZM71 217H72L73 219H72ZM2 218H4V219H2ZM6 218H7L8 220H7ZM13 218H14V219H13ZM25 218H26V219H25ZM65 218H67V217H65ZM76 218H77V219H76ZM86 218H87V219H86ZM89 218L91 219V222H90V219H89ZM92 218H94V219H93L94 224H95V225L97 224L98 227H96V226L92 223V222H93V221H92ZM137 218H138V216H137ZM206 218H207V219H206ZM18 219H19V221H18L19 223L17 222ZM22 219H23V220H22ZM24 219H25V220H27V219L30 220V221L27 220V223L29 222L30 225L27 224L26 221H24ZM50 219H48V220H50ZM78 219H79V221H80V220L82 221V219H83L84 223H83V222L81 223V221H80V222H77ZM85 219H86V220L89 219L88 222H87ZM156 219H157V220H156ZM189 219L191 220L192 217L189 218ZM193 219L195 220L196 217L193 218ZM193 219H192V221H193ZM204 219H206V220H204ZM21 220H22V221H21ZM53 220H50L49 222L51 223V222H53ZM62 220H61V221H62ZM66 220H67V219H66ZM68 220H69V217H68ZM68 220H67V221H68ZM75 220H76V223L73 222V221H75ZM95 220H97L98 222L102 223L103 225H102V224L98 225L99 223H98V222H95ZM104 220H105V222H104ZM13 221H14V223H13L14 225L12 224ZM67 221H66V222H67ZM7 222H8V223H7ZM15 222H16V223H15ZM21 222H22L23 224H22ZM85 222H86V223H85ZM164 222H165V224H164ZM203 222H204V223H203ZM24 223H26V224H24ZM57 223H53V224H57ZM87 223H91L92 225L89 226V224H87ZM105 223H106V224H105ZM167 223H168V222H167ZM202 223H203V224H202ZM9 224H10V226H9ZM20 224H21V230H19V228H20ZM81 224H82V226H81ZM86 224H87V225H86ZM104 224H105V225H104ZM162 224H164V227L162 226ZM4 225H5V226H4ZM6 225H7V226H6ZM11 225H13V227H12L13 229L11 228ZM18 225H19V227H18ZM25 225H26V226H25ZM27 225H28V226H27ZM43 225H44V223H43ZM84 225H86L85 228H84ZM106 225H107V227H108L109 229L106 227ZM165 225H166V226H165ZM1 226H3V227H1ZM24 226H25V227H24ZM29 226H31V228H28ZM93 226H94V227H93ZM99 226H100V229H101V230L99 229ZM160 226H162V227H160ZM95 227H96V228H95ZM102 227H103V228L106 227V228L108 229V231H109V232H108V231L106 230V228H104V233H105V232H106V233L108 232L107 234L105 233L106 236L103 235L104 233L102 232V231H103V230H102V229H103ZM113 227H114V228H113ZM6 228H7V229H6ZM8 228H9V230H8ZM10 228H11V229H10ZM14 228H17V230L14 229ZM22 228H23V229H22ZM32 228H33V231L30 230V229H32ZM97 228H98V229H97ZM161 228H163V231H162ZM165 228H167L170 232H169L167 229H165ZM4 229H5V230H4ZM25 229H29L31 232H30L29 230H26V232H25ZM94 229L97 230V231H94ZM148 229H149V231H148ZM35 230H36V231H35ZM145 230H147V231H145ZM150 230H151V231H150ZM165 230H166V232H164ZM21 231H23V232H22L23 235H22ZM28 231H29V232H28ZM116 231L119 232V233H116ZM5 232H6V233H5ZM24 232H25L26 234H25ZM35 232H36V233H35ZM39 232H40V231H39ZM39 232H38V233H39ZM41 232L43 233V236H44V235H45V229H44V227L41 228ZM41 232H40V233H41ZM98 232L101 233L102 235L99 234ZM149 232H150V233H149ZM159 232H162V234L159 233ZM4 233H5V234H4ZM38 233H37V234H38ZM42 233H41V234H42ZM95 233H96V234H95ZM146 233H147V234H146ZM157 233H159V235H157ZM163 233H164V234H163ZM166 233H167L168 235H167ZM1 234H2V237H1ZM8 234H9V235H8ZM34 234L31 235L32 237H34L33 239H38V236H39V239H42V238H43L40 234L35 235V236H34ZM98 234L101 235V236H98V237H100V238H98V237L96 236V235H98ZM117 234L120 235V236H118ZM149 234H150V235H149ZM154 234H155L156 236H155ZM3 235H4V236H3ZM12 235H13V236H12ZM21 235H22V236H21ZM113 235H114V236H113ZM147 235H149V236H147ZM152 235H153V236H152ZM165 235H166V236H165ZM9 236H10V238H8ZM40 236H41V237H40ZM62 236H63V234H61V238H63ZM11 237H12V238H11ZM36 237H37V238H36ZM95 237H96L97 239H95ZM101 237H102L103 239H102ZM104 237H105V238H104ZM109 237H108V238H109ZM151 237H152V238H151ZM157 237H160V239L157 240ZM162 237H165V238H166V237H169V238H168L169 240H166L167 238L164 240ZM13 238H14V241H12ZM64 238H65V237H64ZM99 239H100V240H99ZM104 239H105V240H104ZM120 239H121L122 241H121ZM80 240H81V242H79ZM82 240H83V241H82ZM90 240H91V241H90ZM92 240H94V242H93ZM96 240H99L98 242L102 241V242H103V246H105V247L107 246L106 248L104 247V248L106 249V252H105V250L103 249V246H101L102 243L99 244V245L101 246V247H100V246H98V242L96 243ZM125 240H126V241H125ZM145 240H146V241H145ZM8 241H9V242H8ZM123 241L126 242V243H121V242H123ZM162 241H163V242L165 241L166 243H162ZM168 241H169V242H168ZM7 242L9 243V245H8ZM59 242H60V241H59ZM76 242H78V243H76ZM127 242H128V244H127ZM144 242H145V243H144ZM157 242H159V243H157ZM90 243H92V244H90ZM118 243H116V244H118ZM169 243H170V244H169ZM5 244H6V245H5ZM76 244H77V245H76ZM95 244H96L98 247L101 248L102 252L100 251V248H97V246H96ZM105 244H106V245H105ZM119 244H118V245H119ZM131 244H132V245H131ZM141 244H142V247L139 248ZM161 244H162V245H161ZM163 244H166V245L163 247ZM126 245H125V246H126ZM14 246H15V247H14ZM16 246H17V248H16ZM86 246L90 247L92 250H90V248H88V247H86ZM95 246H96V249H95ZM125 246H124V247H125ZM134 246H137V248H134V249H133ZM170 246H171V245H170ZM170 246H169V247H170ZM80 247H81V248H80ZM69 248H70V249H69ZM127 248H126V249H127ZM138 248H139L140 250H142V251H140ZM11 249H12V250H11ZM15 249H16V250H15ZM17 249H18V250H17ZM19 249H20L22 252H24L23 254H27V255H23V256H21V253H19V252H21V251H19ZM71 249H72V250H71ZM86 249H87V250L89 249L88 251L90 252V254L88 253V251H87ZM97 249H98V250H97ZM110 249H112V250L110 251ZM135 249H136L137 252L135 251ZM10 250H11V251H10ZM23 250H24V249H23ZM63 250H64V251H63ZM67 250H68V252H67ZM70 250H71V252H70ZM79 250H80V252H78ZM81 250H82V251H81ZM84 250L86 251V255H85ZM130 250H131V251H130ZM132 250L135 251V254H136V253L138 254V250H139V254L136 255L134 258H133V254H134V252H132ZM16 251H18V254L16 253ZM62 251H63V254H62ZM98 251H99V253L101 252V254H102L103 252L107 254L108 251H110V252H109L110 254H109V253H108L109 255L107 254L108 257H106L107 255H104V254H103L102 256H99L100 254L98 253ZM65 252H66L67 254L70 252V254H71L72 256H70V254L67 255ZM72 252H73V254H72ZM96 252H97V253H96ZM111 252H112V253H111ZM146 252H147V251H146ZM146 252H145V253H146ZM8 253H9V255H8ZM115 253H114V254H115ZM132 253H133V254H132ZM145 253H144V252L141 253V256H142V254L145 255ZM2 254H4V255H2ZM11 254L14 255L16 258H15L14 256H12ZM19 254H20V255H19ZM65 254H66V255H65ZM82 254H84L85 256H83ZM94 254H96V256H95ZM97 254H99V255H97ZM135 254H134V255H135ZM146 254H147V253H146ZM149 254H150V253H148V255H147L148 257H149ZM152 254H153L154 256L152 257V255H150L151 257H149V260H150V258H151V260H152V258H154V259H155V260L153 259L154 262H153V260H152V263H153V264H160V263H161V264H163V263H164V264H167V263L165 262L166 259L164 260V262L162 261L165 257H163V259H161V258H159V257H161V256L159 255V257H158V254H157V253H156V256H155V253H152ZM52 255L49 253L48 256H52ZM63 255H65V256H64L65 259L68 258V257H71L72 259L69 258V259H66V260H65V259L63 258ZM73 255H74V256H73ZM8 256H10V258H9ZM11 256H12V257H11ZM18 256H21L22 259H20V257H18ZM61 256H62V257H61ZM80 256H81V257H80ZM93 256H95V258H93ZM130 256H131V257H130ZM141 256L139 257L140 259L138 258V260H134V262L131 260V264H132V263L136 264L137 262H139V263H137V264H148V263L150 264L151 260H150V261L147 260V261H149V262H147L146 259H148V258H145V260H143V259H144V258H143L144 256H142V257H141ZM147 256L145 255V257H147ZM1 257H2V258H1ZM27 257H28V258H27ZM40 257H41V258H40ZM59 257H61L62 260L59 259ZM82 257H83V258H82ZM155 257H156V258H155ZM157 257H158V258H157ZM8 258H9V259H8ZM17 258H18V259H17ZM142 258H143V259H142ZM1 259H2V260H1ZM15 259H16L17 261L14 263ZM19 259H20V260H19ZM27 259H28V261H27ZM36 259H38V260H37L38 263H36V262H37ZM114 259H115V261H116L117 263L114 261ZM156 259L158 260L157 262H156ZM159 259H161V261H160ZM21 260H23V261H22V262H19V261H21ZM58 260H59V261H58ZM63 260H65V261H63ZM95 260H96V263H94ZM105 260H106V262H104ZM112 260H113V262H112ZM118 260H119V261H118ZM129 260L125 259V260H123V261L126 262V264H128L127 262H129ZM3 261H4V262H3ZM40 261H41V262H40ZM60 261H61V262H60ZM93 261H94V262H93ZM98 261H99V262H98ZM123 261H120V262L122 263ZM136 261H137V262H136ZM140 261H142L143 263L140 262ZM144 261H146L147 263H146V262L144 263ZM159 261H160V263H159ZM18 262H19V263H18ZM31 262H30L29 264H31ZM42 262H43V263H42ZM155 262H156V263H155ZM102 263H101V264H102ZM110 263L108 262L107 264H110ZM129 263H130V262H129ZM152 263H151V264H152ZM66 264H67V263H66ZM123 264H124V263H123Z\"/></svg>", "mask_w": 264, "mask_h": 264}, {"label": "water", "instance_id": "3", "mask_svg": "<svg viewBox=\"0 0 264 264\" xmlns=\"http://www.w3.org/2000/svg\"><path fill=\"white\" fill-rule=\"evenodd\" d=\"M221 59H230L227 55L220 54ZM241 65H246L247 68L252 69L257 66V63L254 61H248L246 63H242Z\"/></svg>", "mask_w": 264, "mask_h": 264}]
</instances>
